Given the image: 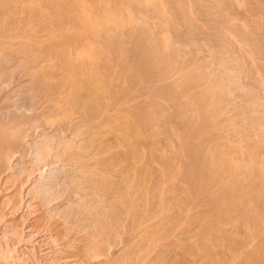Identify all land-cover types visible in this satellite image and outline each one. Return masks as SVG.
I'll list each match as a JSON object with an SVG mask.
<instances>
[{
	"label": "rangeland",
	"instance_id": "obj_1",
	"mask_svg": "<svg viewBox=\"0 0 264 264\" xmlns=\"http://www.w3.org/2000/svg\"><path fill=\"white\" fill-rule=\"evenodd\" d=\"M12 1V0H11ZM10 0H8V1H6V0H0V3L2 2V4L5 2V3H7V4H5L4 3V6L2 5V4H0L1 6V8H0V10H1V12L2 11H4L5 13H6V8L9 10V8H10V12L9 11H7V15L4 13V12H2V15H0V25H2L0 28V35H1V37H0V39H1V44H0V46H1V49H3V50H0V53L1 52H4V53H1V54H3V57L1 56V54H0V56H1V60H0V71L1 72H5L4 74L3 73H1V75H0V77H3V78H0V90H1V88L3 87V89L0 91V101H1V98L3 99V97H5V95H6V100H2V102H0V107H1V110H0V122H2L1 120H2V118H4V117H6L7 118V121H10V119L11 120H14V122L12 121V123H7V124H1V128H4L5 127V132H6V134H7V132H8V134H9V129L10 128H12V127H15V126H17V124H19V121L17 120V119H14L15 118V116H18V115H25V117H30L31 116V111L32 112H35V114H37L38 115V117L39 116H41V117H39V119L40 120H38V119H34V120H29L28 118H26L28 121H30V122H27V126L26 127H28V128H31L32 127V129L35 127V126H40V128H41V131H39L40 133H43L44 135H45V139H46V141H45V139H44V141H43V143H44V145H49V144H51L52 143V139H51V137H50V135H52L54 132H52V131H54L55 129H57L58 128V125H59V127H61L62 129H61V132L59 131L58 132V135L57 136H59V135H61V136H65L66 138L65 139H60V140H58V141H60V142H58L57 143V153H58V157H59V162L58 163H61V164H59V167L60 168H62L61 169V171H62V173H61V171L60 172H58L57 173V178H59L58 179V181H59V185L57 186V189H56V192H57V195H56V199L55 200H53V201H51L50 202V199H51V197H52V195L54 194V193H52V192H47V193H42L41 195L40 194H38L39 196H40V198H38L39 196L38 195H36L35 196V198L32 200L33 201V203L38 207V218H39V221L41 222V225L43 224V226H45L46 228H48V230H50L51 232H52V234H53V236L55 237V240H56V243L63 249V250H65L66 252L67 251H69L70 253H72V254H74V255H77V256H75L76 258H78V259H84V258H86V259H88V260H90V261H92V264H103L104 262V264H121L122 263V259L124 260L125 258V260L123 261V263L124 264H189V262L191 263V264H200L201 262H199L198 260H200L201 261V259H203L202 260V262L204 263V264H212L213 262H214V258H215V260H216V256H217V258H219V260L218 261H215L216 263H214V264H218V262L220 263L221 262V259H223V257L222 256H227V252L226 251H228V252H230L231 254H235L236 255V258H235V264H248L249 262V264H264L263 263V261H264V239H262L261 240V238H264V233H263V231H264V138L262 137L261 138V136H262V134H263V136H264V106L262 105L261 106V104H264L263 102H264V97H262V96H264V82H263V80L262 79H264V76H261V75H264L263 73V71H264V61H262L263 59H264V49H263V41H262V39H264V30L262 31V27L264 26V21H263V12H261V11H264V10H262V8H264V0H262V1H260L259 0V2H258V0H257V2H255V0H240L241 1V4H237V3H239L240 1L239 0H233V1H235V2H233L232 0H225V1H228V3H226L225 2V4H228V6L226 5V6H224L225 4H224V0L222 1V0H220L221 2H222V4L220 3V1H218L217 0V2H213V1H215V0H201L200 2H199V0L198 1H196V0H191V2H190V0H170V1H168L167 2V0H113V1H111V2H109V0H55V2H54V0H44V2H43V0H15V1H12L11 2ZM66 1H67V6H66ZM76 1V3H74ZM108 1V2H107ZM115 1V2H114ZM133 1V2H132ZM140 1V2H139ZM176 1L177 2V4H176V2H175V4H176V6H179L178 8L177 7H175V5H174V2ZM180 1H181V3H180ZM192 1L195 3H192ZM203 1H204V3H203ZM208 1V2H207ZM232 1V2H231ZM236 1H238V2H236ZM248 1V2H247ZM20 2H22V3H20ZM25 4H24V3ZM35 2V3H34ZM56 4V5H54V3ZM63 3V5H62V3ZM69 2H71L70 4H69ZM77 2L79 3L78 5H77ZM92 2H94V3H92ZM114 2V3H113ZM118 2L119 3H121V4H119L118 6H117V4H118ZM143 2V3H142ZM167 2V3H166ZM172 2H173V4H172ZM198 2V3H197ZM210 2H213V4H214V6L216 7H214L213 6V4H211ZM229 2H231L232 4H236L237 5V7H236V5L234 4L233 6H231L232 4H229ZM252 2V3H251ZM255 2V3H254ZM20 3V4H19ZM29 3V4H28ZM32 3L36 6H32ZM48 3V4H47ZM73 3V4H72ZM93 5V7L95 8V10H93L94 8L92 7V5ZM107 3V4H106ZM157 3V4H156ZM163 3H164V5H163ZM166 3V4H165ZM169 3V4H168ZM188 5V3H189V8H188V6L186 5V4ZM192 3V4H191ZM197 3V4H196ZM210 3V4H209ZM220 3V4H219ZM245 3L247 4V3H249L248 5H246V6H244L245 5ZM262 7H260L258 4ZM263 3V5H261V4ZM18 4H19V6H18ZM45 5V7H44V5ZM50 4H51V6H50ZM61 4V5H60ZM72 4V5H71ZM84 4V5H83ZM115 4H116V6H115ZM131 4H135V5H131ZM167 4H168V8L169 7H171V8H167ZM184 5L183 6V8H184V10L186 9V7L189 9V10H191V11H186L185 10V13H187L186 15H185V13H184V10H183V8H182V6L181 5ZM205 4V5H204ZM224 4V5H223ZM244 4V5H243ZM251 4H253L255 7H253V8H255V10L252 8V6L253 5H251ZM256 4V5H255ZM11 5H12V7H13V9H12V7H11ZM17 5V6H16ZM23 5V6H22ZM61 6V8L59 9L58 7H60ZM89 5L91 6V7H89ZM102 5V6H101ZM103 5H104V7H103ZM113 6V7H111V6ZM122 5V6H121ZM126 5V6H125ZM133 7H131V6ZM142 5V6H141ZM162 5V6H161ZM174 5V6H173ZM192 5H195V10L197 11H194V6H192ZM197 5V6H196ZM201 5V6H200ZM219 5V6H218ZM244 6V7H242L241 9H240V7L239 6ZM249 5H251V6H249ZM257 5L259 6V8H257ZM8 6H10V7H8ZM56 6H58V7H56ZM65 6V7H64ZM75 6H77V7H75ZM96 6H98V7H96ZM99 6H101V7H99ZM107 6V7H106ZM173 6V7H172ZM204 6V7H203ZM222 6H224V7H226V8H224V7H222ZM234 6H235V8H234ZM20 7V8H19ZM24 7H25V9H24ZM33 7V8H32ZM56 7V8H55ZM62 7L63 8H65V9H63L64 11L66 10V8H67V10H66V13L62 10ZM70 7V8H69ZM78 7L80 8V10L78 9ZM105 8V9H103V8ZM111 7V8H110ZM115 7V8H114ZM162 7V8H161ZM191 7H193V8H191ZM199 9H198V8ZM208 8V10L210 11H207V8ZM221 8V9H219V8ZM229 7V8H228ZM234 8V10L237 12H234L233 10H232V8ZM15 8H16V12H15ZM18 8V9H17ZM27 8H28V10L29 11H27ZM49 8H51V10H49ZM52 8H55V10L53 11L52 10ZM88 8V9H87ZM98 8V9H97ZM107 8H109V11L107 10ZM121 8V9H120ZM137 8V9H136ZM167 8V9H166ZM172 8L174 9H176V11L179 13H176L175 12V9L174 10H172ZM204 8H206V9H204ZM211 8H214V9H211ZM218 8V11L220 12V10H223V9H225V15L223 14V12H220V14H218L219 12L216 10ZM261 8V9H260ZM12 9V10H11ZM22 9V10H21ZM37 9H38V11H37ZM103 9V10H102ZM124 9H125V11H124ZM129 9V10H128ZM145 9H146V11H145ZM167 10V13H166V11H164V10ZM178 9H179V11H178ZM198 9V10H197ZM231 11V13H230V11ZM239 9H240V11H239ZM244 9V10H243ZM245 9H246V11H245ZM247 9H249V10H247ZM254 10V11H252L251 12V10ZM257 9H258V11L259 10H261L260 12L262 13H260V12H258L257 11ZM20 12V11H24V12H20L21 13V15L23 14V15H26V16H23L24 18H26V17H28V19H24L23 17L21 18V15L20 16H17V15H19L20 13L18 12V11ZM27 12H26V11ZM30 10H31V12H30ZM61 10V11H60ZM74 11V12H72V11ZM79 10V11H78ZM107 10V11H106ZM148 10V11H147ZM201 10V11H200ZM202 10H203V13H201L202 12ZM205 10H206V12H207V14H209V13H211L210 15H212V16H210V15H208L206 18V22H205V16L207 15V14H205L206 12H205ZM214 10V11H213ZM11 11H12V13H11ZM35 11V12H34ZM41 11V12H40ZM57 11V12H56ZM63 11V12H62ZM69 11H70V13H69ZM76 11V12H75ZM81 11V12H80ZM94 11V12H93ZM97 11L99 12V15H97ZM115 11V12H114ZM128 11H130V12H128ZM144 11H145V14H144ZM172 13H171V12ZM180 11H182L181 12V14H180ZM214 13H216L217 14V16H216V14H214ZM233 11V12H232ZM243 11H244V14H246V16L243 14ZM9 12V13H8ZM29 12V13H28ZM34 12V13H33ZM37 12H39L40 14H38ZM54 12V14H52ZM60 12H62V13H60ZM78 12H79V14H78ZM95 12H96V14H95ZM117 12V13H116ZM126 12V13H125ZM146 12H148V13H146ZM156 12V13H155ZM190 12V13H189ZM196 12V13H195ZM239 12H241V13H239ZM254 12H257V13H260L261 15V17L263 18V19H261V17L259 16V14L258 15H256ZM11 13V14H10ZM17 13H19V14H17ZM25 13V14H24ZM27 13V14H26ZM50 13V14H49ZM74 13V14H73ZM76 13H77V15H76ZM82 13V14H81ZM170 13V14H169ZM174 13L175 14H178L179 16H178V18H180V19H178L177 17H176V15H174ZM189 13V14H188ZM192 13V14H191ZM193 13H195V15L193 14ZM233 13V14H232ZM249 13H250V17L248 18V16H249ZM252 13V14H251ZM1 14V13H0ZM8 14H10V16H8ZM14 14V15H13ZM33 14H35L34 15V17H33ZM47 14H49L51 17H48L49 15H47ZM59 14H61V15H59ZM67 14V15H66ZM70 14H72V15H70ZM101 14V15H100ZM127 14V15H126ZM165 14V15H164ZM191 14V15H190ZM199 14H200V16H199ZM203 14H205V16H204V19H203V17L201 16V15H203ZM236 15L237 14V16H234V17H236V18H234L233 17V15ZM245 16H243V15ZM248 14V15H247ZM31 15H32V17H31ZM42 15H43V17H42ZM46 15H47V17H46ZM58 15V16H57ZM63 15H65L66 17H64ZM75 15V17L73 18V16ZM85 15H86V17H85ZM160 15V21L162 22H160V21H158L159 20V16ZM170 15H172V16H170ZM182 15L183 16H185V17H182ZM188 15H190V17L192 18V20H191V18H189V16ZM221 15V17H219V16ZM223 15V16H222ZM251 15H253V16H255L256 17V19H257V17H258V19L257 20H254L255 19V17H253V16H251ZM2 16V17H1ZM16 16H17V18H16ZM37 16H41V17H38L39 18V20L37 19ZM56 16V17H55ZM60 16V17H59ZM110 16H111V18H110ZM156 16V17H155ZM173 16H175V17H173ZM188 18H187V17ZM193 16V17H192ZM196 16V17H195ZM225 16H227V17H225ZM232 16V17H231ZM238 16H240L242 19L243 18H245V19H241L240 17L238 18ZM4 17V18H3ZM5 17H6V21H5ZM8 17V18H7ZM31 17V18H30ZM81 17H82V19H81ZM85 17V18H84ZM108 17V18H107ZM173 17V18H172ZM198 17V18H197ZM202 18V21H200L201 20V18ZM218 19L219 18V20H213V19H216V18ZM223 17V18H222ZM231 19H230V18ZM259 17H260V19H259ZM3 18V19H2ZM10 18H11V20H10ZM13 18V19H12ZM20 18V19H19ZM33 18V19H32ZM49 18H51V19H49ZM56 18V19H55ZM72 20H71V19ZM78 20H82V21H78ZM99 18V19H98ZM137 18V19H136ZM139 18H142V19H140V21H138V19ZM146 18V19H145ZM187 20H189V21H187ZM193 18H195V19H193ZM212 18V19H211ZM225 18V19H224ZM229 18V19H228ZM232 18L234 19V20H232ZM237 18H238V20H237ZM246 18H248V19H246ZM253 18V19H252ZM24 19V20H23ZM32 20V23H31V27H29L30 26V22L29 21H31ZM36 19L38 20V21H36ZM40 19H41V21H44V22H42L41 23V21H40ZM44 19V20H43ZM47 19H49V20H51L52 22L51 23H49L50 21L49 20H47ZM55 19V21H53ZM64 19V20H63ZM75 19H76V21H75ZM93 19V20H92ZM101 19V20H100ZM148 19V20H147ZM158 19V20H157ZM171 19V20H170ZM183 19H185V20H183ZM196 19H198L197 21H196ZM200 19V20H199ZM228 19V20H227ZM239 19H241V20H239ZM253 21V23H254V25H253V23H252V21ZM2 20V21H1ZM3 20L5 21V23L3 22ZM9 20V21H8ZM14 20V22H12ZM23 20V21H22ZM29 20V21H28ZM63 20V21H62ZM71 20V21H70ZM74 20V21H73ZM106 20V21H105ZM170 20V21H169ZM174 20H175V22H174ZM178 20V21H177ZM180 20V21H179ZM183 20V21H182ZM208 20V21H207ZM213 20V21H212ZM226 22H225V21ZM230 20V21H229ZM233 21V23H234V21L236 20V22H235V25L234 26H228V24L229 25H231V23H232V21ZM248 21V23L246 22V21ZM259 20V21H258ZM11 21V22H10ZM21 23L22 22V24L25 26L26 25V27H23V26H21L22 24H20L19 22ZM35 23H34V22ZM40 21V22H39ZM47 21V22H46ZM49 21V22H48ZM58 21H61L60 23L58 22ZM67 22V24H66V22ZM78 21V22H77ZM130 21H131V24H130ZM135 21V22H134ZM143 21L145 22L144 24H143ZM149 21V22H148ZM184 21H187V22H184ZM194 21V22H193ZM198 21H200V22H198ZM210 21V22H209ZM218 21V23H212V22H217ZM220 21H223V22H220ZM229 21V22H228ZM243 25H240V23ZM17 22V23H16ZM26 22H28V24L26 23ZM53 22H54V24H53ZM64 22H65V24H64ZM73 23V25H72V23ZM75 22V23H74ZM104 22V23H103ZM137 22L138 23H141L142 22V24H138L137 25ZM157 24H156V23ZM173 22V23H172ZM181 22V25H178V23H180ZM188 22H192L191 24H189ZM198 22V23H197ZM205 23V25H206V27H205V25L203 24V23ZM208 22L213 26H210V24H208ZM224 22L227 24H224ZM228 22V23H227ZM231 22V23H230ZM239 24H238V23ZM255 22H257L256 24H255ZM261 22V23H260ZM262 22H263V24H262ZM3 23V24H2ZM7 23V24H6ZM25 23V24H24ZM34 23V24H33ZM40 24V26H47L46 25V23L48 24V28L46 27L45 28V26H44V28L42 27H40L39 26V24ZM45 23V24H44ZM56 23H57V25L58 26H56ZM80 23H82V24H80ZM133 23V24H132ZM165 25H164V24ZM190 26H192V29H191V27L189 28V25ZM194 23V24H193ZM195 23H197L198 24V27H197V24H196V26H195ZM202 24V26L204 27L203 28V30L206 28V30H202V26L200 25V24ZM207 23V24H206ZM222 23V24H221ZM232 23V24H233ZM245 23V24H244ZM248 25H247V24ZM9 24V25H8ZM10 24H11V27H8V26H10ZM17 24L19 25V26H17ZM51 24V25H50ZM53 24V25H52ZM60 24V25H59ZM77 24H79V25H77ZM104 24V25H103ZM130 24V25H129ZM160 24V25H159ZM175 24V25H174ZM186 24V25H185ZM258 24V27L256 26ZM260 24V25H259ZM7 25V26H6ZM13 25H15V26H17L16 27V29L19 31V32H14L15 31V26H13ZM38 25V26H37ZM67 25V26H66ZM70 25V26H69ZM75 25H77L76 26V28L75 29H73L74 27H75ZM96 25V26H95ZM106 25H107V27H106ZM110 25L111 26H113V27H110ZM137 25V26H136ZM142 25H144V26H142ZM153 26V29H152V26ZM178 27H177V26ZM216 25V26H215ZM220 27H219V26ZM222 25V26H221ZM223 25H224V27H223ZM245 25H247V26H245ZM5 26L7 27V28H5ZM37 26V27H36ZM69 26V27H68ZM86 26V27H85ZM125 26V27H124ZM127 26H129L128 28H127ZM136 26V27H135ZM139 26V27H138ZM146 26V27H145ZM147 26H148V28H149V26H150V29L149 30H147ZM176 26V27H175ZM179 26L181 27V28H179ZM183 26H184V28H183ZM193 26L195 27V28H193ZM211 27L212 29H213V31H215V32H211L210 30H211V28H210V30L208 29V27ZM215 26V27H214ZM218 26V27H217ZM228 26V27H227ZM238 26H239V28H238ZM241 26V27H240ZM252 26V27H251ZM253 26H254V29H253ZM256 26V27H255ZM14 27V28H13ZM21 27L22 28H26V29H22V30H20L21 29ZM27 27H28V29H27ZM35 27V28H34ZM40 27V28H39ZM50 27H51V29H50ZM59 27H61L59 30H58V28ZM77 27H79V28H77ZM84 27V28H83ZM88 27V28H87ZM110 28V29H108V31H106V28ZM122 27V28H121ZM124 27V28H123ZM136 28V30H134L135 28ZM137 27H138V29H137ZM174 27V28H173ZM185 27H187L188 29H186ZM201 27V28H200ZM243 27H245L244 28V30L245 31H247V32H245L244 30H243ZM248 27V28H247ZM251 27V28H250ZM10 30H9V29ZM13 28V29H12ZM34 28V29H33ZM36 28H39V29H37L36 30ZM64 28H65V30H64ZM67 28V29H66ZM71 28V29H70ZM80 28H82L81 30H83V29H87L88 31V34H87V32H86V29H85V31L83 30V31H81L80 30ZM133 30H132V29ZM140 28V29H139ZM143 28H145V29H143ZM157 28V29H156ZM172 28V29H171ZM200 28V29H199ZM217 28V29H216ZM218 28H220L219 30L220 31H224L223 33L224 34H222L221 36L219 35V38H218V42L216 41V42H212V41H214L213 39L214 38H212V40L211 39H208V38H211V37H213V36H216L215 37V39L218 37V34L219 33H222V32H220L219 30H218ZM222 28H225V29H222ZM238 28V29H237ZM242 28V29H241ZM31 29V31H29ZM41 29V30H40ZM44 29H48V30H44ZM63 29V30H62ZM73 29V30H72ZM92 29V30H91ZM99 29H100V31H99ZM112 29H113V33H115L117 36H118V38L116 37V35L114 36V34L113 33H111L110 34V32H112ZM119 30V31H116V30ZM123 29H125V30H123ZM142 29V30H141ZM163 29V30H162ZM179 29V30H178ZM190 29V30H189ZM196 31V33L198 32L197 31V29L200 31V32H202V34H203V36L202 35H200L199 33L200 32H198L197 34V36L200 38L199 40L196 38V37H194L193 35H195V31ZM215 29V30H214ZM227 29V30H226ZM228 29H236L235 31H234V33H233V30H232V32L230 31V30H228ZM252 29V30H251ZM256 29V30H255ZM257 29H260L259 31L257 30ZM4 30L6 31V35L8 34L9 35V32H10V34L12 33V36L10 37V36H6V38L5 37H3V33H4ZM9 30V31H8ZM11 30H12V32H11ZM28 30V31H27ZM33 30H34V32H33ZM40 32H39V31ZM50 30H51V32H50ZM131 30V31H130ZM146 30V31H145ZM162 30V31H161ZM165 30V31H164ZM181 30V31H180ZM186 30V31H185ZM191 30H192V32H191ZM208 30V31H207ZM237 30H241V32L243 33V36H242V34H241V32H239L240 33V35L238 34V31ZM251 30V32H249ZM254 30V31H253ZM3 31V32H2ZM20 31H21V33H20ZM25 31V32H24ZM27 31V32H26ZM60 31H62L61 33H59ZM66 31V32H65ZM80 32V34L79 33H77V32ZM100 33H99V32ZM121 31V32H120ZM128 31V32H127ZM138 31H139V33H138ZM140 31H141V33H140ZM145 33H144V32ZM174 32V33H172V32ZM187 32V34L186 33H183V32ZM189 31H190V33H189ZM219 31V32H218ZM228 31H230V32H228ZM236 31H237V34H236ZM257 31V32H256ZM263 33H262V32ZM14 32V33H13ZM24 34H23V33ZM29 32V33H28ZM31 32H32V34H31ZM37 32V33H36ZM47 32V33H46ZM68 32V33H67ZM72 32H74V33H72ZM83 32V33H82ZM98 32V33H97ZM122 34H120V33ZM133 32H135V33H133ZM169 32V33H168ZM171 32V33H170ZM177 32H178V34H180V35H178L177 34ZM181 32V33H180ZM194 32V33H193ZM204 32V33H203ZM209 32V33H208ZM254 32V33H253ZM261 33L260 35H258L259 33ZM2 33V34H1ZM16 33H20L21 34V37H20V34L18 35V34H16ZM27 35H26V34ZM44 33H46V35H44ZM49 33H50V35H51V33H52V35L50 36L49 35ZM71 33V34H70ZM77 33V34H76ZM96 33V34H95ZM102 33V34H101ZM106 33V34H105ZM108 33V34H107ZM137 33V34H136ZM208 33V34H207ZM211 33V34H210ZM227 33H228V35H227ZM247 33V34H246ZM252 33V34H251ZM256 33V34H255ZM34 34L36 35V37L34 36ZM40 34V35H39ZM48 34V35H47ZM54 34H56V36L54 35ZM64 34H67V35H65L64 36ZM69 34V35H68ZM86 36H85V35ZM94 34V35H93ZM119 34V35H118ZM124 34V35H123ZM134 34V35H133ZM139 34V35H138ZM154 36V38H152L153 36ZM154 34H156V35H154ZM160 34V35H159ZM175 34H177L178 35V38H177V35H175ZM188 34H189V36H188ZM191 34H192V36L194 37V39H193V37H191ZM207 36H209V37H207ZM210 34V35H209ZM216 34V35H215ZM231 34H233V35H231ZM235 34H236V36L238 37V39L240 38V37H242V38H240L239 40L236 38V36H235ZM254 34H255V36H254ZM17 35V38L15 37ZM30 35V36H29ZM42 35V36H41ZM44 35V36H43ZM60 35H62V36H60ZM83 35H84V38H83ZM98 36V37H95V36ZM101 35H104L103 37H101ZM109 35H111V36H109ZM143 35L145 36L144 38L146 39V40H144V38H143ZM182 35V36H181ZM213 35V36H212ZM223 35H225V37L223 36ZM227 35V36H226ZM231 35V36H230ZM244 35H247L246 36V38H245V36ZM248 35L251 37H248ZM253 35V36H252ZM5 36V35H4ZM32 36V37H31ZM40 36V38H38ZM59 36V37H58ZM63 36H64V39H66V41H70V42H66V44H64L63 43V46H62V43L61 42H63ZM67 36V37H66ZM72 37L73 36V38H71L72 40H74V41H72L71 39H70V37ZM79 36V37H78ZM105 36H107L106 38H105ZM113 36V37H112ZM142 38H141V37ZM152 36V37H151ZM155 36H159L160 37V39H159V37H158V41H157V37H156V39H155ZM179 36H180V38H179ZM185 36H188V39H187V41H185L186 39H185ZM205 36V37H204ZM233 36V37H232ZM15 37V38H14ZM20 37V38H19ZM30 37V38H29ZM43 37H45V39L43 38ZM50 37V38H49ZM59 39H58V38ZM61 37V38H60ZM93 37H95L96 39H94ZM110 37V38H109ZM115 37V38H114ZM123 37V38H122ZM127 37V38H126ZM130 37V38H129ZM136 37V38H135ZM172 37V38H171ZM184 37V38H183ZM189 37H191V38H189ZM230 37H232L233 39H234V41H233V39L232 38H230ZM248 37V38H247ZM254 39H253V38ZM257 37H258V39H257ZM260 37H262L261 39H260ZM8 38H12L11 40L10 39H8ZM19 38V39H18ZM24 40V41H20V40H22V39ZM25 38V39H24ZM26 38H28V39H26ZM35 38H37V39H35ZM42 38V39H41ZM46 38H49L48 40H46ZM57 39V41H55L56 39ZM77 38V39H76ZM79 38V39H78ZM103 38H105V41H104V39ZM107 38H108V40H107ZM133 38V39H132ZM187 38V37H186ZM196 38V39H195ZM203 38H204V40H203ZM206 38H207V40H208V42L207 41H205L206 40ZM223 39V38H226V40H227V42L225 41H223V40H225V39H223V40H220V39ZM243 38H245V39H243ZM251 39V41H250V39ZM7 39V40H6ZM40 39V40H39ZM50 39H52V41L50 40ZM77 41H76V40ZM99 39V40H98ZM102 39V41L103 42H101L100 40ZM111 39V40H110ZM115 39H117L118 41H115ZM120 39L121 40H123L122 42L120 41ZM130 40V41H128V40ZM142 39H143V41H142ZM147 39H150V40H147ZM151 39H153L152 41H153V44L150 46V44L152 43L151 42ZM181 39H184V40H181ZM192 39V41H190ZM229 39L230 40H232L234 43H232V41H229ZM243 39V40H242ZM248 39H249V42H247V43H245L246 41H248ZM256 39V40H255ZM260 39V40H259ZM16 40V41H15ZM17 40L19 41V42H17ZM25 40H27L26 42H25ZM30 40H32V42L30 41ZM37 40V41H36ZM47 41L46 43L44 42L43 43V41ZM82 40V41H81ZM95 40H96V42H95ZM127 40V41H126ZM170 40H173V42L172 41H170ZM178 40V41H177ZM189 40V41H188ZM195 40H198V41H200L199 42V44H197L198 42L197 41H195ZM210 40V41H209ZM259 40V41H258ZM2 41H3V43H2ZM6 41H7V43H6ZM32 43H30V42ZM40 41V42H39ZM59 41H61L60 43H59ZM65 41V40H64ZM80 41V43H78ZM95 42V45H94V42ZM107 41H109V42H111L112 44H111V46H110V43L108 44V42ZM114 41H115V44H114ZM120 41V42H119ZM137 42V44H138V46H137V44H136V42ZM148 42V43H146V44H144L145 42ZM150 41V42H149ZM164 41H166V42H164ZM170 41V42H169ZM183 41V42H182ZM223 42V44L224 45H226V47L225 46H223V45H221V43ZM230 42V48H231V51H230V48H229V44H227V43H229ZM243 43H242V42ZM253 41V42H252ZM9 42V43H8ZM16 44H15V43ZM21 42H22V44H21ZM42 42V43H41ZM55 42V43H54ZM83 42H85L84 44H83ZM99 42V43H98ZM107 42V45H105V43ZM121 43V45L119 44V43ZM142 42V43H141ZM157 42V43H156ZM176 42H178V43H180L181 42V44H180V46H178L179 44L178 43H176ZM184 42H185V44H186V47H185V44H184ZM187 42H189V43H193V42H195V43H193L192 45H193V47L192 46H190ZM205 42H206V44H205ZM239 43V44H235V43ZM240 42H241V44H240ZM263 42V43H262ZM10 43H12L11 45H9ZM26 45H25V44ZM29 45H28V44ZM36 43H39V44H36ZM50 43V44H49ZM53 43V44H52ZM58 43H59V45H58ZM67 43H71L73 46H71V45H69L70 46V49H69V46L67 47ZM74 43H77V44H74ZM93 43V44H92ZM100 43H102L101 45H102V47H101V45H99ZM103 43H104V45H103ZM131 43V44H130ZM140 43V44H139ZM172 45V47H171V49L172 50H174V52H172V50L171 49H169L170 48V44ZM184 45H183V44ZM203 43V45L205 44L206 46V48H207V50H206V48L204 49L203 47V45H201ZM208 43H209V46H207L208 45ZM213 43V44H212ZM220 44V45H215V44ZM250 43V44H249ZM252 43V44H251ZM257 43V44H256ZM7 44V45H6ZM14 44V45H13ZM48 46L49 45V47L51 46V45H53L55 48H56V44H57V47L59 48V50H58V48H56V51H55V48H53V46H51L50 48L49 47H46V45ZM120 45V47H119V45ZM128 44V45H127ZM142 44L144 45V46H142ZM176 44H178L176 47H175V45ZM188 44V45H187ZM196 44V45H195ZM235 44V45H234ZM256 46H254V45ZM261 44V48L263 49H260V47H258L259 45ZM4 47H3V46ZM13 45V46H12ZM16 45V46H15ZM19 45H20V47H22V48H20L19 47ZM22 45V46H21ZM35 45V46H34ZM37 45V46H36ZM77 45H79V47L77 46ZM99 45V47H98V49L96 48V50L94 49V47H97ZM112 45H113V48H112ZM114 45H118L117 47H114ZM126 45V46H125ZM141 45V46H140ZM149 45V46H148ZM156 45H158V47L156 46ZM212 45V48L214 47H216V46H218L217 47V49H218V51H216L214 48H213V50H212V48L210 47ZM233 45V46H232ZM237 45H239V46H237ZM253 47H252V46ZM8 48H7V47ZM12 46V47H11ZM19 47V48H14V47ZM24 46H27V47H24ZM33 46V48H31ZM43 46V47H42ZM107 46V47H106ZM140 46V47H139ZM145 46H146V49L147 50H143V49H145ZM153 46H155V48H152ZM173 46H174V48H173ZM182 46V47H181ZM186 48V52H187V54L188 55H186V52H185V48ZM195 46V47H194ZM198 46V47H197ZM237 47V49L239 50V52H238V50L237 49H234V48H236ZM246 46H248V47H246ZM30 47V48H29ZM38 47V48H37ZM40 47H41V49H40ZM44 47H46V48H44ZM73 47V48H72ZM74 47H75V49L77 50H75L74 49ZM110 47V48H109ZM122 47V48H121ZM127 47V48H126ZM133 47V49H131ZM144 47V48H143ZM147 47H149V49H153V50H148V48ZM179 47V48H178ZM197 47V49H201L200 51L198 50V52L197 53H200L199 55L196 53V51H197V49H194V48H196ZM204 49V51H203V49ZM223 47H225L226 49H228L229 51H227L225 48L223 49L222 48V50H221V48ZM233 47V48H232ZM255 47V48H254ZM4 48H6V51H5V49ZM10 48V49H9ZM11 48H12V50L13 51H15V50H17V51H19V53H16L15 55H14V53L11 51ZM27 49V48H29V49H31V50H29V51H34V49H35V51L34 52H36V50L39 52V50H42V48H43V52H42V54H41V51H40V54L37 52L36 54H34L33 52H29L28 51V49L27 50H25V49ZM62 48H63V50L64 51H62ZM68 48V49H67ZM78 48V49H77ZM101 48V49H100ZM105 48V49H104ZM116 48H118L117 50H115ZM136 48V49H135ZM157 48H158V50H157ZM178 48V49H177ZM182 48H184V49H182ZM209 48V49H208ZM220 48V49H219ZM246 48V49H245ZM259 50H258V49ZM22 49V50H21ZM67 50V53L69 54V52H71L70 54H71V56H68V54L66 53V50ZM81 49V50H80ZM103 49V50H102ZM112 49V50H111ZM127 50L126 52H124L125 50ZM142 49V50H141ZM154 49H156V50H154ZM160 49L162 50L161 52L163 53H160ZM181 49V50H180ZM194 49V50H193ZM233 49V50H232ZM242 49V50H241ZM248 49V50H247ZM257 51H256V50ZM45 50H46V52H45ZM48 50H50V51H48ZM53 50H54V52H56V53H54L53 52ZM70 50V51H69ZM93 50V51H92ZM94 50H95V52H94ZM100 50L101 51V53H98V51ZM113 53V55H112V53H110V51ZM137 50V53L135 52V51ZM188 50V51H187ZM210 50H212V51H210ZM215 50V51H214ZM222 51V52H220V51ZM236 50V51H235ZM245 50H247V51H245ZM250 50V51H249ZM254 50V51H253ZM261 50V51H260ZM9 53H11L10 55H12L13 54V56H16V58L15 57H11V56H9V54H8V52ZM11 51V52H10ZM24 53H26V54H24ZM27 51H28V53H27ZM99 51V52H100ZM105 51H107V52H105ZM123 51V52H122ZM141 51H143V52H141ZM144 51H147V52H145L146 54H143L144 53ZM155 53H154V52ZM157 51H159V52H157ZM178 51V52H177ZM181 51V52H180ZM206 51H207V54H206ZM210 51V52H209ZM224 51L226 52H228V54L227 53H224ZM235 52V55H233V53ZM240 51H241V53H240ZM244 51V52H243ZM259 51V52H258ZM22 52V53H21ZM58 52V53H57ZM60 52V53H59ZM97 52V54H99L100 55V57L97 55V54H95V56H94V53H96ZM128 52V53H127ZM130 52V53H129ZM133 52H135V54L137 55H135V54H133ZM150 52V53H149ZM180 52V53H179ZM191 52H193V54H189V53H191ZM203 54H202V53ZM211 52H214V53H211ZM216 52V53H215ZM218 52V53H217ZM243 52V53H242ZM246 52V53H245ZM249 52H250V54H249ZM252 52V53H251ZM49 53V54H48ZM90 53V54H89ZM93 53V54H92ZM106 53V54H105ZM123 53H125V54H123ZM141 53V54H140ZM152 53H154L153 54V58H151L152 57ZM176 53L178 54V55H176ZM195 53H196V56H195ZM209 53V54H208ZM225 54L226 56L227 55H229V56H223L222 57V54ZM229 53H231L232 54V56H231V54H229ZM238 53H240V54H238ZM245 53V54H244ZM7 54V55H6ZM22 54H24L23 55V57H22ZM29 54V56H27ZM39 54V55H38ZM69 54V55H70ZM92 54V55H91ZM108 54L110 55V56H108ZM121 54H123L122 56H121ZM139 54V55H138ZM143 54V57L142 56H140V55H142ZM156 54V56H154ZM159 54H161V58H158V57H160V55ZM166 54V55H165ZM170 54V55H169ZM173 54V55H172ZM181 54V55H180ZM211 54H213V55H215V57L216 58H214L213 57V55H211ZM241 54H243V56H244V58L246 59V60H244L243 61V59L244 58H242L243 56L241 55ZM247 54V55H246ZM30 55H31V57H30ZM36 55H38L37 57H36V60H35V56ZM43 55V56H42ZM45 55V56H44ZM52 55V56H51ZM60 55V56H59ZM65 55V56H64ZM78 55H79V57H78ZM107 55V57H109L108 59L105 57ZM116 55V56H115ZM119 55V57H117ZM127 55H132L130 58H129V56H127ZM135 55V56H134ZM144 55L145 56H150V57H148L147 56V58H145L144 57ZM165 55V57H163ZM183 55H184V58L182 59V57H183ZM194 55V56H193ZM198 55V56H197ZM202 55V56H201ZM210 55H211V57H210ZM217 55V56H216ZM221 56V59H219L218 60V57H220ZM238 55V56H237ZM7 56V57H6ZM9 56V57H8ZM20 56H21V58L23 59H25V61H24V59L22 60L21 58H20ZM32 56H34V57H32ZM73 56V57H72ZM124 56H125V59H124ZM127 56V57H126ZM138 56H140L141 57V59H139L138 60V58H140V57H138ZM169 56H171L170 57V59H171V63H172V61H173V63H172V65H170V62H168V60H166V57H167V59H169ZM178 56V57H177ZM186 56H187V59H186ZM195 58V60H194V58ZM200 56V57H199ZM205 56V57H204ZM210 57V60H211V62H210V60H208L209 59V57ZM236 56V57H235ZM241 56V57H240ZM245 56H247V57H245ZM256 56H258V57H256ZM5 57V59H6V61H7V58L9 59L8 61H15L16 60V62H17V64L15 63V62H6L5 61V59H3L2 60V58H4ZM20 59H19V58ZM27 57V58H26ZM28 57L30 58V59H28ZM51 57H52V59H51ZM56 57V59H58V60H56V59H54ZM58 57V58H57ZM67 57H69V58H67ZM103 57V58H102ZM113 57H115V59H113ZM155 57H157V58H155ZM180 57V59H178ZM199 57V58H198ZM232 57H234V58H232ZM237 57H239V62L238 61H236V60H238V58ZM260 57H262V59H259ZM41 59L40 61L38 60V59ZM50 58V59H49ZM65 58H66V61L68 62H66L65 61ZM73 58V60H71ZM83 60H82V59ZM101 58V59H100ZM105 58L108 60H105ZM119 59V61H118V59ZM143 58H145V59H147V60H145V59H143ZM148 58H149V60H148ZM155 58V59H154ZM164 58V59H163ZM173 58H175V59H173ZM196 58H197V60H196ZM213 58L216 60H214V62H216V64L213 62ZM224 58H227L228 60H229V64L228 63H226L227 62V59H225L226 60V62H225V60H224ZM235 58H237V59H235ZM251 58V59H250ZM13 59V60H12ZM33 59H34V61H33ZM74 59L75 60H77L78 61V63H77V61L74 63V64H72L73 62H74ZM79 59H81V61L79 60ZM99 59V60H98ZM123 59L125 60L124 62H123ZM133 61H132V60ZM151 59V60H150ZM157 59H158V61H157ZM160 59V60H159ZM169 59V60H170ZM186 59V60H185ZM190 59H191V61H190ZM203 61H201V60ZM207 61H206V60ZM235 59V60H234ZM254 59H255V61H257V64H256V62L254 61ZM257 59H259V60H257ZM18 60H22L20 63H19V61ZM29 60V61H28ZM60 60H61V62H60ZM71 60V61H70ZM86 60V61H85ZM89 60V61H88ZM92 60L94 61V63L92 62ZM101 60V61H100ZM103 60H104V62L106 61L107 62V64L108 65H110V69L112 68V70H106L105 68H106V66L107 65H104V64H106V62L105 63H103ZM111 62H110V61ZM113 60V61H112ZM131 60V61H130ZM140 60H143L142 61V63H141V61ZM148 63V66H146L147 65V63L145 62V61ZM163 60V61H162ZM164 60L166 61V62H164ZM180 60V61H179ZM189 60V61H188ZM196 61L195 63H194V61ZM253 61V62H251V61ZM263 62H261V61ZM2 61V62H1ZM25 63H24V62ZM29 62V63H26V62ZM30 61H33V62H30ZM36 61V62H35ZM38 61H39V63H38ZM45 61H46V65H45ZM51 61V62H50ZM54 61L56 62V63H54ZM57 61H59V62H57ZM83 61V62H82ZM86 62V64H88V66L85 64V62ZM91 61V64L90 63H88V62H90ZM96 61H99L101 64H102V66H99V65H101L99 62H96ZM115 61H118V62H115ZM121 61V62H120ZM138 62V64H137V62ZM151 61L154 63V64H149V62L151 63ZM162 61V62H161ZM183 62V64H182V62ZM187 63H185V62ZM192 61H193V63H192ZM223 61V63H219V62H222ZM234 61H235V64H234ZM240 61L242 62L241 64L242 65H240ZM247 61V62H246ZM261 62L262 64H261V68H259L260 66H259V62ZM4 62H5V64H6V66H5V64H4ZM42 64H41V63ZM63 62H64V65H63ZM81 62V63H80ZM131 62V63H130ZM132 62H134V63H132ZM168 62V64H166ZM175 62V63H174ZM214 63L213 65L211 64V63ZM218 62V63H217ZM233 63V66H232V68H231V63ZM237 62V63H236ZM245 64H244V63ZM11 64V65H8V64ZM14 63H15V65H17V66H15L14 65ZM21 63H23V66H22V64ZM33 64V65H31V64ZM36 63V64H35ZM66 63V64H65ZM80 63V64H79ZM114 63V64H113ZM115 63H117L116 65H115ZM120 63H122L121 65H120ZM137 65H136V64ZM139 63H140V65H139ZM144 63H146L145 65H144ZM159 63H162L163 65H159ZM165 63V64H164ZM177 63V64H176ZM180 63V64H179ZM188 63H192L191 65L189 64L188 65ZM197 63V66L195 65ZM199 63V64H198ZM225 63V64H224ZM239 63V64H238ZM249 64V66H248V64ZM20 65V67H21V69L20 68H17V67H19V65ZM27 64H30L29 66H27ZM39 64H41V65H39ZM44 64V65H43ZM52 64V65H51ZM62 64V65H61ZM72 64V65H71ZM79 65V66H76V65ZM83 64H85V66L83 65ZM97 64H99L98 66H97ZM178 64L180 65V66H178ZM182 64V65H181ZM208 64V65H207ZM222 64H224V65H222ZM247 64V65H246ZM7 65H8V67H7ZM37 65H38V67H37ZM48 65V66H47ZM61 65V66H60ZM66 65H68L67 67H65ZM90 65V66H89ZM93 65V66H92ZM112 65H114L113 67H112ZM127 65V66H126ZM130 65V66H129ZM132 65V66H131ZM133 65H135L134 67H133ZM138 65H139V67H138ZM142 65V66H141ZM169 67H167V66ZM175 65V66H174ZM184 65H188V67L186 66V68H189V69H186L185 68V66ZM192 65H195V66H192ZM203 66V68H201V66ZM206 65V66H205ZM222 65V66H221ZM235 65V66H234ZM244 65V66H243ZM246 65V66H245ZM251 65V66H250ZM263 65V66H262ZM10 66V67H9ZM11 66H15L14 68L12 67L11 68ZM34 68H33V67ZM42 66V67H41ZM60 66V67H59ZM96 66V70H94L95 67ZM121 66V67H120ZM123 66H124V68H123ZM144 66H146V67H144ZM149 66H152V67H149ZM162 66V68H159V67H161ZM176 66H178V70H177V67ZM191 66V67H190ZM212 68H211V67ZM214 66H215V68H214ZM226 66H227V68H226ZM228 66H230L229 67V69H228ZM241 66V67H240ZM258 66V67H257ZM23 67L25 68V69H23ZM45 67V68H44ZM47 67V68H46ZM53 67H54V69L56 68V71L54 70L53 71ZM58 67H59V69H58ZM78 67V68H77ZM82 67V68H81ZM109 67V66H108ZM117 69H116V68ZM120 67V68H119ZM143 67V68H142ZM156 67V68H155ZM173 67V68H172ZM175 67V68H174ZM181 67H183L182 68V70H180L181 69ZM193 67V68H192ZM197 67H199V69L200 70H202L201 71V74L199 73L200 71L198 70V71H196L197 72V75H193L194 74V70H196V69H198ZM205 67V68H204ZM207 67V68H206ZM210 67V68H209ZM217 67V68H216ZM223 67H225V69L223 68ZM236 67V68H235ZM240 67V68H239ZM244 67V68H243ZM245 67H246V69H245ZM256 67L258 68L257 70H256ZM11 68V69H10ZM29 68V69H28ZM31 68H32V70H31ZM42 70H41V69ZM61 68V69H60ZM66 68H68V69H66ZM89 69V70H86V69ZM94 68V69H93ZM102 68H104V69H102ZM114 68V69H113ZM131 68H132V70H134V71H132V72H130V70H131ZM134 68V69H133ZM141 68H142V70H141ZM144 68H146L145 70L147 71H145V70H143ZM149 68V69H148ZM154 68V69H153ZM158 68V69H157ZM196 68V69H195ZM209 68V69H208ZM252 68H254V69H252V72H244V71H246L247 69L249 70V71H251V69ZM5 69V70H4ZM19 69H20V71H22V73L19 71ZM35 69V70H34ZM58 69V70H57ZM65 69H66V72H64L65 71ZM83 69V70H82ZM84 69L86 70L85 71V73H87L86 74V76H84L85 74H84V72H82V71H84ZM108 69V68H107ZM123 69V70H122ZM129 71H128V70ZM141 70V72H145V74L143 75V74H141L140 73V71L139 70ZM151 69H153V70H151ZM159 69H161L160 71H159ZM173 69V70H172ZM192 69V70H191ZM212 69H213V71H212ZM215 69H216V71H215ZM218 69V70H217ZM228 71H227V70ZM232 69L234 70V72L235 71H238V72H235L233 75H231V72H233L232 71ZM237 69H239V70H237ZM261 69H263V70H261ZM7 70V71H6ZM11 70V71H10ZM16 70H18L17 72H16ZM26 70V71H25ZM29 70V71H28ZM36 71L35 73H34V71ZM62 70H63V73H62ZM71 70H74L75 72H76V70H77V72L75 73L74 71H72V73H71ZM80 70V73L78 72ZM82 70V71H81ZM103 70H105V71H103ZM114 70V71H113ZM127 70V71H126ZM138 70V71H137ZM148 70H151V71H149L148 72ZM155 70V71H154ZM186 70H187V72H186ZM189 70V71H188ZM204 70H207L206 72H203ZM225 70H226V72H225ZM229 70L231 71L229 74H228V72H229ZM247 70V71H248ZM257 71V72H255V71ZM11 73H10V72ZM31 71V72H30ZM37 71H38V73H37ZM58 71V72H57ZM90 71V72H89ZM92 71V72H91ZM93 71H94V73H93ZM99 71V72H98ZM107 71H108V73H107ZM112 73H111V72ZM119 71V72H118ZM136 71V72H135ZM157 71V72H156ZM158 71H159V73H158ZM174 71H175V73H174ZM177 71H179L180 72V74H178L179 72H177ZM186 72V73H184V75L182 74L181 75V73L182 72ZM192 71H194V72H192ZM211 71V72H210ZM220 71V72H219ZM223 71V72H222ZM242 71V72H241ZM253 71H254V73H253ZM262 73H260V72ZM14 72V73H13ZM20 72V73H19ZM23 72H25V74L23 73ZM27 72H29V73H27ZM54 72V73H53ZM57 72V73H56ZM69 73V75H68V73ZM102 72H103V74H102ZM118 73V76L115 74V73ZM126 74H125V73ZM151 72V73H150ZM164 72V73H163ZM171 72V73H170ZM177 72V73H176ZM190 72H192V75H193V77L195 78L194 79V81H192L193 80V77H192V75H190L189 76V74L188 73H190ZM196 72H195V74H196ZM203 72V73H202ZM208 72V73H207ZM217 72H219V74L220 75H222V76H219V74L217 73ZM226 74H225V73ZM26 73H27V77H26ZM33 73V74H32ZM58 73H60V74H58ZM66 73H67V76H64V75H66ZM74 73V74H73ZM77 73H78V75H77ZM99 73V74H98ZM106 73H107V76H106ZM128 73V74H127ZM136 73H138V74H136ZM141 75H140V74ZM146 73H148L147 75H146ZM149 73H150V75H149ZM154 73H156L157 75H158V77H157V75H155ZM161 73H163V74H161ZM167 75H166V74ZM173 73V74H172ZM208 75H207V74ZM212 73V74H211ZM217 73V74H216ZM224 73V74H223ZM248 73V74H247ZM251 73H253V75H254V78H253V76L251 75ZM255 73H257V74H255ZM6 74V75H5ZM17 74H21L20 76H22V78L19 76H15V75H17ZM23 74V75H22ZM28 74L30 75V78H29V76H28ZM55 74V75H54ZM94 74V75H93ZM121 74H123L124 76H125V78L123 77L122 78V76L123 75H121ZM135 74H136V76H135ZM161 74V75H160ZM179 76H178V75ZM191 74V73H190ZM204 74V75H203ZM207 76H206V75ZM215 74V75H214ZM239 74L241 75L240 77H239ZM244 76H243V75ZM247 74V75H246ZM10 75V76H9ZM33 75V76H32ZM47 75V76H46ZM54 75V76H53ZM76 75V76H75ZM82 75V76H81ZM100 77H99V76ZM103 75V76H102ZM104 75H105V77H104ZM109 75V76H108ZM119 75H121L120 77H119ZM143 75V76H142ZM146 75V76H145ZM156 76V78H155V76ZM175 75H177L178 77H176ZM181 75V76H180ZM188 75V76H187ZM198 75H199V77H198ZM210 75H212V77L210 76ZM216 76V75H218V77L216 78V77H214V76ZM225 75L227 76V77H225ZM230 75V76H229ZM248 75H250V76H248ZM260 75V76H259ZM13 76V77H12ZM59 76H61V77H65V79H63V78H61V77H59ZM72 76V77H71ZM74 76V77H73ZM96 76L97 77H99L98 79H96ZM116 76V77H115ZM133 76V77H132ZM139 76H140V78H141V76H142V78L145 76V78H143V80L145 81V84L142 82L143 80H141L140 78H139ZM153 76V77H152ZM247 76V77H246ZM7 79H6V78ZM18 79H17V78ZM35 77V78H34ZM41 77V78H40ZM68 77V78H67ZM88 77V78H87ZM91 77V78H90ZM106 77L107 78H110L109 80L111 81L112 80V82H110L108 79L106 80L107 81V83H106V81H105V79H106ZM118 77H119V79H118ZM126 77H127V79L129 80H127L126 79ZM165 77H166V80L168 81V80H170V81H165ZM175 77V78H174ZM182 77V78H181ZM186 79H185V78ZM187 77H189V79H187ZM192 77V78H191ZM197 77V78H196ZM203 77V78H202ZM204 77H205V79H204ZM208 77H210V78H208ZM226 78L225 80H224V78ZM244 77H245V79H244ZM250 79H252L251 80V82H250V80H249V78ZM262 77V79H260L261 81H262V83L260 82V80H259V78H261ZM9 78V79H8ZM19 78H20V80H22L21 82H20V80H19ZM24 78V79H23ZM26 78V79H25ZM32 78H34V79H32ZM50 78V79H49ZM56 78V80L54 81V79ZM59 78H60V80H59ZM72 78V79H71ZM95 78V79H94ZM125 79L124 81L122 80V79ZM139 79V81H138V79ZM149 78H151L150 80H147V79H149ZM156 79V81H154L155 79ZM178 78V79H177ZM184 78V80H182ZM199 78V79H198ZM202 78V79H201ZM212 78H215V82L213 81V79ZM234 78V79H233ZM241 78H242V81H240L241 80ZM246 78L248 79V80H246ZM2 79H3V82H2ZM28 79V80H27ZM31 79V80H30ZM36 79V80H35ZM38 79H40V80H42V82L44 83V85H43V83L42 82H40ZM68 79V80H67ZM73 79H74V81H73ZM80 79H82V80H80ZM88 79V80H87ZM118 80V82H120V83H116V85H115V82H117V80ZM160 79V80H159ZM164 79V80H163ZM175 79V80H174ZM192 79V80H191ZM199 80V81H197V80ZM204 79V80H203ZM210 79V80H209ZM243 79L244 80H246L245 82L243 81ZM5 80V81H4ZM9 80V81H8ZM34 81V84H33V81ZM47 80H48V83H47ZM51 80V81H50ZM63 80L64 81H66L65 83H66V85H65V83L63 82ZM75 80H76V82H75ZM116 80V81H115ZM122 80V81H121ZM180 80H182L179 84H177L178 82ZM187 80V81H186ZM190 80H191V82H190ZM201 80V81H200ZM203 80V81H202ZM205 80H206V82H205ZM221 80H223V81H221ZM226 80H230L229 82L228 81H226ZM256 80H257V82H258V85H257V83H256ZM8 81V82H7ZM28 81V82H27ZM30 81V82H29ZM50 81V82H49ZM53 81V82H52ZM60 81V82H59ZM72 81V82H71ZM90 81V82H89ZM96 81V82H95ZM100 81H102V83L100 82ZM127 82V84L125 85H123V87H124V90H123V87H120L121 88V90L119 91V86L121 85V83L123 82ZM137 81V82H136ZM140 81H141V85L140 84H138V83H140ZM146 81H149L148 83L146 82ZM163 82V83H159V82ZM173 81L176 83H174L173 84ZM185 81V82H184ZM189 81V82H188ZM197 81V82H196ZM209 81V83L207 84V82ZM219 81V82H218ZM241 83H240V82ZM248 81V82H247ZM35 82H36V84H35ZM39 82H40V85H42V86H45L46 85V87L45 88H47V89H45V90H42L43 89V87L42 86H36V85H38L39 84ZM57 84H55V83ZM68 82H69V84H68ZM75 82V83H74ZM100 82V83H99ZM110 82V83H109ZM136 82V83H135ZM155 84H154V83ZM157 82V83H156ZM198 83V84H196V83ZM200 82H202V84H201V86H200ZM204 82V83H203ZM215 83V85H211V86H213V87H211L209 84H211V83ZM224 82V84H220V83H223ZM230 83V84H226V83ZM233 84H232V83ZM240 84H239V83ZM244 82V83H243ZM247 82V83H246ZM250 82V83H249ZM24 83V84H23ZM26 83V84H25ZM27 83H30V84H27ZM42 83V84H41ZM53 83V84H52ZM59 83H60V85L62 86H59ZM79 83V84H78ZM94 83V84H93ZM95 83H97L96 85H95ZM104 83H106L105 85H104ZM164 83H166V84H164ZM172 83V84H171ZM184 83H185V85L187 86H185L184 85ZM196 84V85H194V86H192L193 84ZM220 84V85H218V84ZM237 83V84H236ZM5 84V85H4ZM32 84V85H31ZM48 84H51L50 85V87H49V85ZM72 84H73V86H72ZM79 85V86H76V85ZM131 84V85H130ZM147 84H148V86H147ZM149 84H151L150 86H149ZM157 84V85H156ZM160 84V85H159ZM161 84H164L165 86H162ZM190 84V85H189ZM253 84V85H252ZM263 84V85H262ZM3 85V86H2ZM24 85H26L25 87H24ZM29 85V86H28ZM35 85V87H40L41 88V90H37V88H35V90H33L34 89V87H33V89H32V86H34ZM56 85V87H55V90H54V88H52V86L54 87ZM69 85V86H68ZM80 85H81V87H80ZM99 85V86H98ZM100 85H102V86H100ZM118 85V86H117ZM121 85V86H122ZM130 85V86H129ZM134 85V86H133ZM138 85H140L139 86V89H138ZM144 85V86H143ZM155 85V86H154ZM159 85V87H160V91H159V87H157ZM168 85H170L169 87H168ZM176 85H178V86H176ZM182 85V86H181ZM198 85V86H197ZM208 86V88H206V86ZM230 85V86H229ZM234 86V87H231V86ZM251 87V85L253 86V88H252V91H250L251 89H250V87ZM22 86V87H21ZM49 88H48V87ZM68 87V89H69V87H70V89L68 90V91H70V92H68L67 91V93H71V95H69V94H67V93H65V91L67 90V87ZM135 87L134 88V91H133V88H131L130 89V87ZM152 86H153V88H152ZM162 86V87H161ZM183 86H184V88H183ZM191 86V87H190ZM197 86V87H196ZM204 86V87H203ZM215 86V87H214ZM225 86V88H223ZM238 86H240V87H242V88H239ZM244 86H245V88H244ZM256 88H258V89H256ZM28 87V88H27ZM66 87V88H65ZM78 87H79V90H78ZM92 87H94V88H92ZM101 87H104L103 88V90H105L106 88H107V90H105V92H103V90H102V88ZM108 87H109V89H110V91H109V89H108ZM127 87H128V91H127ZM144 87H146V89L144 88ZM168 89H167V88ZM172 87V89L170 90V88ZM182 89H181V88ZM227 87L229 88V89H227ZM236 87H237V89H236ZM248 87H249V89H248ZM57 88L59 89V90H57ZM62 88H63V90H62ZM92 88V89H91ZM114 88H115V91H114ZM119 88V89H118ZM126 88V89H125ZM155 88V89H154ZM157 88V89H156ZM165 88H166V94H165ZM176 88V89H175ZM180 88V89H179ZM185 88H189V89H185ZM192 88V89H191ZM204 88V89H203ZM205 88L206 89H211L212 88V90H210L211 92H209V91H207V92H209V93H212L211 94V98H209L210 97V94L209 93H204V90H205ZM223 89V94H222V90L221 89ZM247 88V89H246ZM20 93H16L15 91L16 90ZM27 89V90H26ZM33 90L34 92L36 91V92H38L37 94H35V93H31L30 92V90ZM49 89H53V91L51 90L50 92H52V93H48L49 92ZM61 89V90H60ZM88 89V90H87ZM98 89V90H97ZM113 89V90H112ZM141 89V90H140ZM143 89H144V91H143ZM152 89H154V90H152ZM185 89V90H184ZM191 89V90H190ZM200 89V90H199ZM202 89H203V92H202ZM220 89V90H219ZM236 91H235V90ZM244 89H245V91H244ZM256 89V90H255ZM261 89V90H260ZM20 90V91H19ZM75 90V91H74ZM80 90H81V92H80ZM85 90V91H84ZM95 90H96V92H95ZM116 90H118L120 93H118ZM124 91V93H123V91ZM132 90V91H131ZM136 90V91H135ZM138 90H140V92L138 91ZM150 90V91H149ZM163 90V91H162ZM168 90V91H167ZM181 90V91H180ZM189 90V91H188ZM199 90V91H198ZM229 90V91H228ZM233 90V91H232ZM242 90V91H241ZM260 90V91H259ZM32 91V92H33ZM56 91V92H55ZM64 93H63V92ZM89 91V92H88ZM112 91V92H111ZM130 91L131 92H133L132 93V96H130L131 95V93H130ZM146 91L148 92V93H146ZM159 91V92H158ZM162 91V92H161ZM180 91V94L178 93ZM183 91V92H182ZM201 91V92H200ZM206 91V90H205ZM215 91V92H214ZM217 91H219V92H217ZM225 91L226 92H229V93H225ZM231 91V92H230ZM237 91H239V92H237ZM253 91H254V93H253ZM256 91V92H255ZM27 92V93H26ZM40 92V93H39ZM95 92V93H94ZM98 92V93H97ZM100 92V93H99ZM104 93V95H102L103 93ZM107 92H108V94H107ZM111 92V93H110ZM113 92H114V94H113ZM123 93V95H122V93ZM125 92H126V94H128L129 96H130V98H128L129 96L127 95V97H126V94H125ZM137 92H138V94H137ZM153 92V93H152ZM163 92H164V94H165V96L167 97V98H165V100H163L164 98L163 97H165L164 96V94H163ZM169 92V93H168ZM171 92V93H170ZM187 92V93H186ZM191 92H192V94H191ZM214 92V93H213ZM10 93V94H9ZM25 96V97H23L22 96V94ZM28 93H31V94H28ZM51 94L50 96L48 95V94ZM54 93V94H53ZM58 93V94H57ZM64 95H63V94ZM76 93V94H75ZM79 93V94H78ZM80 93L82 94V96L80 95ZM84 93V94H83ZM90 93V94H89ZM91 93H92V95H91ZM117 93L119 94V97H120V99H118L117 98V100H119V101H117L115 98H116V96H118L117 95ZM139 93H140V95H139ZM145 93V94H144ZM151 93V94H150ZM158 93H162L163 95H161V94H159V95H161V96H163V97H160L159 96V98H158ZM168 93V94H167ZM174 93H176V94H174ZM183 93V94H182ZM197 93V94H196ZM204 93V94H203ZM219 93H221V94H219ZM232 93V94H231ZM239 93V94H238ZM248 93V94H247ZM257 93V94H256ZM15 94V95H14ZM16 94H17V96H18V94L19 95H21V96H16ZM26 94V95H25ZM42 94H44V95H42ZM74 94V95H73ZM86 94H87V96H86ZM96 96H95V95ZM106 94V95H105ZM110 94H111V96H110ZM121 94V95H120ZM149 94H150V96H149ZM153 94L155 95V96H153ZM170 94V95H169ZM172 94H174V95H172ZM188 94H190V95H188ZM193 94H195L194 95V97H192L193 96ZM203 96H205V97H203ZM209 95V96H207V95ZM224 94H226V96H223ZM244 94V95H243ZM246 94V95H245ZM254 94H256V96L258 97L259 95V97L261 98H257ZM7 95H9V96H7ZM14 95V97L12 98V96ZM30 95V96H29ZM33 95H36V97H37V95H38V97H39V99H36V97H34ZM40 95V96H39ZM41 95H42V97H41ZM47 97H46V96ZM58 95V96H57ZM60 95V96H59ZM67 95V96H66ZM69 95V96H68ZM77 95V96H76ZM91 95V96H90ZM99 95H102L101 97H99ZM108 95V96H107ZM112 95H114V97L112 96ZM134 95H136V98H138V99H136V98H134ZM145 95V96H144ZM169 95V96H168ZM182 95V96H181ZM198 95V96H197ZM220 95V96H219ZM230 95H235V96H230ZM237 95V96H236ZM34 98H33V97ZM43 96H44V98H43ZM63 96V97H62ZM80 96H81V98H80ZM93 96H95V98L93 97ZM123 96H125V97H123ZM138 96V97H137ZM148 97V98H144V97ZM192 97V99H191V97ZM215 96H216V98L218 99V104H217V102H215V101H217V99L215 98ZM221 96H222V98H221ZM239 96V97H238ZM242 96V97H241ZM246 96H248L247 98H246ZM11 97V98H10ZM20 97V98H19ZM22 97V98H21ZM28 97V98H27ZM37 97V98H38ZM41 97V98H40ZM50 97V98H49ZM56 97V98H55ZM57 97H58V99H57ZM60 97H61V100H60ZM69 97H70V99H69ZM71 97H72V99L74 98V100L72 101L71 100ZM84 97H86L87 99H88V101H87V99L86 98H84ZM104 97H105V99H104ZM110 97V98H109ZM111 97H112V99H111ZM121 97L123 98L122 100H121ZM139 97H141L140 99H139ZM154 97V98H153ZM172 97V98H171ZM187 97H190V98H187ZM198 97V98H197ZM219 97V98H218ZM230 98L229 100L227 99V98ZM243 97H245L244 99H243ZM10 98V99H9ZM43 98V99H42ZM66 98V99H65ZM89 98H91V99H89ZM98 98H100V99H98ZM108 100H107V99ZM143 98V99H142ZM153 98V99H152ZM158 100V101H160L162 98V100H163V102H162V100L160 101V102H158V101H156V99ZM177 98V99H176ZM184 98H186V99H184ZM206 98H208L207 100H206ZM224 98V99H223ZM240 98H242V100H241V104H240V101H239V99ZM252 100H251V99ZM25 99H27V101L25 100ZM47 99V100H46ZM57 99V100H56ZM80 101H79V100ZM103 100V103H99V102H102V100ZM114 99H115V104L114 103H111V102H113L114 101ZM131 100V101H129V100ZM148 99V100H147ZM149 99H151V100H153V101H151V100H149ZM155 99V100H154ZM160 99V100H159ZM171 100L170 101V103H169V100ZM200 99H202V100H200ZM212 99H216V100H212ZM219 99H221L222 100V102H221V100H219ZM225 99H227L226 100V103H225ZM234 99V100H233ZM248 99H249V101H248ZM19 100V101H18ZM22 100V101H21ZM35 100V101H34ZM38 100V101H37ZM65 100V104H64V101ZM66 100H70V101H72V102H70V101H66ZM86 102H85V101ZM93 100V101H92ZM97 100H98V102H97ZM107 100V101H106ZM124 100V101H123ZM140 102H139V101ZM172 100H174V101H172ZM189 100V103L190 102H192V104L190 103V104H188V101ZM191 100V101H190ZM192 100H197V101H192ZM201 102H200V101ZM208 100H210V102H211V100H212V104H214V102L216 103V104H214L213 105V107H212V104L208 101ZM245 101V102H242V101ZM254 100V101H253ZM9 101V102H8ZM30 101V102H29ZM37 101V102H36ZM43 101V102H42ZM49 101V102H48ZM54 101V102H53ZM57 103H56V102ZM62 102V103H59V102ZM91 101V102H90ZM106 103H105V102ZM111 101V102H110ZM125 101H127V102H125ZM129 101V102H128ZM137 101V102H136ZM141 101H142V103H141ZM144 101H146V102H144ZM156 101V102H155ZM168 101V102H167ZM186 101V102H185ZM198 101L200 102V103H202V105L200 104V103H198ZM203 101V102H202ZM209 103H208V102ZM214 101V102H213ZM235 101V102H234ZM239 101V102H238ZM253 101V102H252ZM260 101L262 102V103H260ZM6 102V103H5ZM27 102H29V103H27ZM48 102V103H47ZM50 102H52V103H50ZM69 102V103H68ZM77 102V103H76ZM81 102V103H80ZM90 102V103H89ZM109 102H110V105H109ZM121 102V103H120ZM124 102V104H122ZM133 102V103H132ZM149 102H151V106H150V103ZM158 102V103H157ZM180 102V103H179ZM205 102V103H204ZM207 102V103H206ZM237 102L239 103V104H237ZM252 102V103H251ZM19 103V104H18ZM42 103H44V105H42ZM54 103H56V104H54ZM59 103V104H58ZM80 103V104H79ZM83 103H84V105L86 106H84L83 105ZM89 103V104H88ZM96 103V105L98 106V103L99 104H102V105H100L99 107H97V106H95L94 107V105L93 104H95ZM127 103V104H126ZM129 103L130 104H133V105H129ZM134 103H135V105H134ZM178 107H176L174 104ZM178 103V104H177ZM185 103V104H184ZM205 105H204V104ZM222 103H225L226 105V107L224 108V106L223 105H220V104H222ZM236 103V104H235ZM250 103V104H249ZM29 104V105H28ZM36 104V105H35ZM39 104H41V105H39ZM45 104H47V105H45ZM61 104V105H60ZM72 104V105H71ZM92 106H91V105ZM104 104V105H103ZM112 104H114V105H112ZM116 104H118V105H116ZM120 104H122V105H120ZM139 104H140V106H139ZM141 104H143L142 106H141ZM145 104V105H144ZM147 104V105H146ZM156 104V106L154 107V105ZM161 104H162V108H161ZM163 104H165V105H163ZM168 104V105H167ZM172 104V105H171ZM183 106H182V105ZM187 104V106H185ZM209 104H211V108L209 107ZM233 104H235V105H233ZM245 104H247L246 106H244ZM33 105V106H32ZM34 105H35V107H34ZM48 105H51V106H48ZM57 105H58V107L59 108H61V109H59L58 107H57ZM64 105V106H63ZM90 105V106H89ZM112 105V106H111ZM136 105H137V108H136ZM150 107H149V106ZM181 105V106H180ZM189 105H191V106H189ZM200 105V106H199ZM208 105V106H207ZM232 105H233V108H231L232 107ZM242 105V106H241ZM9 108H8V107ZM26 106V107H25ZM43 106H45L44 108H43ZM54 106V107H53ZM67 106V107H66ZM68 106H69V108H68ZM73 108H72V107ZM78 106V107H77ZM82 106V107H81ZM87 106L88 107H90V109H89V112H88V110H86L87 109ZM126 106H128L129 108H128V110H127V108H126V110H125V107ZM143 106H144V108H147L146 109V111L145 110H143V114H142V112H141V109L143 108ZM147 106V107H146ZM166 106V107H165ZM171 106V107H170ZM195 106V107H194ZM202 106H205V107H202ZM214 106H216V107H214ZM238 106H241V108L240 107H238ZM245 107V109H244V107ZM254 106V108H252ZM28 107V108H27ZM76 107V108H75ZM84 107V108H83ZM94 107V108H93ZM97 107V108H96ZM101 107V108H100ZM107 107H109L111 110H112V112H111V110L109 109V108H107ZM113 107V108H112ZM115 107V108H114ZM119 107V108H118ZM121 107H123V108H121ZM141 107V108H140ZM157 107V108H156ZM184 107V108H183ZM186 107V108H185ZM187 107H188V109H187ZM191 109H190V108ZM193 107V108H192ZM207 107H208V109H207ZM217 107H220V110H221V112H220V110H219V108H218V110L219 111H217ZM236 107V108H235ZM13 108V109H12ZM47 108V109H46ZM63 108V109H62ZM80 108V109H79ZM86 108V109H85ZM104 108V109H103ZM106 108V109H105ZM117 108V109H116ZM131 108V109H130ZM134 108V109H133ZM143 108V109H144ZM154 108V109H153ZM168 108V109H170V110H166V109ZM203 108H204V110H203ZM213 108V109H212ZM227 108V109H226ZM242 111V112H244V114L241 112V113H239V109ZM257 108H259V109H257ZM24 109V110H23ZM31 110L30 111V113L28 114V112H27V110ZM79 109V110H78ZM95 109V110H94ZM96 109H99V111H97ZM103 109V111H105V112H107L108 114H106L105 115V113L104 112H102V111H100V110H102ZM110 111H108V110ZM114 109V110H113ZM119 109H120V111L122 112V111H124L125 110V112H122V113H120V112H118L119 111ZM136 109V110H135ZM138 109H140V110H138ZM162 109V110H161ZM175 109H176V111H177V109L179 110L178 112H175ZM188 111L187 112V114L185 113H183V111H186V110ZM190 109V110H189ZM195 109H197V110H195V112H194V110ZM201 109V110H200ZM226 109V110H225ZM231 109H238V111H232ZM252 109V110H251ZM261 109V110H260ZM19 110H21V111H19ZM34 110V111H33ZM44 110V111H43ZM50 110V112H52V111H54L52 114H50V112L48 113V111ZM67 110H69V111H71V112H69V111H67ZM74 110H76V111H74ZM87 111V112H82V111ZM92 110H94L93 112H92ZM131 110H133V114H130L131 113ZM148 110V111H147ZM153 112H152V111ZM191 110H193V112L191 111ZM199 110V111H198ZM206 110H208L207 111V113H208V115H207V113L206 112H204V111H206ZM213 112H212V111ZM217 112H216V111ZM231 110V111H230ZM257 110V111H256ZM260 110V112L263 114H259L258 113V111ZM10 111V112H9ZM39 111V112H38ZM80 111H81V113H80ZM96 111V112H95ZM114 111H115V113H114ZM136 111V112H135ZM149 111H150V114H149ZM165 111H167V112H169L168 114H167V112H165ZM191 112V114L193 115V117H192V115L190 116V112ZM224 111H227V112H224ZM254 111V112H253ZM20 112V113H19ZM25 112V113H24ZM56 112V113H55ZM76 112V113H75ZM95 112V113H94ZM99 114H98V113ZM127 112V113H126ZM146 112V113H145ZM158 114V115H161L162 114V116H158V117H161V118H159L160 120H157V116H155V115H153V114H156V113ZM162 112V113H161ZM164 112V113H163ZM176 113V114H174V113ZM180 112L182 113V114H184L183 116H182V118H180L181 116H178L179 114H180ZM202 112H204L203 114H202ZM229 112H231V113H233V115L234 114H237V116L236 115H232L231 113V115L232 116H229L230 114H229ZM235 112V113H234ZM3 113V114H2ZM5 113V114H4ZM40 113H42V114H40ZM47 113L49 114L48 115V117L46 116L47 115ZM90 114V116H89V114ZM94 113V114H93ZM99 115V117L97 116V114ZM110 113V114H109ZM114 113V114H113ZM118 113H120V114H118ZM124 113V114H123ZM161 113V114H160ZM171 113V114H170ZM177 113H178V115H177ZM196 113V114H195ZM211 113V114H210ZM217 113H219V114H217ZM252 114V116L251 115H249V114ZM258 113V114H257ZM2 114V115H1ZM45 114V115H44ZM66 114H67V116H66ZM76 114V115H75ZM80 114V115H79ZM84 114H85V117H86V114H87V120H86V118L84 117ZM92 114L94 115V117H95V119H93L94 117L92 116ZM107 116V118H103L102 119V117L104 116ZM116 114V115H115ZM126 114L130 117H128V116H126ZM145 114V115H144ZM156 114V115H157ZM166 114V115H165ZM174 114V115H173ZM181 114V115H182ZM199 114V115H198ZM203 116H202V115ZM254 114V115H253ZM42 115H44V116H42ZM68 115H71V116H69L68 117ZM80 117H83V118H80ZM102 115V116H101ZM108 115H110L109 117L111 118L110 120V122H106V121H109L108 119H109V117H108ZM117 118V116L119 117V126H120V129L121 130H119L118 129V124H116L115 122V124L112 122V121H115V120H117L118 121V119H115V118H113L114 116ZM123 115H125L126 117H124ZM135 115V116H134ZM136 115H137V117H136ZM148 115V116H147ZM165 115V116H164ZM167 115H168V118H167ZM177 115V116H176ZM187 115V116H186ZM200 115L203 117V119L200 117ZM205 115H207V117L209 118H207ZM242 115H245V116H243L242 117ZM4 116V117H3ZM8 116H10V117H8ZM91 118V117H93V118H89V117ZM104 116V117H105ZM123 117V118H125V119H121V117ZM132 116H134V118L132 117ZM143 116V117H142ZM169 116H171L172 118H173V120L174 119H176V122H175V120L174 121H172V118H171V120H170V117ZM195 116V117H194ZM197 116V117H196ZM228 117L229 119L231 118V120H228L226 117ZM241 116V117H240ZM246 116H248L247 118H246ZM253 118H251V117ZM253 116H255V117H257V118H255V117H253ZM259 116H260V118H259ZM2 117V118H1ZM37 117V118H38ZM73 117V118H72ZM75 117V118H74ZM128 117V120H129V122L128 123H124L125 121L124 120H126V118ZM137 119H136V118ZM146 117H148V119L146 118ZM153 117V118H152ZM157 117V118H156ZM166 117V118H165ZM184 117V118H183ZM201 118V119H199V118ZM206 117V118H205ZM215 117V118H214ZM224 117V118H223ZM236 117V118H235ZM239 117V118H238ZM245 117V118H244ZM44 118V119H43ZM54 118V119H53ZM69 118V119H68ZM85 118V119H84ZM142 118H144L143 120L145 121H143L142 120ZM156 118V119H155ZM163 118H165V119H163ZM241 118H244V120L243 119H241ZM249 118V119H248ZM44 121V123L42 122V120ZM68 119V120H67ZM71 119V120H70ZM78 119V120H77ZM84 119V120H83ZM115 119V120H114ZM138 119H140L139 121H143V122H139L138 121ZM146 119L147 120H150L151 119V121H146ZM153 119V120H152ZM154 119L156 120V121H154ZM168 119V120H167ZM251 119V120H250ZM258 119V120H257ZM261 119V120H260ZM263 119V120H262ZM17 120V121H16ZM37 120V121H36ZM49 120V121H48ZM55 120V121H54ZM86 120V121H85ZM98 120H102V121H98ZM104 120V121H103ZM128 120H126V121H128ZM177 120H179L178 122L179 123H177ZM181 120V121H180ZM185 120V121H184ZM192 120V122H191V124H190V121ZM193 120H194V122H193ZM220 120H222V121H220ZM225 120H228L226 123L224 122ZM234 121L235 120V123H233L232 122V125H231V121ZM237 120V121H236ZM240 120V121H239ZM241 120L243 121L242 122V125L244 126V127H246L247 125L246 124H248V128L246 127V129L241 125ZM250 122H249V121ZM255 120V121H254ZM64 121H65V123H64ZM67 121L69 122V125L70 126H68L66 123H67ZM71 121V122H70ZM73 121V122H72ZM76 121V122H75ZM89 121V122H88ZM116 121V122H117ZM121 121H124L123 122V124H122V122ZM141 124L140 126H143V127H141L140 128V126L139 125H136L135 126V124H139L138 122ZM161 123H160V122ZM163 121H166V122H163ZM183 121H184V123H183ZM186 121H189V122H187L186 123ZM200 121V122H199ZM201 121H203V122H201ZM220 121V122H219ZM252 121H254V123L255 122H257L258 121V123L256 124L257 125V127H256V125L252 122ZM263 121V123H261V122ZM35 122L37 123V122H39L38 124H36V125H34L35 124ZM42 122V123H41ZM55 124H54V123ZM64 124H66L68 127H64V130H63V123ZM77 123V124H75V123ZM81 122V123H80ZM90 122H93L94 124H92V123H90ZM103 122V123H102ZM105 122V123H104ZM113 124H112V123ZM152 122V123H151ZM156 123V125H158V126H156L154 123ZM158 122V123H157ZM168 122V123H167ZM169 122H170V124H169ZM175 122V123H174ZM212 122V123H211ZM237 122V123H236ZM238 122L240 123L239 125H237L238 124ZM246 122V123H245ZM247 122H249V123H247ZM30 123V124H29ZM70 123H74V124H70ZM83 123V124H82ZM101 123V124H100ZM107 123V124H106ZM110 124V128H109V124ZM118 123V122H117ZM146 123V124H145ZM164 123H166L167 124V126L169 127H167V126H165V124ZM197 123V124H196ZM200 123H202V124H200ZM203 123H205L204 125V127H205V129H204V127H203ZM219 123H220V125H219ZM250 123H252V124H250ZM29 124V125H28ZM32 124V125H31ZM42 126H41V125ZM58 124V125H57ZM81 124V125H80ZM120 124H122V125H120ZM143 124V125H142ZM151 124V125H150ZM154 124V125H153ZM175 124H177L176 126H175ZM183 126H182V125ZM184 124H186V125H184ZM191 125V127H189V125ZM213 124V126H211L210 127V125H212ZM236 124V126H234ZM250 124V125H249ZM260 124V125H259ZM263 126H262V125ZM8 125V126H7ZM34 125V126H33ZM43 125H44V127H43ZM66 125H64V126H66ZM74 125H75V127H74ZM78 125V126H77ZM85 127H83V126ZM88 125V127H86ZM90 125V126H89ZM108 125V126H107ZM112 125V126H111ZM113 125H115L114 127H113ZM128 125V126H127ZM144 125H147V126H144ZM153 125V126H152ZM181 126V127H179V126ZM188 125V126H187ZM198 125L199 126H202V128L201 127H198ZM223 127H222V126ZM224 125H228L226 128H225V126ZM255 125V126H254ZM10 126V127H9ZM49 126V127H48ZM55 126V127H54ZM72 126V127H71ZM93 126V127H92ZM95 126V127H94ZM101 126V127H100ZM106 126V127H105ZM116 126H117V128H116ZM124 126V127H123ZM132 126H134V132H131L132 130H131V128L133 129V127ZM139 126V127H138ZM163 126V127H162ZM177 126H178V128H177ZM197 126V127H196ZM207 126V127H206ZM239 128H238V127ZM242 126V127H241ZM48 127V128H47ZM52 127H53V129H52ZM104 127V128H103ZM113 127V128H112ZM128 127V128H127ZM137 127V128H136ZM151 129L150 130V132H148L149 131V128ZM152 127L154 128V130L152 131ZM155 127H157V128H155ZM169 129V131H168V129ZM175 127V128H174ZM217 127V128H216ZM220 127H222L221 129H220ZM239 129V131L237 130V128ZM252 127V128H251ZM256 127V128H255ZM260 127V128H259ZM50 128V129H49ZM72 130H71V129ZM77 130H75V129ZM81 128V129H80ZM83 128V129H82ZM92 130H91V129ZM100 128V129H99ZM105 128H107L108 130H110V131H107V129H106V131L108 132L107 134H106V132H105ZM126 131H124L123 129ZM136 128V129H135ZM138 128H140V129H138ZM143 128H145V129H143ZM165 128H166V133H165ZM177 128V129H176ZM187 128V129H186ZM189 128V129H188ZM193 128H195V129H193ZM200 128V129H199ZM208 128H211L212 130H213V132H212V130L211 129H209L208 130ZM219 128V129H218ZM231 128V129H230ZM244 128V129H243ZM257 130V131H255V129ZM6 129L8 130V131H6ZM43 129V130H42ZM66 129V130H65ZM86 129V130H85ZM87 129L89 130V131H87ZM104 129V130H103ZM155 129H157L156 130V133H155ZM176 129V130H175ZM180 129V130H179ZM183 129V130H182ZM186 129V130H185ZM233 129V130H232ZM248 129V130H247ZM261 129H262V131H261ZM3 130V129H2ZM70 130V131H69ZM81 130H82V132H81ZM91 130V131H90ZM95 130H96V132H95ZM98 130V131H97ZM113 130H114V132H116L115 134L116 135H118V138H119V140H116V139H118V138H115V137H117V136H114L113 137ZM117 130V131H116ZM148 130V131H147ZM178 130V131H177ZM184 132V133H186V134H184L182 131ZM187 130H188V132H187ZM190 130V131H189ZM197 130V131H196ZM199 130H202V131H200V132H198ZM218 130V131H217ZM231 130V131H230ZM243 132H242V131ZM250 130H252L251 132H250ZM64 131V132H63ZM79 131V132H78ZM85 131V132H84ZM92 131H94L93 133H92ZM111 131H112V133H111ZM130 131V132H129ZM143 131H145V132H143ZM147 131V132H146ZM168 131V132H167ZM171 131V133H169ZM232 131H233V133H234V136H233V133H232ZM246 131H249V132H247L246 133ZM259 131H261L262 133H259ZM47 132V133H46ZM62 132H63V134H62ZM76 132H78L77 134H76ZM102 132L104 133V134H106V135H108V136H105V135H103L102 134ZM122 132H124V133H122ZM141 132V133H140ZM145 133V134H143V133ZM152 132V133H151ZM159 132V133H158ZM207 132V133H206ZM217 132V133H216ZM231 132V133H230ZM240 132H242V133H240L241 135H242V137H240L241 135L239 134ZM245 132V133H244ZM256 132L258 133V134H256ZM83 133V134H82ZM98 133H101V134H98ZM109 133H111V134H109ZM117 133H121L120 135L119 134H117ZM128 133H130V134H128ZM134 133V134H133ZM153 133L155 134V138H153L152 137V135H153ZM191 133L193 134V135H191ZM197 133V134H196ZM238 133V135H236ZM253 133V134H252ZM82 135L84 138H82L81 136L79 137V135ZM86 134H88L87 136H86ZM89 134L91 135H95V137L94 136H92L91 135V137H89ZM144 135V136H141V135ZM158 134H162V135H158ZM169 136H168V135ZM223 134V135H222ZM245 134V135H244ZM249 134V135H248ZM261 134V136H259L260 138H258L257 136L258 135H260ZM110 135H111V138H110ZM126 135H127V137L128 138H126ZM130 135V136H129ZM131 135H132V137H131ZM137 135V136H136ZM149 135V136H148ZM185 135V136H184ZM225 135V136H224ZM228 135V136H227ZM231 135H232V138H231ZM236 135V136H235ZM253 135V136H252ZM255 135H256V138H253V137H255ZM70 136V137H69ZM98 138H97V137ZM99 136H105L106 137V141L104 140L103 141V139L105 138H100ZM120 136V137H119ZM139 136V137H138ZM154 136V135H153ZM158 136V138L160 139V140H158V138L156 139V137ZM180 136H182V137H180ZM191 136V137H190ZM195 136V137H194ZM230 136V137H229ZM247 136H251V138L249 137V138H246ZM73 137H75V139H77V140H74V138ZM81 138V139H78V138ZM86 137H88V139H90V140H88ZM110 138L109 140H108V138ZM137 137V138H136ZM147 137V140H145V138ZM150 137V138H149ZM169 139V137H170V139H172V141L174 142V143H172V141L169 139H167V138ZM172 137V138H171ZM175 137V138H174ZM213 137H215V138H213ZM219 137V138H218ZM225 137H226V139H225ZM240 137V138H239ZM48 138H50L49 140H48ZM71 138H72V140H73V142H72V140H71ZM93 138H94V140H93ZM95 138H97V139H95ZM113 138V139H112ZM115 138V139H114ZM125 138H126V140L127 141H129L130 142V140H129V138L131 139V143L133 142V143H135V144H133V146H132V149L133 150H131V146L129 145V142H126L125 141ZM132 138H135L136 140V142L134 141V139H132ZM144 138V139H143ZM148 138H149V140H151V142L148 140ZM154 139V140H152V139ZM173 138H174V140L176 141V143H175V141L173 140ZM180 138V139H179ZM182 138H184V139H182ZM205 138V139H204ZM206 138H208L207 140H206ZM220 138H222V139H220ZM224 138V139H223ZM231 138V139H230ZM239 138V139H238ZM241 138H246L247 140L245 141V139L243 140H241L240 141V139ZM68 139H70V141H69V143L67 142L68 141ZM85 140V142L83 143V145H82V143H81V141L83 142V140ZM100 139H102V140H100ZM143 140V142L141 143V141ZM156 139V140H155ZM201 139V140H200ZM209 139H211V140H209ZM228 139V140H227ZM249 139V140H248ZM259 139V140H258ZM78 140H81V141H79L78 143L76 142V141H78ZM98 140V141H97ZM108 140V141H107ZM111 140V141H110ZM118 141L117 142V148L115 147L116 145V141L115 142H112V141ZM137 140H141V141H137ZM158 140V141H157ZM181 140V141H180ZM190 140H191V143H190ZM193 140V141H192ZM203 140V144L202 143H200L201 141ZM221 140V141H220ZM225 140H227L226 142H224ZM233 140V141H232ZM235 140V141H234ZM254 140H256V141H254ZM262 140V141H261ZM48 141H50V142H48ZM66 141V142H65ZM92 142V141H94V142H92V145H91V143L89 144V142ZM99 141H101V142H99ZM120 141V142H119ZM126 143H125V142ZM155 142V143H153V142ZM160 141V142H159ZM165 141V142H164ZM171 141V143H169ZM179 141V142H178ZM206 141V142H205ZM207 141H209V142H207ZM211 141V142H210ZM223 141V142H222ZM231 141V142H230ZM261 141V142H260ZM75 142V143H74ZM96 142V144H94ZM109 143L108 145L107 144H101V147H100V144L99 143ZM110 142H112L111 144H110ZM146 142V143H145ZM157 142V143H156ZM161 142H164V143H161ZM186 142H187V145H185L186 144ZM190 144H189V143ZM218 142V143H217ZM256 142V143H255ZM260 144H259V143ZM47 143V144H46ZM65 143H66V145H65ZM72 143H74V144H72ZM87 143V144H86ZM120 143V144H119ZM125 143V144H124ZM130 143V144H131ZM137 143V144H136ZM141 143V144H140ZM144 143V144H143ZM150 143L151 144H153V145H151V147H149L150 146ZM159 143H161L163 146H161L160 147V145H159ZM166 143V144H165ZM194 143H196V144H194ZM221 143H223V144H221ZM236 143V144H235ZM59 144H61L59 147H58V145ZM85 144V145H84ZM91 145V146H89V145ZM94 144V145H93ZM97 144L99 145V146H97ZM128 144V145H127ZM139 144V145H138ZM157 144V145H156ZM168 144V145H167ZM171 144H174V145H172L171 146ZM179 145V147H178V145ZM189 144V145H188ZM214 144H215V146H214ZM226 145V147H225V145ZM234 144V145H233ZM257 144V145H256ZM263 144V145H262ZM63 145V146H62ZM88 145V146H87ZM107 147H105V146ZM120 145H122V146H120ZM127 145V146H126ZM132 145V144H131ZM141 145V146H140ZM149 145V146H148ZM170 145V146H169ZM198 145V146H197ZM201 145V146H200ZM206 145H208V146H206ZM244 145V146H243ZM247 145V146H246ZM50 146V145H49ZM67 146V147H66ZM72 147V146H74V147H72V148H68V147ZM76 146V147H75ZM86 148H88V150L91 152V154H92V152H93V154L95 153V152H97V153H95L96 155H97V157H96V155H94L93 156V154H92V156H90L91 154L90 153H87V152H89V151H87L86 149H85V147ZM104 146V147H103ZM120 146V147H119ZM126 146V147H125ZM153 146V147H152ZM155 146V147H154ZM156 146H157V149H155L156 148ZM195 146H197V147H195ZM200 146V147H199ZM204 146H206V147H204ZM240 146V147H239ZM79 147H80V150H79ZM96 147V148H95ZM99 147V148H98ZM112 147L113 149L112 150H109L110 148ZM116 149H115V148ZM133 147H138V149L137 150H135L136 148H133ZM149 147V148H148ZM162 147H163V149H164V147L166 148V149H164L163 151H159V153L160 154H158L157 152H155V150H157L158 151V149L159 150H162ZM171 147V148H170ZM174 148V152L176 153H174L173 152V148ZM175 147H177V148H179L178 149V151H175L176 149H175ZM186 147V151L187 152H189V156L187 155L188 153L185 151V150H183L184 148ZM219 147H221V148H219ZM225 147V148H224ZM69 149V150H66V149ZM77 148V149H76ZM94 148V149H93ZM109 148V149H108ZM122 148V149H121ZM126 148H130V151L132 152H130L129 151V149L128 150H126ZM145 148V149H144ZM152 148H154V149H152ZM187 148H188V150H187ZM190 148H194V150H192V149H190ZM196 148V149H195ZM213 148V149H212ZM47 149V150H46ZM70 149H71V151H70ZM75 149V150H74ZM84 149V150H83ZM93 149V150H92ZM99 149V150H98ZM101 149V150H100ZM104 149V150H103ZM109 150L108 152H110V153H108L106 150ZM149 149V150H148ZM152 149V150H151ZM219 149L221 150V151H219ZM48 150H49V147H47V148H45V149H43V151L42 152H44V153H46V152H48ZM63 150V151H62ZM81 150H82V152H81ZM103 150V151H102ZM134 150H135V152H134ZM139 150H141V151H139ZM170 150H172L171 152H170ZM201 150H203V151H201ZM211 150V151H210ZM215 150V151H214ZM224 150V151H223ZM226 150H227V152H226ZM55 151V148L54 149H52V151L51 152H53V153H56V152H54ZM75 151V152H74ZM80 151V152H79ZM86 153H85V152ZM106 151V152H105ZM120 151V152H119ZM137 151V152H136ZM149 151H151V152H149ZM184 153H183V152ZM194 151V152H193ZM200 152V155H199V152ZM69 152V153H68ZM77 152H79V153H81V154H79V153H77ZM100 152H104L103 154L102 153H100ZM127 152V153H126ZM129 152H130V155H128L129 154ZM154 152V153H153ZM163 152V153H162ZM164 152H166L165 154H164ZM170 153V155L169 154H167V153ZM198 153V155H197V153ZM208 152H209V155H208ZM222 152V153H221ZM227 153V154H225V153ZM75 154V162H74V165H73V167L72 168H70L69 170L67 169V167H66V165H65V160L68 158V156H69V154ZM82 153H84V154H86L85 156L84 155H82ZM108 153V154H107ZM117 153V154H116ZM122 153V154H121ZM126 153V154H125ZM133 153H134V155H133ZM139 153V154H138ZM145 153V154H144ZM149 155H148V154ZM180 153V154H179ZM186 153V154H185ZM190 153L193 155L194 154V156H190ZM213 153V154H212ZM230 153H232V154H230ZM245 153V154H244ZM89 154V155H88ZM99 154V155H98ZM101 154V155H100ZM111 154V155H110ZM121 154V155H120ZM125 156H124V155ZM132 154V155H131ZM140 154H142V156L143 155H145L144 157H142V156H139ZM154 154H157L156 155V162H157V160L159 161L160 159V161L158 162V163H156L155 162V159H154V157H155V155ZM162 154V155H161ZM220 154V155H219ZM222 154H224V156L222 155ZM244 154V155H243ZM79 155V156H78ZM80 155H81V157L83 158V157H85V158H83L82 159V161H80ZM113 155V156H112ZM118 155H120V156H118ZM139 156V158L138 157H134V156ZM148 156V158H149V160H148V158H147V156ZM165 155V156H164ZM167 155H169V157L171 158H169ZM173 155H174V157L175 158H173ZM178 155V156H177ZM183 155H185V156H183ZM187 155V156H186ZM196 155V156H195ZM213 155V156H212ZM217 157H216V156ZM248 155V156H247ZM98 156H99V158H98ZM103 156V157H102ZM124 157V161H126L125 162V164L124 163H122L123 162V160L121 159V158H123ZM128 156H130L131 157V159H130V157L128 158ZM151 158H150V157ZM157 156L159 157V159H157ZM164 156V157H163ZM200 156H202L201 157V159H200ZM210 158H209V157ZM50 157H51V154H50ZM63 157V158H62ZM64 157H66V158H64ZM93 157V158H92ZM95 157H96V159H95ZM120 157V158H119ZM146 157V158H145ZM161 157V158H160ZM163 157V158H162ZM168 159H167V158ZM183 157V158H182ZM185 157V158H184ZM186 157L187 158H189V159H186ZM193 157H195V160L194 159H192ZM198 158V161H197V158ZM79 158V159H78ZM89 158H90V160H94V161H90L89 160ZM126 158H128L127 160H126ZM138 158V159H137ZM178 160H177V159ZM217 158V159H216ZM236 158V159H235ZM240 160H239V159ZM241 158H242V161H241ZM249 158V159H248ZM48 159H49V156L48 157H46V155L44 154V157H43V155H42V158H40V161H48ZM62 159V160H61ZM102 159V161L101 162H99L100 160ZM111 159V160H110ZM120 159V160H119ZM133 159H136V161L135 160H133ZM142 159V160H141ZM148 160V162H149V165H147V167L145 168V164L147 163L148 164V162H145V160ZM153 161H152V160ZM164 159V161H162ZM165 159H166V161H165ZM172 159H174V160H172ZM191 159V160H190ZM201 160V162H200V160ZM207 159V160H206ZM211 159V160H210ZM80 162H79V161ZM99 160V161H98ZM104 160H106V162L104 161ZM119 160V161H118ZM122 160V161H121ZM130 160H131V163H129L130 162ZM141 160V161H140ZM146 160V161H147ZM151 160V161H150ZM181 160V161H180ZM193 160H194V162H193ZM78 162V164H77V162ZM89 161V162H88ZM116 161V162H115ZM135 161V162H134ZM139 161H140V163H139ZM184 161V162H183ZM188 161V162H187ZM210 161V162H209ZM217 161V162H216ZM49 162V161H48ZM83 162V163H82ZM98 162V164H96ZM112 162H114V163H112ZM165 162V164L166 163H168V164H163V163ZM172 162V163H171ZM178 162V163H177ZM191 162H193L194 163V165H195V167H194V165L192 166V164L193 163H191ZM202 163V164H199V163ZM209 162V163H208ZM214 162V163H213ZM77 164V166H76V164ZM88 163V164H87ZM91 163H92V166H90L91 165ZM102 163H104V164H102L103 166H105V168H103L102 169V167L100 166ZM111 163V164H110ZM127 163V164H126ZM141 163H143L144 164V166H143V164H141ZM160 163V164H159ZM89 165V169H87L88 168V166L87 165ZM95 166H94V165ZM100 164V165H99ZM115 164H116V167H115ZM124 165V166H122V165ZM130 164V165H129ZM154 164V165H153ZM157 164V165H156ZM174 164V165H173ZM186 165L187 164V167H188V165L189 166H192V167H188V171L185 169L186 167L184 166V165ZM222 164V165H221ZM64 165V166H63ZM98 165L100 166V170H99V168H98ZM108 165V166H107ZM120 165V166H119ZM133 165V166H132ZM136 165H137V167H138V169H136ZM142 165V166H141ZM162 165V166H161ZM169 165V166H168ZM199 166V167H197V166ZM205 165V166H204ZM208 165V166H207ZM209 165H210V167H209ZM214 165V166H213ZM81 166V167H80ZM111 166H112V168H111ZM114 166V167H113ZM122 166V167H121ZM127 166V167H126ZM150 168H152V169H150L149 170V167ZM153 166H154V168H153ZM165 166V168L163 169L162 167H164ZM168 166V167H167ZM173 168H172V167ZM185 167V168H183L182 169V167ZM202 166H204V167H202ZM218 166V167H217ZM75 167V168H74ZM85 167V168H84ZM97 167L98 168V170H97V168H96V170H95V168ZM129 168L130 169V167H131V171H129L128 169H126V168ZM134 167V168H133ZM142 167V168H141ZM156 167H158L159 169H155ZM171 167V168H170ZM194 167V168H193ZM197 167V168H196ZM202 167V168H201ZM207 167V168H206ZM209 167V168H208ZM230 167V168H229ZM244 167V168H243ZM245 167L246 168H248V169H246V172H245ZM64 168V169H63ZM81 168V169H80ZM83 168V169H82ZM110 168H111V170H110ZM117 168H120L119 170H117ZM121 168H124L123 169V172H121L122 171V169ZM141 168V169H140ZM145 168V169H144ZM161 168V169H160ZM170 168V171H172V172H169V169ZM193 168V169H192ZM196 168V169H195ZM198 168H199V171H198ZM202 170H201V169ZM205 168V169H204ZM67 169V170H66ZM80 169V170H79ZM85 169V170H84ZM91 169H94L93 171L91 170ZM112 169H113V171H112ZM126 169V170H125ZM132 169H134V170H132ZM147 169V171H149V172H147V171H145ZM167 169V170H166ZM173 169V170H172ZM192 169V170H191ZM204 169V170H203ZM206 169H207V171H206ZM213 171H212V170ZM218 171H217V170ZM220 169H221V171H220ZM71 170V171H70ZM75 170V171H74ZM82 170V171H81ZM106 170V173L107 174H110V175H108V176H110V178H112L111 180H113V178L115 179V178H117V185L115 186V187H117L120 191H119V194H118V196H111V197H107V196H104L103 195V189H106V191H108V192H112L113 191V187L112 186H110V184H109V182L107 183L108 184V187L107 186H103V185H101L100 183L101 182H99L98 180H100L101 179V177H103V178H105V180L106 181H110V178L107 176V174L104 172ZM116 170H117V174H116ZM125 170V171H124ZM153 170H154V172H153ZM158 170H159V172H158ZM162 170V171H161ZM164 170V171H163ZM187 171L189 174H190V176L189 175H187L185 172H183V171ZM65 171V172H64ZM69 172V174H70V176H71V178L73 177V183H71L72 184V195H73V197H71L70 199H72L70 202H71V204L70 205H66V201L69 199V196H67V194L69 195V189H68V186H69V184H68V182L70 183V177L67 175V173ZM74 173H73V172ZM97 173H96V172ZM98 171L100 172L99 174H102L103 172L105 173H103V175L100 177L99 176V174H98ZM120 171V172H119ZM137 171V172H136ZM141 172V174H139L140 172ZM143 171V172H142ZM191 173H190V172ZM198 171V172H197ZM201 171V172H200ZM210 171H212V173H210L211 175L210 176H205V175H208L209 173H206V172H210ZM215 171V172H214ZM78 172V173H77ZM79 172H82V173H79ZM91 173V176H92V173H96V174H98L97 176H95L94 174H93V178H94V176H95V180L97 179V181L96 182H94L95 180L90 176V173ZM113 172L115 173L114 174V176H117V177H114L112 174H113ZM118 172L120 173V174H118ZM126 172H128L127 174H126ZM133 172V173H132ZM136 172V173H135ZM144 172H146V173H144ZM154 173L153 174V176L155 177L156 176V174H157V176L154 178L153 176H151L152 174L151 173ZM157 172V173H156ZM162 172V173H161ZM167 172H169L168 174H167ZM179 172H181V174L179 173ZM182 172H183V174L185 175V176H183V174H182ZM194 172V173H193ZM197 172V174L199 175V180H198V178H196L197 176H195L194 174ZM228 172V173H227ZM61 173V174H60ZM64 173V174H63ZM73 173V174H72ZM121 173H123L122 175H121ZM137 175H135V174ZM144 173V174H143ZM160 173V174H159ZM164 173V174H163ZM166 173V174H165ZM174 173V174H173ZM176 173V174H175ZM200 173V174H199ZM202 173H204L203 175H202ZM213 173H214V175H213ZM243 173V174H242ZM66 174V175H65ZM75 174V175H74ZM85 174V175H84ZM133 174L135 175L134 177L135 178H133ZM148 174V175H147ZM163 176H162V175ZM191 174H192V178H191ZM228 174H230V175H228ZM105 175L109 178V180H108V178L107 177H105ZM142 177H141V176ZM145 175H147V176H151V177H153V179H155V181L153 182V179H152V181H150L151 179H150V176H149V178L148 177H146ZM167 175V176H166ZM171 175V176H170ZM181 175V176H180ZM194 175V176H193ZM246 175H247V177H246ZM66 176V177H65ZM83 178H81V177ZM88 176H89V178H88ZM122 176V177H121ZM124 176H126V177H124ZM139 176V177H138ZM145 176V177H144ZM160 176L164 179H166V180H163V179H161L160 178ZM165 176V177H164ZM226 176V177H225ZM65 177V178H64ZM85 177H87L86 179H85ZM144 177V178H143ZM168 177V178H167ZM174 177V178H173ZM179 177L181 178V180L179 179ZM184 179H183V178ZM187 177H190L189 179L186 178ZM206 177V178H205ZM208 177V178H207ZM242 177V178H241ZM250 177V178H249ZM107 178V179H106ZM122 178H124L122 181L120 180V179H122ZM132 178V179H131ZM147 178V179H146ZM160 178V179H159ZM194 178V179H193ZM202 178V179H201ZM77 179V180H76ZM90 179V180H89ZM94 181H93V180ZM127 181H126V180ZM133 179H134V181H133ZM142 179V180H141ZM148 179H149V181H148ZM158 179V180H157ZM168 179V180H167ZM173 179V180H172ZM191 179V180H190ZM197 179V183L195 182V181H193V180H196ZM208 179H209V181H208ZM219 179H222L221 180V183H219L220 182V180ZM86 181L87 183H85L84 181ZM91 180H92V182H91ZM136 180H138V182L136 181ZM143 180H145V181H143ZM148 182H147V181ZM157 180V181H156ZM161 180V181H160ZM163 180V181H162ZM185 180H186V183H185ZM192 181V182H190V181ZM205 180H207L206 182L208 183V185H207V183L205 182ZM212 180V181H211ZM216 180V181H215ZM226 182H225V181ZM244 180H245V182H244ZM249 180V181H248ZM251 180H253L252 182H250ZM256 180V181H255ZM62 181V182H61ZM78 181V182H77ZM88 181H90V182H88ZM141 181V182H140ZM178 181V182H177ZM181 181V182H180ZM199 181V182H198ZM215 181V182H214ZM144 182H147V184H145ZM153 182V183H152ZM161 183V185L160 184H158V183ZM173 182V183H172ZM193 183L191 186H188L187 187V189H186V185H189L190 183ZM203 182H205V183H203ZM212 182V183H211ZM250 182V183H249ZM255 182V183H254ZM64 183V184H63ZM77 185H76V184ZM80 183H82L81 184V187H80V185L79 184ZM96 183V184H95ZM122 183V184H121ZM132 183V184H131ZM138 183H139V185H138ZM164 183V184H163ZM183 183V184H182ZM189 183V184H188ZM214 183V184H213ZM216 183V184H215ZM228 183V184H227ZM85 184V185H84ZM88 184V185H87ZM91 186H90V185ZM127 184V185H126ZM137 184V185H136ZM144 184V185H143ZM152 184V187L150 186ZM169 184V185H168ZM173 184V185H172ZM177 184V185H176ZM180 184V185H179ZM185 184V185H184ZM204 184V185H203ZM249 184L251 185V187L249 186ZM67 185V186H66ZM82 185H84L85 186V188L86 189H84L83 187L84 186H82ZM132 185V186H131ZM145 185H147V186H145ZM157 185V186H156ZM176 185V186H175ZM179 185V186H178ZM194 185V186H193ZM197 185V186H196ZM208 186V189H207V186ZM247 187H246V186ZM59 186H60V188H59ZM63 186V187H62ZM65 186V187H64ZM77 188H76V187ZM89 186V187H88ZM121 188H120V187ZM123 186V187H122ZM130 187L132 190H130V188H128V187ZM136 186V187H135ZM139 186L140 187H146V189H142V188H139ZM156 186V187H155ZM166 186V187H165ZM169 186V187H168ZM173 186H175V187H173ZM195 186H196V188H195ZM205 186H206V188H205ZM224 186H225V189H224ZM230 186H231V188H230ZM244 186V187H243ZM74 187H75V189H74ZM79 187H80V189H81V192L82 191H84V193L82 194L79 190ZM95 187V188H94ZM109 187H110V189H109ZM130 190L129 192H128V189ZM151 187V188H150ZM161 187V188H160ZM177 187V188H176ZM182 189V191L181 190H179L180 188ZM191 187V188H190ZM198 187V188H197ZM215 187L217 188V189H215ZM219 187H221V188H219ZM64 188H66L65 190H63ZM134 188H135V190H134ZM156 188V189H155ZM163 188H164V190H163ZM170 188H173V189H170ZM184 188V189H183ZM192 188H193V190H192ZM203 188H204V190H203ZM247 190H246V189ZM260 188H262V190L260 189ZM139 189V190H138ZM140 189H141V191H140ZM148 189V191H146ZM174 189H176V190H174ZM189 189H191L192 191H190ZM205 189H207V190H205ZM222 189H224V190H222ZM231 189V190H230ZM254 189H255V191H254ZM62 190V191H61ZM85 190L86 191H89L88 193L87 192H85ZM121 190H123V191H121ZM124 190H126V191H124ZM155 192H154V191ZM162 190H163V192H162ZM173 190L175 191L174 193H175V195L173 194ZM196 190V191H195ZM201 190L203 191V192H201ZM67 191V192H66ZM137 191V192H136ZM144 191L146 192V195H145V193H144ZM166 193H165V192ZM178 191V192H177ZM179 191H181V192H179ZM190 191V192H189ZM193 191H195V194L193 195V194H191V192L193 193ZM205 191V192H204ZM209 193H208V192ZM261 191V192H260ZM55 192V193H56ZM75 192V193H74ZM77 192V193H76ZM120 192L123 194L124 193V197H123V195L122 194H120ZM135 194H134V193ZM140 192V193H139ZM151 192V193H150ZM221 192L223 193L222 195H221ZM230 192V193H229ZM252 192V193H251ZM94 193H95V195H96V193H97V195H100L101 196V198L99 197V196H95L94 195ZM129 193V194H128ZM133 193V194H132ZM142 193V194H141ZM148 193V194H147ZM160 193H162V194H160ZM181 195H180V194ZM75 194V195H74ZM77 194V195H76ZM93 194V195H92ZM163 194H164V196H163ZM168 194V195H167ZM177 194V195H176ZM204 194H205V196H204ZM207 194V195H206ZM225 194H230L229 196L228 195H225ZM255 194V195H254ZM78 195H79V197H78ZM84 195V196H83ZM102 195H103V198H102ZM131 195V196H130ZM140 196L139 198L137 197V196ZM143 195H145V196H143ZM147 195H150V196H147ZM160 195H162V197H160ZM180 195V196H179ZM184 195V196H183ZM193 195V196H192ZM196 195V196H195ZM198 195V196H197ZM203 195V196H202ZM221 195V196H220ZM249 195V196H248ZM251 195V196H250ZM45 196V197H44ZM74 196H75V198H74ZM77 196V197H76ZM81 196V197H80ZM93 198H92V197ZM130 198H129V197ZM151 196H156V197H154V198H152ZM172 196V199H170V197ZM183 196V197H182ZM227 196V197H226ZM253 196V197H252ZM43 197V198H42ZM85 197V198H84ZM89 197H91V198H89ZM97 198L96 200H95V198ZM105 197V198H104ZM108 199H107V198ZM122 197V198H121ZM135 197V198H134ZM143 197V198H142ZM149 197V198H148ZM151 197V198H150ZM173 197L175 198L174 200H173ZM195 197V198H194ZM198 197V198H197ZM202 197H204V200H203V198ZM207 197V198H206ZM218 197H222V198H218ZM226 197V198H225ZM245 197V198H244ZM40 200V203H39V200ZM65 198V199H64ZM67 198V199H66ZM87 198H89L88 200H87ZM99 198V199H98ZM118 198V199H117ZM127 198H129L130 200L128 201V199ZM139 200H138V199ZM146 198V199H145ZM160 198V199H159ZM168 198V199H167ZM210 198V199H209ZM218 198V199H217ZM230 198V199H229ZM249 198V199H248ZM253 198V199H252ZM36 199V200H35ZM43 199V200H42ZM80 199V200H79ZM84 199H85V201H84ZM125 201H124V200ZM136 199H137V201H136ZM147 199H149L150 201H148ZM187 199V200H186ZM195 199V200H194ZM208 199V200H207ZM213 199H215L216 200V202H215V200L213 201ZM251 199H252V202H251ZM35 200V201H34ZM60 200V201H59ZM65 202H64V201ZM82 200L84 201V202H82ZM108 200V201H107ZM123 200V201H122ZM141 200V201H140ZM144 200V201H143ZM159 200H160V204H159ZM163 200H165V202L166 203H164L163 202ZM170 200V201H169ZM171 200H173V201H171ZM176 200V201H175ZM185 200V201H184ZM212 200V201H211ZM250 200V201H249ZM42 201V202H41ZM47 201V202H46ZM62 201V202H61ZM76 201V202H75ZM95 201V202H94ZM106 201V202H105ZM122 201V202H121ZM135 201V202H134ZM157 203H156V202ZM167 201H169V203L167 202ZM185 203H184V202ZM206 203H209V204H206ZM209 201V202H208ZM228 201H230V202H228ZM248 201V202H247ZM61 205V206H63L65 209H63V207L61 208V206H59V204ZM90 202V203H89ZM128 202V203H127ZM136 202H138L137 203V207H136ZM147 204L146 206H145V204ZM152 202L154 203L155 202V204H152ZM170 202H171V204H170ZM172 202L174 203V204H172ZM177 202H178V204H177ZM183 202V203H182ZM198 202V203H197ZM202 202V203H201ZM210 202H212V204L215 206V205H217L215 208H214V206H212V204L210 203ZM253 202H254V204H253ZM45 203V204H44ZM47 203V204H46ZM49 203V204H48ZM53 203V204H52ZM65 205H64V204ZM87 203V204H86ZM102 203H105V204H102ZM123 203V204H122ZM143 203V204H142ZM149 203V204H148ZM168 203V204H167ZM175 203H176V205H175ZM188 203V204H187ZM193 203V204H192ZM216 203V204H215ZM241 203H242V205H241ZM39 204V205H38ZM44 204V205H43ZM76 204V205H75ZM82 204H84L83 206H82ZM96 204H97V207H96ZM102 204V205H101ZM118 204V205H117ZM141 204V205H140ZM166 206H165V205ZM183 204V205H182ZM201 204V205H200ZM255 204L257 205V208H256V206H255ZM42 205V206H41ZM58 205V208H60V209H57V211H56V213H54V212H52L51 210H52V208L54 207V206H57ZM81 205V209L79 208V206ZM95 205V206H94ZM127 205V206H126ZM128 205H129V207H128ZM133 205V206H132ZM153 205V206H152ZM173 205V206H172ZM174 205H175V207H174ZM192 205V206H191ZM210 206V207H207V206ZM91 206V207H90ZM94 206V207H93ZM171 208H170V207ZM179 206H181V207H179ZM202 206V207H201ZM240 206L242 207V209L240 208ZM50 207H51V209H50ZM99 207V208H98ZM134 207L136 208V209H134ZM166 207H168V208H166ZM178 209H177V208ZM195 207V208H194ZM230 207V208H229ZM231 207H234V208H231ZM68 208H69V210H68ZM73 208H75V209H73ZM77 208V209H76ZM100 208L102 209V210H100ZM106 208V209H105ZM111 208V209H110ZM133 208V209H132ZM140 208V209H139ZM143 210H142V209ZM162 208V209H161ZM193 208V209H192ZM209 208V209H208ZM260 208V209H259ZM72 209V210H71ZM80 209V210H79ZM129 209V210H128ZM150 209V210H149ZM173 209V210H172ZM177 209V210H176ZM227 211H226V210ZM233 209H234V211H233ZM235 209L237 210V211H235ZM238 209H240V210H238ZM262 209V211H260ZM46 210V211H45ZM65 210H67L66 212H67V214L64 212ZM98 210H99V213L97 214L96 213V211L98 212ZM104 210V211H103ZM119 210H120V212H119ZM124 212H123V211ZM149 210V211H148ZM167 210V211H166ZM170 210V211H169ZM176 210V211H175ZM183 210V211H182ZM204 212H202V211ZM229 210V211H228ZM253 210V211H252ZM43 211H45L46 213L44 214V212ZM48 211H50V214L51 215H49V212ZM59 211H61V212H59ZM62 211H63V213H64V215H63V213H62ZM77 211V212H76ZM113 211V212H112ZM116 213H115V212ZM159 211V212H158ZM171 211H173V212H171ZM208 211V212H207ZM221 211V212H220ZM231 211H233L232 212V214L230 215L229 214V212H231ZM249 211V212H248ZM48 212V213H47ZM53 214H52V213ZM58 212V213H57ZM69 212H70V214H69ZM73 212V213H72ZM81 212V213H80ZM149 212V213H148ZM171 214H170V213ZM206 212V213H205ZM218 212H220V213H218ZM227 212V213H226ZM236 212H238V213H236ZM252 212V213H251ZM41 213V214H40ZM76 213V214H75ZM78 213V214H77ZM80 213V214H79ZM89 213V214H88ZM101 213V214H100ZM138 213V214H137ZM152 213H153V216H152ZM236 213V214H235ZM250 213V214H249ZM57 214V215H56ZM59 214V215H58ZM66 214V215H65ZM75 215V216H73V215ZM105 214V215H104ZM126 214H127V217H126ZM144 214V215H143ZM146 214V215H145ZM202 214V215H201ZM219 214H221V215H219ZM222 214H224V215H222ZM233 214H235V215H233ZM249 214V216H250V218H249V216H247ZM49 215V216H48ZM70 215V216H69ZM79 215V216H78ZM96 215V216H95ZM103 215V216H102ZM113 215V216H112ZM118 215V216H117ZM160 215H162L161 217H160ZM179 215H181V216H179ZM238 215V216H237ZM241 217H240V216ZM48 216V217H47ZM51 216V217H50ZM52 216H55V217H57V218H54V221H53V218H52ZM65 216H66V218H65ZM82 216H84V217H82ZM90 216V217H89ZM94 216H95V218H94ZM99 216V217H98ZM101 216V217H100ZM154 216H155V218H154ZM170 217V218H167V217ZM207 216V217H206ZM223 216V217H222ZM240 217L242 220L240 221L242 224H240L239 222H237V221H239L237 218H233V217ZM47 218L46 220L45 219H43V218ZM69 217V218H68ZM74 217V218H73ZM89 217V218H88ZM107 217H108V219H107ZM151 219H150V218ZM201 217H203V218H201ZM217 217H218V221H220V222H217ZM221 217H222V220H221ZM243 217V218H242ZM48 218H51V219H48ZM82 218V219H81ZM92 218V221L90 222H88V219L90 220ZM104 218L106 219V221L104 220ZM112 218V219H111ZM117 218V219H116ZM128 218V219H127ZM158 218V219H157ZM199 218L200 219H202V220H199ZM220 218V219H219ZM223 218H225V219H227L229 222H230V224H229V222L227 221V220H225V219H223ZM234 220H232V219ZM41 219V220H40ZM67 219H70V220H67ZM75 221H74V220ZM85 219V220H84ZM99 219H101V221L99 220ZM102 219H103V221H102ZM125 219V220H124ZM141 219V220H140ZM165 219V220H164ZM210 219H213V220H210ZM216 221H215V220ZM56 220V221H55ZM112 220V221H111ZM116 220V221H115ZM127 220H129V221H127ZM135 220H137V221H135ZM143 220V221H142ZM164 220V221H163ZM176 220H178V221H176ZM205 220H206V222H205ZM232 220V221H231ZM237 220V221H236ZM44 221H46V222H43ZM49 221V222H48ZM67 221H69V222H67ZM104 221L106 222V223H104ZM150 221V222H149ZM169 221L171 222V223H169ZM174 221V222H173ZM236 221V222H235ZM244 223H243V222ZM251 221V222H250ZM262 221V222H261ZM82 222V223H81ZM108 222V223H107ZM116 222V223H115ZM127 222V223H126ZM140 222H142L141 224H140ZM176 222V223H175ZM204 222V223H203ZM217 222V223H216ZM225 222H226V224H225ZM250 222V223H249ZM261 222V223H260ZM47 223V224H46ZM55 223V224H54ZM75 223V224H74ZM77 223V224H76ZM90 223V224H89ZM102 223H104V224H102ZM128 224V225H126V224ZM132 223H133V225H132ZM138 223V224H137ZM162 223V224H161ZM179 223V224H178ZM196 223V224H195ZM208 223V224H207ZM218 223L221 225L222 224V227L219 225L218 226ZM225 225H224V224ZM232 223V224H231ZM236 223H238V224H236ZM248 223V224H247ZM45 224V225H44ZM53 224H54V226H53ZM69 224V225H68ZM72 224L73 225H75L74 226V228H71V226H72ZM81 224V225H80ZM86 224H87V226H86ZM102 226H101V225ZM150 224V225H149ZM160 224V225H159ZM166 224H167V226H166ZM197 224H199V226L198 227H196V225ZM211 224H213V225H211ZM216 224V225H215ZM242 225L241 227H240V225ZM258 224V225H257ZM71 225V226H70ZM77 225H79V226H77ZM105 225V226H104ZM110 225V226H109ZM130 225V226H129ZM150 227H149V226ZM164 225V226H163ZM234 225H235V229H229V228H234ZM249 225V226H248ZM251 225L253 226V227H255L256 225H257V230H256V227L254 228V229H251ZM260 225L262 226V227H260ZM51 226V227H50ZM92 226V227H91ZM94 226H95V228H94ZM132 226V227H131ZM137 226V227H136ZM207 226H208V228H207ZM209 226H210V228H215V230H210V228H209ZM215 226H218V227H215ZM225 226V227H224ZM238 226V228L237 229H239V230H241V232L240 231H238L237 232V229H236V227ZM54 227V228H53ZM70 228V230H72V232L69 230V228ZM73 227V226H72ZM79 229H77V228ZM105 227V228H104ZM164 227H166V228H164ZM203 227V228H202ZM227 227H229V228H227ZM252 227V228H253ZM67 228H68V230H67ZM76 228V229H75ZM128 228V229H127ZM143 228V229H142ZM227 228V229H226ZM243 230H242V229ZM259 228H261V230L259 229ZM55 230V232H54V230ZM58 229V230H57ZM93 229H94V231H93ZM102 229H104V231H101ZM109 229V230H108ZM112 229V230H111ZM123 229V230H122ZM194 229H195V232H194ZM202 229V230H201ZM206 229L208 230V232L206 231ZM217 229V230H216ZM223 231H222V230ZM230 230V232L229 231H226V230ZM247 231V232H245V230ZM59 232H57V231ZM66 230V231H65ZM81 230V231H80ZM84 230V231H83ZM98 230V231H97ZM129 230V231H128ZM131 230V231H130ZM139 230V231H138ZM198 230H200V231H198ZM204 230V232L202 233V231ZM221 231V234H222V236L224 237V240H223V237H222V240L223 241H225V242H221L220 240V237H221V234H218V231ZM256 230V231H255ZM65 231V232H64ZM77 231V232H76ZM88 231H90V232H88ZM98 232V233H96V232ZM100 231V232H99ZM105 231H107L106 233H105ZM142 231V232H141ZM151 231V232H150ZM163 231V232H162ZM175 231V232H174ZM179 231V232H178ZM182 231V232H181ZM214 231V232H213ZM226 231V232H225ZM231 231H232V233L233 234H235V236L231 233ZM236 231V232H235ZM252 231H253V233H252ZM261 231V232H260ZM69 233V236L70 237H72L71 239H68V238H70L69 236H68V233ZM79 232H81L80 234H79ZM88 232V233H87ZM95 232V234L97 235H94L93 233ZM128 232V234H126ZM137 232V233H136ZM210 232H211V234H213V238L214 237H216L217 235H218V237H216V238H218V239H216L215 241H214V239L212 238V236L211 237H209V235H207V234H210ZM216 232H217V235H216ZM226 235H228L229 236V238H227L228 236H226L225 237V234ZM228 232V233H227ZM235 232V233H234ZM244 232V233H243ZM250 232V233H249ZM261 234H259V233ZM70 233H72V236L70 235ZM75 235H74V234ZM78 233V234H77ZM86 235H88V238L85 236V234ZM91 233V234H90ZM101 233V234H100ZM103 233V234H102ZM140 233V234H139ZM184 233H185V235H184ZM201 233H202V235H201ZM205 233V234H204ZM215 233V234H214ZM236 233H240V234H245V236H246V238H245V240H244V238L243 237H245V236H242V235H236ZM258 233V236L256 235ZM61 234V235H60ZM67 234V235H66ZM84 234V235H83ZM136 234H138V236L136 235ZM143 234V235H142ZM149 234V235H148ZM178 234L180 235V236H178ZM201 236H203V237H201ZM210 234V235H211ZM230 234L231 235H233L232 237L234 238V237H236V238H234L235 240H236V242H235V240L233 239V241H234V244H235V246L236 247H234V246H232V245H234L233 244V241H232V239L230 238ZM248 234V235H247ZM251 234H253V235H251ZM78 235V236H77ZM101 235V236H100ZM121 235L122 236H124V237H122L121 238ZM182 235H183V237H182ZM189 235V236H188ZM193 235H194V237H193ZM199 235V236H198ZM214 235H216V236H214ZM220 235V236H219ZM252 237H251V236ZM255 235L257 236V237H255ZM75 236H76V238H75ZM90 236V237H89ZM95 236V237H94ZM100 236V237H99ZM107 236V237H106ZM127 236V237H126ZM192 236V237H191ZM196 236H197V238H196ZM205 236V237H204ZM239 236H241V237H239ZM261 236V237H260ZM65 237V238H64ZM85 237V238H84ZM97 237V238H96ZM126 237V238H125ZM128 237L130 238L129 240L130 241H128ZM144 237V238H143ZM149 237V238H148ZM173 237V238H172ZM180 237H182V238H180ZM185 237H186V239H185ZM188 237H190L189 239H188ZM201 237V238H200ZM207 237V238H206ZM253 237H254V239H253ZM84 238V239H83ZM92 238V239H91ZM103 238H104V240H103ZM120 238H121V240H120ZM147 238H148V240H147ZM165 238V239H164ZM204 238H206L205 239V241H204ZM208 238L210 239V241H211V245H209L210 243V241L208 240ZM212 238V239H211ZM225 238H226V240H228V239H230V243L229 242H226V240H225ZM241 238H243V240L241 239ZM249 238V239H248ZM260 240H259V239ZM80 239V240H79ZM83 239V240H82ZM87 240V242H86V240ZM101 239V240H100ZM127 240V241H125V240ZM172 239H174V240H172ZM198 239L200 240V243L198 242ZM241 239V240H240ZM76 240H77V243H76ZM89 240L90 241H92V240H94V242H97V243H94L93 241L92 242H90V244H89ZM100 240V241H99ZM139 240V241H138ZM214 241V244H213V241ZM239 240V241H238ZM247 240V241H246ZM251 240V241H250ZM261 243V246H259V242ZM62 241V242H61ZM80 241H82V242H80ZM99 241V242H98ZM143 241V242H142ZM157 241H159V242H157ZM161 241V242H160ZM167 241V242H166ZM173 241V242H172ZM177 241V242H176ZM192 241V242H191ZM232 241V242H231ZM238 241V242H237ZM246 241V242H245ZM80 242V243H79ZM85 242V243H84ZM125 242H126V244H125ZM130 242V243H129ZM138 242V243H137ZM146 242V243H145ZM188 242V243H187ZM195 244H194V243ZM201 242L202 243H204V246H207L208 245V247H204L203 246V244H201ZM215 242H217V243H215ZM243 242V243H242ZM250 244H249V243ZM62 245H61V244ZM67 245V243H68V245L65 247V244ZM74 243V244H73ZM81 243H82V245H83V249H85V250H82L81 251V249L82 248H80L81 247ZM84 243V244H83ZM87 243H88V245H87ZM111 243V244H110ZM125 245H124V244ZM132 243H135V245L134 244H132ZM183 243V244H182ZM197 243V244H196ZM206 243H209V244H207V245H205ZM222 243V246L223 247H221V244ZM229 243V244H228ZM255 243V244H254ZM73 244V245H72ZM77 244V245H76ZM93 244H94V246H93ZM97 246H96V245ZM100 244V245H99ZM128 244V245H127ZM139 244H141V245H139ZM173 244V245H172ZM187 244H189L190 245V247H189V245H188V247L187 246H185V245H187ZM192 244H194V245H192ZM201 245V247L200 248H204L203 250H207L206 251V253H205V251H203V250H201V249H199V247H198V249H197V246L198 245ZM216 244H218V245H216ZM227 244V245H226ZM244 244H247L246 246L248 247H246V246H244ZM256 244H257V246H256ZM79 245V246H78ZM87 245V246H86ZM91 245V246H90ZM108 245V246H107ZM162 245V246H161ZM172 245V246H171ZM192 245V246H191ZM199 245V246H200ZM255 245V246H254ZM71 246V247H70ZM73 246V247H72ZM100 246V247H99ZM113 246V247H112ZM116 247V249H115V247ZM119 246V247H118ZM122 246V247H121ZM127 247L126 249L128 250H126L125 249V247ZM132 246H133V249H132ZM143 246V247H142ZM167 246H168V248H167ZM211 246H213V249H212V247ZM215 246V247H214ZM216 246H218V247H216ZM227 246H229L228 248H227ZM240 246V247H239ZM86 247H87V249H86ZM101 247H103V248H101ZM179 247V248H178ZM184 247H185V249H184ZM193 247V248H192ZM196 247V248H195ZM211 247V248H210ZM242 247V248H241ZM255 247V248H254ZM260 247V248H259ZM64 248H66V249H64ZM111 248V249H110ZM120 248V249H119ZM123 248H124V250H123ZM142 250H141V249ZM164 248V249H163ZM167 248V249H166ZM177 248V249H176ZM190 248H192L191 250H190ZM214 248L216 249H218L219 250V248H220V250L217 252V250H215V253L213 252H210V254H208V255H206L207 253H209L208 251H214ZM231 248H232V250H231ZM237 249V251H236V249ZM259 248V249H258ZM89 249H90V251H89ZM98 249H100V250H102V252L99 250L98 251ZM113 249V250H112ZM157 249V250H156ZM211 249V250H210ZM226 249V250H225ZM228 249V250H227ZM238 249H239V252H238ZM247 249H249V250H247ZM253 250V252H252V250ZM74 250V251H73ZM81 251V252H79V251ZM87 250V251H86ZM92 250V251H91ZM104 250V251H103ZM115 250V251H114ZM146 250V251H145ZM172 250V251H171ZM187 250V251H186ZM190 250V251H189ZM193 250V251H192ZM229 250H231V251H229ZM243 250H244V252H243ZM261 250V251H260ZM74 253H73V252ZM89 251V252H88ZM94 251V252H93ZM131 251V252H130ZM139 251V252H138ZM145 251V252H144ZM157 251V252H156ZM174 251V252H173ZM179 251V252H178ZM194 251L195 252H197L198 253V255L197 256H199L198 258H200V259H195V254H197V253H195L194 254ZM201 251V252H200ZM223 251H225V253H223ZM235 251V252H234ZM75 252L76 253H79V254H75ZM92 252V253H91ZM113 252V253H112ZM115 252H117V254H115ZM121 253V254H119V253ZM122 252L125 254V255H127V256H125L124 254H122ZM144 252V253H143ZM149 252V253H148ZM168 252V253H167ZM185 252H186V254H185ZM193 252V254H191V253ZM202 252H203V254H202ZM217 252V253H216ZM237 252H238V254H237ZM243 252V253H242ZM249 252H251V253H249V254H251L250 256H251V259H250V256H249V254L248 253ZM255 252V254H253ZM260 252V253H259ZM81 253H82V255H81ZM86 253V254H85ZM88 253V254H87ZM146 253V254H145ZM151 253V254H150ZM184 253V254H183ZM201 253V254H200ZM222 253V254H221ZM92 254V255H91ZM119 254V255H118ZM132 254V255H131ZM139 254H140V256H139ZM143 256H142V255ZM144 254H145V256H144ZM180 254V255H179ZM201 256H200V255ZM211 254H216L215 256L213 255V256H210ZM217 254H219V255H217ZM249 256V258H248V256ZM85 255H87V256H85ZM120 255H122V256H120ZM136 255V256H135ZM149 255V256H148ZM178 255V256H177ZM185 255V256H184ZM190 255V257L193 255V257H188L189 259H186L187 257L186 256H189ZM203 255V256H202ZM207 257H206V256ZM238 255V256H237ZM242 255H245V256H242ZM252 255H253V257H252ZM255 255V256H254ZM260 255V256H259ZM79 256V257H78ZM83 256H85V257H83ZM115 256H118L117 258L115 257ZM130 256V257H129ZM152 256V257H151ZM167 256V257H166ZM196 256V257H197ZM210 256V257H209ZM102 259H101V258ZM176 257V258H175ZM185 257V258H184ZM204 257H206V258H204ZM211 258V260L213 261L212 263H210V261H209V258ZM222 257V258H221ZM243 258H246L245 260L247 261H244V259H243V261H242V259ZM106 258V259H105ZM116 258V259H115ZM141 258H144V259H142V261H140L141 260ZM152 258H153V260H152ZM256 258V259H255ZM261 260H260V259ZM94 259V260H93ZM101 259V260H100ZM105 259V260H104ZM113 259V260H112ZM130 259V260H129ZM185 259H186V262H185ZM191 259V260H190ZM205 259H207L209 262L207 263V261H205ZM250 260V261H248V260ZM97 260V261H96ZM112 260V262H110ZM117 260V261H116ZM120 260H121V262H120ZM135 260V261H134ZM162 260V261H161ZM175 260V261H174ZM184 260V261H183ZM193 260H196L195 262H193ZM224 260V259H223ZM239 260H240V262H239ZM255 260V261H254ZM116 261V262H115ZM126 261V262H125ZM129 263H128V262ZM141 263H140V262ZM154 261V262H153ZM225 262H227V263H225V264H230V259H228V257H225V260H224ZM224 261H222L223 262V264H224ZM228 261H229V263H228ZM251 261H253V263L251 262ZM257 261V262H256ZM80 262V261H79ZM94 262V263H93ZM108 262V263H107ZM133 262H135V263H133ZM146 262V263H145ZM153 262V263H152ZM237 262H239V263H237ZM243 262V263H242ZM246 262V263H245ZM202 263V264H203Z\"/></svg>",
	"mask_w": 264,
	"mask_h": 264
},
{
	"label": "bare ground",
	"instance_id": "obj_2",
	"mask_svg": "<svg viewBox=\"0 0 264 264\" xmlns=\"http://www.w3.org/2000/svg\"><path fill=\"white\" fill-rule=\"evenodd\" d=\"M6 1H8V0H6ZM10 1H11V0H10ZM12 1H15V0H12ZM12 1H11V2H12ZM17 1H18V0H17ZM19 1H20V0H19ZM25 1H26V0H25ZM36 1H37V0H36ZM39 1H40V0H39ZM46 1H47V0H46ZM56 1H57V0H56ZM59 1H60V0H59ZM63 1H64V0H63ZM70 1H71V0H70ZM73 1H74V0H73ZM91 1H92V0H91ZM111 1H113V0H111ZM111 1L109 0V2H111ZM118 1H119V0H118ZM121 1H122V0H121ZM140 1H141V0H140ZM140 1H139V2H140ZM142 1H143V0H142ZM150 1H151V0H150ZM152 1H153V0H152ZM152 1H151V2H152ZM157 1H158V0H157ZM163 1H164V0H163ZM168 1H170V0H167V2H168ZM187 1H188V0H187ZM193 1H194V0H193ZM193 1H192V3L195 2V1H194V2H193ZM196 1H198V0H196ZM200 1H201V0H199V2H200ZM218 1H220V0H218ZM222 1H223V0H222ZM229 1H230V0H229ZM232 1H233V0H232ZM232 1H231V2H232ZM239 1H240V0H239ZM241 1H242V0H241ZM241 1H240L239 3H237V4H238V5L241 4ZM243 1H244V0H243ZM248 1H249V0H248ZM248 1H247V2H248ZM251 1H252V0H251ZM260 1H262V0H260ZM37 2H38V1H37ZM40 2H41V1H40ZM43 2H44V0H43ZM47 2H48V1H47ZM54 2H55V0H54ZM54 2H53V3H54ZM107 2H108V1H107ZM114 2H115V1H114ZM114 2H113V3H114ZM132 2H133V1H132ZM167 2H166V3H167ZM173 2H174V1H173ZM173 2H172V4H173ZM175 2H176V1H175ZM175 2H174V5H175V7L178 8L179 6H176L177 2H176V4H175ZM190 2H191V0H190ZM207 2H208V1H207ZM213 2L215 3V2H217V0H215V1H213ZM213 2H210V3L213 4ZM225 2L228 3V1H225V0H224V4H225ZM231 2H229V4H232ZM233 2H235V1H233ZM236 2H238V1H236ZM244 2H245V1H244ZM255 2H257V0H255ZM255 2H254V3H255ZM258 2H259V0H258ZM4 3H5V2H4ZM4 3L2 4V2H1L0 4H2V5L4 6ZM12 3H13V2H12ZM20 3H22V2H20ZM20 3H19V4H20ZM23 3H24V2H23ZM34 3H35V2H34ZM48 3H49V2H48ZM48 3H47V4H48ZM61 3H62V2H61ZM70 3H71V2H69V4H70ZM74 3H76V1H75ZM92 3H94V2H92ZM142 3H143V2H142ZM166 3H165V4H166ZM180 3H181V1H180ZM192 3H191V4H192ZM197 3H198V2H197ZM197 3H196V4H197ZM203 3H204V1H203ZM210 3H209V4H210ZM220 3L222 4L221 1H220ZM220 3H219V4H220ZM251 3H252V2H251ZM5 4H7V3H5ZM19 4H18V6H19ZM24 4H25V3H24ZM28 4H29V3H28ZM56 4H57V3H56ZM56 4L54 3V5H56ZM72 4H73V3H72ZM72 4H71V5H72ZM78 4H79V3L77 2V5H78ZM90 4H91V3H90ZM106 4H107V3H106ZM119 4H121V3L118 2L117 6H118ZM156 4H157V3H156ZM168 4H169V3H168ZM168 4H167V8H168ZM185 4H186V3H185ZM194 4H195V3H194ZM215 4H216V3H215ZM224 4H223V5H224ZM234 4H235V3H234ZM234 4H232L231 6H233ZM248 4H249V3H247V4L245 3V5H244V4H243V5L246 6V5H248ZM257 4H258V3H257ZM260 4H261V3H260ZM33 5H34V4L32 3V6H33ZM43 5H44V4H43ZM57 5H58V4H57ZM60 5H61V4H60ZM60 5H59V6H60ZM62 5H63V3H62ZM83 5H84V4H83ZM91 5H92V4H91ZM93 5H94V4H93ZM93 5H92V7H93ZM131 5H135V4H131ZM131 5H130V6H131ZM163 5H164V3H163ZM174 5H173V6H174ZM186 5H187V4H186ZM204 5H205V4H204ZM226 5L228 6V4H225L224 6H226ZM235 5H236V4H235ZM251 5H253V4H251ZM251 5H249V6H251ZM255 5H256V4H255ZM258 5H259V4H258ZM258 5H257V8H259V6H260V5H259V6H258ZM261 5H263V3H262ZM0 6H1V5H0ZM16 6H17V5H16ZM22 6H23V5H22ZM34 6H35V5H34ZM50 6H51V4H50ZM66 6H67V1H66ZM101 6H102V5H101ZM101 6H99V7H101ZM110 6H111V5H110ZM115 6H116V4H115ZM121 6H122V5H121ZM125 6H126V5H125ZM141 6H142V5H141ZM161 6H162V5H161ZM173 6H172V7H173ZM181 6H182V8H183L184 5L182 4ZM187 6H188V8H189V3H188ZM192 6H194V8H193V7H191V8H193L194 11H196V10H195V5H192ZM196 6H197V5H196ZM200 6H201V5H200ZM213 6H214V4H213ZM218 6H219V5H218ZM224 6H222V7H224ZM244 6H241V5H240L239 7H240V9H241V8L244 7ZM8 7H10V6H8ZM11 7H12V5H11ZM35 7H36V6H35ZM44 7H45V5H44ZM51 7H52V6H51ZM56 7H58V6H56ZM56 7H55V8H56ZM64 7H65V6H64ZM75 7H77V6H75ZM89 7H91V6L89 5ZM94 7H95V6H94ZM94 7H93V8H94ZM96 7H98V6H96ZM103 7H104V5H103ZM103 7H102V8H103ZM106 7H107V6H106ZM111 7H113V6H111ZM111 7H110V8H111ZM131 7H132V6H131ZM203 7H204V6H203ZM214 7H215V6H214ZM236 7H237V5H236ZM253 7H255V6L253 5L252 8H253ZM260 7H261V6H260ZM0 8H1V7H0ZM19 8H20V7H19ZM32 8H33V7H32ZM55 8H52V10H53V9L55 10ZM58 8L60 9L61 6L58 7ZM69 8H70V7H69ZM114 8H115V7H114ZM132 8H133V7H132ZM161 8H162V7H161ZM167 8H166V9H167ZM169 8H171V7H169ZM169 8H168V9H169ZM188 8L186 7L187 10H186V9H185V10L188 11V10L190 9V8H189V9H188ZM197 8H198V7H197ZM206 8H207V7H206ZM206 8H204V9H206ZM215 8H216V7H215ZM218 8H219V7H218ZM218 8L216 9L217 11H218ZM224 8H226V7H224ZM228 8H229V7H228ZM231 8H232V7H231ZM234 8H235V6H234ZM234 8H232V10H233L234 12H236L237 10L235 9V10H236V11H235ZM237 8H238V7H237ZM261 8H262V7H261ZM261 8H260V9H261ZM1 9H2V8H1ZM12 9H13V7H12ZM12 9H11V10H12ZM17 9H18V8H17ZM24 9H25V7H24ZM63 9H65V8L62 7V10H63ZM78 9L80 10L79 7H78ZM87 9H88V8H87ZM97 9H98V8H97ZM103 9H105V8H103ZM103 9H102V10H103ZM120 9H121V8H120ZM136 9H137V8H136ZM166 9H165L164 11H166V13H167V10H166ZM174 9H175V8H174ZM174 9L172 8V10H174ZM198 9H199V8H198ZM198 9H197V10H198ZM211 9H214V8H211ZM219 9H221V8H219ZM240 9H239V11H240ZM253 9L255 10V8H253ZM253 9L251 10V12L254 11ZM5 10H6V13H5L4 11H2V12H4V13L7 15V11H9L10 8H9V10L6 8ZM21 10H22V9H21ZM49 10H51V8H49ZM54 10H53V11H54ZM66 10H67V8H66ZM66 10H65V11L63 10V11L66 13ZM79 10H78V11H79ZM93 10H95V8H94ZM107 10L109 11V8H107ZM107 10H106V11H107ZM128 10H129V9H128ZM183 10H184V8H183ZM185 10H184V13H185ZM228 10H229V9H228ZM241 10H242V9H241ZM243 10H244V9H243ZM247 10H249V9H247ZM262 10H264V8H262ZM17 11H18V10H17ZM25 11H26V10H25ZM27 11H29L28 8H27ZM27 11H26V12H27ZM37 11H38V9H37ZM60 11H61V10H60ZM63 11H62V12H63ZM71 11H72V10H71ZM95 11H96V10H95ZM124 11H125V9H124ZM145 11H146V9H145ZM145 11H144V14H145ZM147 11H148V10H147ZM178 11H179V9H178ZM189 11H191V10H189ZM200 11H201V10H200ZM207 11H209L208 8H207ZM213 11H214V10H213ZM213 11H212V12H213ZM224 11H225V9L220 10V12H223V14L225 15L227 12L225 13ZM229 11H230V10H229ZM233 11H232V12H233ZM245 11H246V9H245ZM255 11H256V10H255ZM257 11H258V9H257ZM260 11H261V10H259L258 12H260ZM2 12H1V10H0V13H1L0 15H2ZM9 12H10V11H9ZM9 12H8V13H9ZM15 12H16V8H15ZM18 12H19V11H18ZM20 12H24V11H20ZM20 12H19V13H20ZM30 12H31V10H30ZM34 12H35V11H34ZM34 12H33V13H34ZM40 12H41V11H40ZM56 12H57V11H56ZM62 12H60V13H62ZM72 12H74V11H72ZM75 12H76V11H75ZM80 12H81V11H80ZM93 12H94V11H93ZM99 12H100V11H99ZM99 12L97 11V15H99ZM109 12H110V11H109ZM114 12H115V11H114ZM128 12H130V11H128ZM170 12H171V11H170ZM175 12L178 13V12L176 11V9H175ZM181 12H182V11H180V14H181ZM191 12H192V11H191ZM196 12H197V11H196ZM196 12H195V13H196ZM205 12H206V10H205ZM209 12H210V11H209ZM218 12H219V11H218ZM220 12H219L218 14H220ZM261 12H263V14H264V11H261ZM261 12H260V13H261ZM11 13H12V11H11ZM11 13H10V14H11ZM19 13H17V14H19ZM28 13H29V12H28ZM37 13L40 14L39 12H37ZM69 13H70V11H69ZM116 13H117V12H116ZM125 13H126V12H125ZM146 13H148V12H146ZM155 13H156V12H155ZM171 13H172V12H171ZM182 13H183V12H182ZM184 13H183V14H184ZM189 13H190V12H189ZM189 13H188V14H189ZM195 13H193V14L195 15ZM201 13H203V10H202ZM213 13H214V12H213ZM230 13H231V11H230ZM236 13H237V12H236ZM239 13H241V12H239ZM254 13L256 14L257 12H254ZM260 13H257L256 15L259 14V16H260V15L262 14V13H261V14H260ZM10 14H8V16H10ZM24 14H25V13H24ZM26 14H27V13H26ZM49 14H50V13H49ZM49 14H47V15H49ZM52 14H54V12H53ZM55 14H56V13H55ZM55 14H54V15H55ZM73 14H74V13H73ZM78 14H79V12H78ZM81 14H82V13H81ZM95 14H96V12H95ZM169 14H170V13H169ZM178 14H179V13H178ZM178 14H175V13H174V15H176L177 18H178V16H179ZM186 14H187V13H185V15H186ZM191 14H192V13H191ZM191 14H190V15H191ZM205 14H207V12H206ZM205 14L201 15V16L203 17V19H204ZM210 14H211V13H209V14H207V15L205 16V19H204L205 22H206V19H207L206 17H207L208 15H210ZM214 14H216V13H214ZM232 14H233V13H232ZM243 14H244V11H243ZM243 14H242V15H243ZM251 14H252V13H251ZM13 15H14V14H13ZM20 15H21V13H20L19 15H17V16H20ZM22 15H23V14H22ZM22 15H21V18H22L23 16H26V15H23V16H22ZM34 15H35V14H33V17H34ZM47 15H46V17H47ZM59 15H61V14H59ZM66 15H67V14H66ZM70 15H72V14H70ZM76 15H77V13H76ZM100 15H101V14H100ZM126 15H127V14H126ZM164 15H165V14H164ZM190 15H188L189 18H191ZM244 15L246 16V14H244ZM244 15H243V16H244ZM247 15H248V14H247ZM2 16H3V15H2ZM2 16H1V17H2ZM17 16H16V18H17ZM57 16H58V15H57ZM63 16L66 17L65 15H63ZM170 16H172V15H170ZM199 16H200V14H199ZM210 16H212V15H210ZM216 16H217V14H216ZM218 16H219V15H218ZM222 16H223V15H222ZM234 16H237V14H236V15L234 14L233 17H234ZM245 16H244V17H245ZM251 16H253V15H251ZM263 16H264V15H263ZM31 17H32V15H31ZM31 17H30V18H31ZM38 17H41V16H37V19L39 20ZM42 17H43V15H42ZM42 17H41V18H42ZM48 17H51V16L49 15ZM48 17H47V18H48ZM55 17H56V16H55ZM59 17H60V16H59ZM74 17H75V15L73 16V18H74ZM85 17H86V15H85ZM85 17H84V18H85ZM155 17H156V16H155ZM158 17H159V20H158V19H157V20L160 21V19H161V18H160V15H159ZM173 17H175V16H173ZM173 17H172V18H173ZM182 17H185V16L182 15ZM186 17H187V16H186ZM192 17H193V16H192ZM195 17H196V16H195ZM212 17H213V16H212ZM219 17H221V15H220ZM225 17H227V16H225ZM231 17H232V16H231ZM239 17H240V16H238V18H239ZM249 17H250V13H249L248 18H249ZM253 17H255V16H253ZM260 17H261V16H260ZM260 17H259V19H260ZM3 18H4V17H3ZM3 18H2V19H3ZM7 18H8V17H7ZM23 18H24V17H23ZM34 18H35V17H34ZM66 18H67V17H66ZM107 18H108V17H107ZM110 18H111V16H110ZM187 18H188V17H187ZM197 18H198V17H197ZM200 18H201V17H200ZM213 18H214V17H213ZM215 18H216V17H215ZM222 18H223V17H222ZM229 18H230V17H229ZM229 18H228V19H229ZM234 18H236V17H234ZM238 18H237V20H238ZM240 18H241V17H240ZM248 18H246V19H248ZM263 18H264V17H263ZM263 18L261 17V19H263ZM0 19H1V18H0ZM12 19H13V18H12ZM17 19H18V18H17ZM19 19H20V18H19ZM24 19H28V17H26V18H24ZM24 19H23V20H24ZM32 19H33V18H32ZM37 19H36V21H38ZM49 19H51V18H49ZM49 19H47V20H49ZM55 19H56V18H55ZM55 19H54L53 21H55ZM70 19H71V18H70ZM76 19H77V18H76ZM76 19H75V21H76ZM81 19H82V17H81ZM81 19H80V20L77 19V20L80 22V21H82ZM98 19H99V18H98ZM136 19H137V18H136ZM140 19H142V18H139L138 21H140ZM145 19H146V18H145ZM178 19H180V18H178ZM185 19H186V18H185ZM185 19H183V20H185ZM193 19H195V18H193ZM211 19H212V18H211ZM224 19H225V18H224ZM228 19H227V20H228ZM230 19H231V18H230ZM241 19H242V18H241ZM241 19H239V20H241ZM243 19H245V18H243ZM243 19H242V20H243ZM252 19H253V18H252ZM257 19H258V17H257ZM257 19H256V17H255L254 20H257ZM10 20H11V18H10ZM23 20H22V21H23ZM30 20H31V19H30ZM43 20H44V19H43ZM51 20H52V19H51ZM51 20H49L50 22H49V21H48V22L51 23V22H52ZM63 20H64V19H63ZM63 20H62V21H63ZM71 20H72V19H71ZM71 20H70V21H71ZM92 20H93V19H92ZM100 20H101V19H100ZM147 20H148V19H147ZM170 20H171V19H170ZM170 20H169V21H170ZM180 20H181V19H180ZM180 20H179V21H180ZM183 20H182V21H183ZM186 20H187V19H186ZM191 20H192V18H191ZM197 20H198V19H196V21H197ZM199 20H200V19H199ZM213 20H214V21H215V20H219V18H218V19L216 18V19H213ZM213 20H212V21H213ZM232 20H234V19L232 18ZM232 20H231V21H232ZM242 20H241V21H242ZM248 20H249V19H248ZM250 20H251V19H250ZM254 20H253V21H254ZM1 21H2V20H1ZM5 21H6V17H5ZM5 21L3 20L4 23H5ZM8 21H9V20H8ZM28 21H29V20H28ZM40 21H41V19H40ZM40 21H39V22H40ZM73 21H74V20H73ZM78 21H77V22H78ZM105 21H106V20H105ZM177 21H178V20H177ZM187 21H189V20H187ZM187 21H184V22H187ZM200 21H202V18H201ZM200 21H198V22H200ZM207 21H208V20H207ZM224 21H225V20H224ZM229 21H230V20H229ZM229 21H228V22H229ZM245 21H246V20H245ZM251 21H252V20H251ZM253 21H252V23H253ZM258 21H259V20H258ZM263 21H264V19H263ZM10 22H11V21H10ZM12 22H14V20H13ZM18 22H19V21H18ZM29 22H30V26H29V27H31V26H32V25H31L32 20L29 21ZM33 22H34V21H33ZM42 22H44V21H41V23H42ZM46 22H47V21H46ZM58 22L60 23L61 21H58ZM65 22H66V21H65ZM65 22H64V24H65ZM134 22H135V21H134ZM148 22H149V21H148ZM160 22H161V21H160ZM174 22H175V20H174ZM193 22H194V21H193ZM198 22H197V23H198ZM209 22H210V21H209ZM209 22H208V24H210ZM220 22H223V21H220ZM225 22H226V21H225ZM225 22H224V24H226ZM228 22H227V23H228ZM235 22H236V20L234 21V23H233V21H232L233 24L230 22L231 25L228 24V26H229V27H230V26H234V25H235ZM238 22H239V21H238ZM238 22H237V23H238ZM246 22L248 23V21H246ZM16 23H17V22H16ZM19 23H20V22H19ZM26 23L28 24V22H26ZM34 23H35V22H34ZM34 23H33V24H34ZM71 23H72V22H71ZM74 23H75V22H74ZM103 23H104V22H103ZM144 23H145V22L143 21V24H144ZM155 23H156V22H155ZM161 23H162V22H161ZM172 23H173V22H172ZM175 23H176V22H175ZM188 23L191 24L192 22H191V23L188 22ZM188 23H187V24H188ZM197 23H195V26H196ZM202 23H203V22H202ZM212 23H218V21H217V22H212ZM239 23H240V22H239ZM239 23H238V24H239ZM247 23H246V24H247ZM249 23H250V22H249ZM249 23H248V24H249ZM256 23H257V22H255V24H256ZM260 23H261V22H260ZM2 24H3V23H2ZM6 24H7V23H6ZM20 24H22V22H21ZM24 24H25V23H24ZM38 24H39V23H38ZM44 24H45V23H44ZM53 24H54V22H53ZM53 24H52V25H53ZM66 24H67V22H66ZM80 24H82V23H80ZM130 24H131V21H130ZM130 24H129V25H130ZM132 24H133V23H132ZM138 24H142V22H141V23H138V22H137V25H138ZM156 24H157V23H156ZM163 24H164V23H163ZM189 24H188V25H189ZM193 24H194V23H193ZM199 24H200V23H199ZM203 24L205 25V23H203ZM206 24H207V23H206ZM221 24H222V23H221ZM242 24H243V23H242ZM242 24L240 23V25H242ZM244 24H245V23H244ZM248 24H247V25H248ZM250 24H251V23H250ZM262 24H263V22H262ZM8 25H9V24H8ZM46 25L48 26L47 23H46ZM50 25H51V24H50ZM59 25H60V24H59ZM72 25H73V23H72ZM77 25H79V24H77ZM77 25H75V27H74L73 29H75ZM103 25H104V24H103ZM137 25H136V26H137ZM159 25H160V24H159ZM164 25H165V24H164ZM174 25H175V24H174ZM178 25H181V22L178 23ZM185 25H186V24H185ZM200 25L202 26V24H200ZM212 25H213V24H212ZM212 25L210 24V26H212ZM226 25H227V24H226ZM247 25H245V26H247ZM253 25H254V23H253ZM259 25H260V24H259ZM1 26H2V25H0V27H1ZM6 26H7V25H6ZM6 26H5V28H7ZM13 26H15V25H13ZM17 26H19V25L17 24ZM17 26H15V31H14V32H19V31L16 29ZM21 26L26 27V25L24 26L23 24H22ZM37 26H38V25H37ZM37 26H36V27H37ZM39 26H40V24H39ZM44 26H45V25H44ZM44 26H40V27H41V28H42V27L44 28ZM47 26H45V28H46ZM56 26H58L57 23H56ZM66 26H67V25H66ZM69 26H70V25H69ZM69 26H68V27H69ZM95 26H96V25H95ZM113 26H114V25H113ZM113 26L110 25V27H113ZM136 26H135V27H136ZM142 26H144V25H142ZM151 26H152V25H151ZM176 26H177V25H176ZM176 26H175V27H176ZM210 26L208 27L209 30H210V28H211ZM215 26H216V25H215ZM215 26H214V27H215ZM218 26H219V25H218ZM218 26H217V27H218ZM221 26H222V25H221ZM228 26H227V27H228ZM235 26H236V25H235ZM242 26H243V25H242ZM256 26L258 27V24H257ZM256 26H255V27H256ZM8 27H11V24H10V26H8ZM40 27H39V28H40ZM85 27H86V26H85ZM106 27H107V25H106ZM124 27H125V26H124ZM124 27H123V28H124ZM128 27H129V26H127V28H128ZM135 27H134V28H135ZM138 27H139V26H138ZM138 27H137V29H138ZM145 27H146V26H145ZM177 27H178V26H177ZM190 27H191V29H192V26L189 25V28H190ZM197 27H198V24H197ZM205 27H206V25H205ZM212 27H213V26H212ZM219 27H220V26H219ZM223 27H224V25H223ZM240 27H241V26H240ZM251 27H252V26H251ZM251 27H250V28H251ZM13 28H14V27H13ZM13 28H12V29H13ZM34 28H35V27H34ZM34 28H33V29H34ZM39 28H36V30L39 29ZM47 28H48V27H47ZM57 28H58V27H57ZM60 28H61V27H59L58 30H59ZM77 28H79V27H77ZM83 28H84V27H83ZM87 28H88V27H87ZM113 28H114V27H113ZM121 28H122V27H121ZM129 28H130V27H129ZM173 28H174V27H173ZM179 28H181V27L179 26ZM183 28H184V26H183ZM185 28L188 29L187 27H185ZM193 28H195V27L193 26ZM200 28H201V27H200ZM200 28H199V29H200ZM203 28H204V27L202 26V30H203ZM206 28H207V27H206ZM206 28H205L204 30H206ZM238 28H239V26H238ZM238 28H237V29H238ZM244 28H245V27H243V30H244ZM247 28H248V27H247ZM262 28H263V29H262V31H263V30H264V26H263ZM0 29H1V28H0ZM8 29H9V28H8ZM22 29H26V28H22V27H21L20 30H22ZM27 29H28V27H27ZM50 29H51V27H50ZM66 29H67V28H66ZM70 29H71V28H70ZM73 29H72V30H73ZM81 29H82V28H80V30H81ZM85 29H86V28H85ZM85 29H83V30L85 31ZM108 29H110V28H109V27L106 28V31H108ZM131 29H132V28H131ZM139 29H140V28H139ZM143 29H145V28H143ZM149 29H150V26H149V28H148V26H147V30H149ZM152 29H153V26H152ZM156 29H157V28H156ZM171 29H172V28H171ZM216 29H217V28H216ZM219 29H220V28H218V30H219ZM222 29H225V28H222ZM241 29H242V28H241ZM253 29H254V26H253ZM9 30H10V29H9ZM9 30H8V31H9ZM40 30H41V29H40ZM44 30H48V29H44ZM62 30H63V29H62ZM64 30H65V28H64ZM83 30H81V31H83ZM91 30H92V29H91ZM123 30H125V29H123ZM132 30H133V29H132ZM134 30H136V28H135ZM141 30H142V29H141ZM150 30H151V29H150ZM162 30H163V29H162ZM162 30H161V31H162ZM178 30H179V29H178ZM189 30H190V29H189ZM193 30H194V29H193ZM204 30H203V31H204ZM214 30H215V29H214ZM226 30H227V29H226ZM228 30H230V29H228ZM232 30H233V29H231L230 31L232 32ZM235 30H236V29L233 30V33H234ZM245 30H246V29H245ZM245 30H244V31H245ZM251 30H252V29H251ZM251 30H250L249 32H251ZM255 30H256V29H255ZM257 30L259 31L260 29H257ZM27 31H28V30H27ZM27 31H26V32H27ZM29 31H31V29H30ZM38 31H39V30H38ZM87 31H88V30L86 29V32H87ZM99 31H100V29H99ZM99 31H98V32H99ZM116 31H119V30L117 29ZM130 31H131V30H130ZM145 31H146V30H145ZM164 31H165V30H164ZM180 31H181V30H180ZM185 31H186V30H185ZM185 31H184L183 33H186V34H187V32H185ZM194 31H195V30H194ZM197 31L200 32L198 29H197ZM207 31H208V30H207ZM210 31H211V32H215V31H213L212 28H211ZM219 31H220V30H219ZM219 31H218V32H219ZM230 31H228V32H230ZM237 31H238V34L240 35L239 32H241V30H240V31L237 30ZM237 31H236V34H237ZM253 31H254V30H253ZM262 31H261V32H262ZM2 32H3V31H2ZM11 32H12V30H11ZM14 32H13V33H14ZM24 32H25V31H24ZM33 32H34V30H33ZM39 32H40V31H39ZM50 32H51V30H50ZM61 32H62V31H60L59 33H61ZM65 32H66V31H65ZM98 32H97V33H98ZM100 32H101V31H100ZM100 32H99V33H100ZM120 32H121V31H120ZM120 32H119V33H120ZM127 32H128V31H127ZM143 32H144V31H143ZM171 32H172V31H171ZM171 32H170V33H171ZM191 32H192V30H191ZM198 32H197V33H198ZM204 32H205V31H204ZM204 32H203V33H204ZM220 32H222V33H219V34H218V37H217L216 39H215L216 36H213V35H212L213 37L208 38V39H211V40H212V38H214V39H213L214 41H212V42H216V41L218 42L219 35L221 36L222 34H224V33H223V32H224L223 30L220 31ZM242 32H243V31H242ZM242 32H241V34H242V36H243V33H242ZM245 32H247V31H245ZM256 32H257V31H256ZM263 32H264V31H263ZM263 32H262V33H263ZM5 33H6V31L4 30V33H3V34H4L5 36L3 35V37L6 38V36H7L8 34L6 35ZM20 33H21V31H20ZM20 33H19V34H20ZM22 33H23V32H22ZM28 33H29V32H28ZM36 33H37V32H36ZM46 33H47V32H46ZM46 33H44V35H46ZM67 33H68V32H67ZM72 33H74V32H72ZM77 33L80 34L79 31H78ZM77 33H76V34H77ZM82 33H83V32H82ZM111 33H113V29H112V32H110V34H111ZM133 33H135V32H133ZM138 33H139V31H138ZM140 33H141V31H140ZM144 33H145V32H144ZM168 33H169V32H168ZM172 33H174V32H172ZM180 33H181V32H180ZM189 33H190V31H189ZM193 33H194V32H193ZM197 33H196V31H195V35H193V36L196 37V36L198 35ZM208 33H209V32H208ZM208 33H207V34H208ZM253 33H254V32H253ZM258 33H259V32H258ZM1 34H2V33H1ZM16 34H18V33H16ZM19 34H18V35H19ZM23 34H24V33H23ZM25 34H26V33H25ZM31 34H32V32H31ZM70 34H71V33H70ZM87 34H88V32H87ZM95 34H96V33H95ZM101 34H102V33H101ZM105 34H106V33H105ZM107 34H108V33H107ZM113 34H114V36L116 35L115 33H113ZM120 34H121V33H120ZM136 34H137V33H136ZM177 34H178V32H177ZM177 34H175V35H177ZM199 34L203 36L202 32H200ZM210 34H211V33H210ZM210 34H209V35H210ZM236 34H235V36H236ZM246 34H247V33H246ZM251 34H252V33H251ZM255 34H256V33H255ZM255 34H254V36H255ZM260 34H261V33H259L258 35H260ZM26 35H27V34H26ZM39 35H40V34H39ZM44 35H43V36H44ZM47 35H48V34H47ZM49 35H50V33H49ZM51 35H52V33H51ZM51 35H50V36H51ZM54 35L56 36V34H54ZM65 35H67V34H64V36H65ZM68 35H69V34H68ZM84 35H85V34H84ZM84 35H83V38H84ZM93 35H94V34H93ZM118 35H119V34H118ZM121 35H122V34H121ZM123 35H124V34H123ZM133 35H134V34H133ZM138 35H139V34H138ZM151 35H152V34H151ZM154 35H156V34H154ZM159 35H160V34H159ZM178 35H180V34H178ZM178 35H177V38H178ZM205 35H206V34H205ZM215 35H216V34H215ZM227 35H228V33H227ZM227 35H226V36H227ZM231 35H233V34H231ZM231 35H230V36H231ZM261 35H262V34H261ZM8 36L11 37V36H12V33L10 34V32H9V35H8ZM8 36H7V37H8ZM13 36H14V35H13ZM13 36H12V37H13ZM29 36H30V35H29ZM34 36L36 37L35 34H34ZM41 36H42V35H41ZM60 36H62V35H60ZM64 36H63V39H62L63 42L59 41V43H60V42L62 43V46H63V43H64V42H65L64 44H66V42H70L69 40L66 41V39H64ZM85 36H86V35H85ZM103 36H104V35H101V37H103ZM109 36H111V35H109ZM152 36H153V35H152ZM152 36H151V37H152ZM181 36H182V35H181ZM188 36H189V34H188ZM188 36H185V39H186L185 41H187ZM193 36H192V34H191V37H193ZM206 36H207V35H206ZM223 36L225 37V35H223ZM233 36H234V35H233ZM233 36H232V37H233ZM244 36H245V38H246L247 35H244ZM250 36H251V35H250ZM250 36L248 35V37H250ZM252 36H253V35H252ZM0 37H1V35H0ZM15 37L17 38V35H16ZM15 37H14V38H15ZM20 37H21V34H20ZM20 37H19V38H20ZM31 37H32V36H31ZM58 37H59V36H58ZM58 37H57V38H58ZM66 37H67V36H66ZM69 37H70V36H69ZM78 37H79V36H78ZM95 37H98V36L96 35ZM95 37H93V38L96 39ZM106 37H107V36H105V38H106ZM112 37H113V36H112ZM116 37L118 38L117 35H116ZM140 37H141V36H140ZM144 37H145V36L143 35V38H144ZM156 37H157V36H155V39H156ZM158 37H159V36H158ZM158 37H157V41H158ZM186 37H187V38H186ZM191 37H189V38H191ZM194 37H193V39H194ZM197 37H198V36H197ZM197 37H196V38H197ZM199 37H200V36H199ZM199 37L197 38L198 40L201 38V37H200V38H199ZM204 37H205V36H204ZM207 37H209V36H207ZM221 37H222V36H221ZM232 37H230V38H232ZM248 37H247V38H248ZM19 38H18V39H19ZM29 38H30V37H29ZM38 38H40V36H39ZM43 38L45 39V37H43ZM49 38H50V37H49ZM49 38H46V40H48ZM60 38H61V37H60ZM71 38H73V36L70 37V39H71ZM105 38H103L104 41H105ZM109 38H110V37H109ZM114 38H115V37H114ZM122 38H123V37H122ZM126 38H127V37H126ZM129 38H130V37H129ZM135 38H136V37H135ZM141 38H142V37H141ZM152 38H154V36H153ZM171 38H172V37H171ZM179 38H180V36H179ZM183 38H184V37H183ZM196 38H195V39H196ZM236 38L238 39L237 36H236ZM240 38H242V37H240ZM240 38H239V39H240ZM245 38H243V39H245ZM250 38H251V37H250ZM250 38H249V39H250ZM252 38H253V37H252ZM261 38H262V37H260V39H261ZM8 39L11 40L12 38H8ZM21 39H22V38H21ZM24 39H25V38H24ZM26 39H28V38H26ZM35 39H37V38H35ZM41 39H42V38H41ZM55 39H56V38H55ZM58 39H59V38H58ZM73 39H74V38H73ZM76 39H77V38H76ZM76 39H75V40H76ZM78 39H79V38H78ZM132 39H133V38H132ZM159 39H160V37H159ZM223 39H225V40H223ZM223 39L221 38L220 40H223L224 42H225V41L227 42L226 38H223ZM232 39H233V38H232ZM239 39H238V40H239ZM243 39H242V40H243ZM249 39H248V41H246L245 43L249 42ZM253 39H254V38H253ZM257 39H258V37H257ZM260 39H259V40H260ZM6 40H7V39H6ZM12 40H13V39H12ZM28 40H29V39H28ZM39 40H40V39H39ZM50 40L52 41V39H50ZM64 40H65V41H64ZM71 40H72V39H71ZM98 40H99V39H98ZM107 40H108V38H107ZM110 40H111V39H110ZM127 40H128V39H127ZM127 40H126V41H127ZM144 40H146V39L144 38ZM147 40H150V39H147ZM152 40H153V39H151V42H152V43L150 44V46L153 44V41H152ZM181 40H184V39H181ZM198 40H195V41L198 42L197 44H199V42L201 41V40H200V41H198ZM203 40H204V38H203ZM255 40H256V39H255ZM259 40H258V41H259ZM13 41H14V40H13ZM15 41H16V40H15ZM20 41H24V40L22 39V40H20ZM26 41H27V40H25V42H26ZM30 41L32 42V40H30ZM30 41H29V42H30ZM36 41H37V40H36ZM42 41H43V40H42ZM55 41H57V39H56ZM72 41H74V40H72ZM76 41H77V40H76ZM81 41H82V40H81ZM100 41L103 42L102 39H101ZM115 41H118V40L115 39ZM115 41H114V44H115ZM120 41L122 42L123 40L120 39ZM120 41H119V42H120ZM128 41H130V40H128ZM142 41H143V39H142ZM170 41L173 42V40H170ZM170 41H169V42H170ZM177 41H178V40H177ZM188 41H189V40H188ZM190 41H192V39H191ZM205 41L208 42L207 38H206ZM209 41H210V40H209ZM229 41H232V40L229 39ZM229 41H228V42H229ZM233 41H234V39H233ZM233 41H232V43H234ZM250 41H251V39H250ZM262 41L264 42V39H262ZM17 42H19V41L17 40ZM17 42H16V43H17ZM27 42H28V41H27ZM31 42H30V43H31ZM39 42H40V41H39ZM44 42H45V41H43V43H44ZM46 42H47V41H46ZM46 42H45V43H46ZM93 42H94V41H93ZM95 42H96V40H95ZM95 42H94V45H95ZM107 42H108V44L110 43V46H111L112 43L109 42V41H107ZM107 42L105 43V45H107ZM119 42H118V43H119ZM135 42H136V41H135ZM149 42H150V41H149ZM164 42H166V41H164ZM182 42H183V41H182ZM219 42H220V41H219ZM219 42H218V43H219ZM221 42H222V41H221ZM241 42H242V41H241ZM241 42H240V44H241ZM252 42H253V41H252ZM263 42H262V43H263ZM2 43H3V41H2ZM6 43H7V41H6ZM8 43H9V42H8ZM14 43H15V42H14ZM16 43H15V44H16ZM41 43H42V42H41ZM54 43H55V42H54ZM59 43H58V45H59ZM61 43H60V44H61ZM78 43H80V41H79ZM84 43H85V42H83V44H84ZM98 43H99V42H98ZM141 43H142V42H141ZM146 43H148V42L146 41L144 44H146ZM156 43H157V42H156ZM173 43H174V42H173ZM176 43H178V42H176ZM187 43H188L190 46L193 47L192 44L195 43V42H193V43H189V42H187ZM200 43H201V42H200ZM242 43H243V42H242ZM0 44H1V39H0ZM3 44H4V43H3ZM11 44H12V43H10L9 45H11ZM17 44H18V43H17ZM21 44H22V42H21ZM24 44H25V43H24ZM27 44H28V43H27ZM31 44H32V43H31ZM36 44H39V43H36ZM49 44H50V43H49ZM52 44H53V43H52ZM68 44H69V43H67V47H68L69 45L73 46L71 43H70L69 45H68ZM74 44H77V43H74ZM80 44H81V43H80ZM92 44H93V43H92ZM101 44H102V43H100L99 45H101ZM119 44L121 45V43H119ZM119 44H118V45H119ZM130 44H131V43H130ZM136 44H137V42H136ZM139 44H140V43H139ZM169 44H170V43H169ZM178 44H179V45H178ZM178 44H176L175 47H176L177 45L180 46L181 42L178 43ZM182 44H183V43H182ZM184 44H185V42H184ZM184 44H183V45H184ZM188 44H187V45H188ZM205 44H206V42H205ZM205 44H204V45H203V43L201 44V45L204 46V47H203L204 49L206 48V47H205V46H206ZM212 44H213V43H212ZM214 44H215V43H214ZM227 44H229V48H230V47H231V46H230V42L227 43ZM235 44H239V43L236 42ZM235 44H234V45H235ZM249 44H250V43H249ZM251 44H252V43H251ZM256 44H257V43H256ZM6 45H7V44H6ZM13 45H14V44H13ZM13 45H12V46H13ZM22 45H23V44H22ZM22 45H21V46H22ZM25 45H26V44H25ZM28 45H29V44H28ZM45 45H46V44H45ZM99 45H98L97 47H94V49H95V50H96V48L98 49ZM103 45H104V43H103ZM105 45H104V46H105ZM118 45H117V46H118ZM120 45H119V47H120ZM127 45H128V44H127ZM195 45H196V44H195ZM199 45H200V44H199ZM215 45H220V44H215ZM221 45H223V46L226 47V45H224L223 42L221 43ZM253 45H254V44H253ZM262 45L264 46V43H263ZM2 46H3V45H2ZM12 46H11V47H12ZM15 46H16V45H15ZM34 46H35V45H34ZM36 46H37V45H36ZM51 46H53V45H51ZM51 46H50V47H51ZM55 46H56V48H58V47H57V44H56ZM59 46H60V45H59ZM77 46L79 47V45H77ZM104 46H103V47H104ZM107 46H108V45H107ZM107 46H106V47H107ZM117 46L114 45V47H117ZM121 46H122V45H121ZM125 46H126V45H125ZM137 46H138V44H137ZM140 46H141V45H140ZM140 46H139V47H140ZM142 46H144V45L142 44ZM148 46H149V45H148ZM156 46L158 47V45H156ZM207 46H209V43H208ZM232 46H233V45H232ZM237 46H239V45H237ZM251 46H252V45H251ZM254 46H255V45H254ZM260 46H261V44H260L258 47H260ZM3 47H4V46H3ZM6 47H7V46H6ZM19 47H20V45H19ZM19 47L17 46V47H14V48H19ZM22 47H23V46H22ZM22 47H20V48H22ZM24 47H27V46H24ZM42 47H43V46H42ZM46 47H49V45H48V46L46 45ZM46 47H44V48H46ZM50 47H49V48H50ZM63 47H64V46H63ZM101 47H102V45H101ZM103 47H102V48H103ZM171 47H172V45L170 44V48H169V49H171ZM181 47H182V46H181ZM183 47H184V46H183ZM185 47H186V44H185ZM185 47H184V48H185ZM187 47H188V46H187ZM187 47H186V48H187ZM194 47H195V46H194ZM197 47H198V46H197ZM197 47L194 48V49H197ZM210 47L212 48V45H211ZM217 47H218V46L215 47L216 49H215L214 47H213V48H214L216 51H218ZM225 47H224V48H225ZM235 47H236V46H235ZM246 47H248V46H246ZM252 47H253V46H252ZM255 47H256V46H255ZM255 47H254V48H255ZM7 48H8V47H7ZM29 48H30V47H29ZM29 48H27L28 51L31 50V49H29ZM31 48H33V46H32ZM37 48H38V47H37ZM53 48H55V47L53 46ZM56 48H55V51H56ZM72 48H73V47H72ZM109 48H110V47H109ZM112 48H113V45H112ZM121 48H122V47H121ZM126 48H127V47H126ZM143 48H144V47H143ZM147 48H148V50H153V49H149V47H147ZM152 48H155V46H153ZM173 48H174V46H173ZM178 48H179V47H178ZM178 48H177V49H178ZM184 48H182V49H184ZM186 48H185V52H186ZM201 48H202V47H201ZM203 48H202V49H203ZM213 48H212V50H213ZM220 48H221V47H220ZM220 48H219V49H220ZM222 48H223V47H222ZM222 48H221V50H222ZM224 48H223V49H224ZM232 48H233V47H232ZM4 49H5V51H6V48H4ZM9 49H10V48H9ZM24 49H25V48H24ZM27 49H25V50H27ZM40 49H41V47H40ZM67 49H68V48H67ZM69 49H70V46H69ZM74 49H75V47H74ZM77 49H78V48H77ZM100 49H101V48H100ZM104 49H105V48H104ZM114 49H115V48H114ZM117 49H118V48H116L115 50H117ZM131 49H133V47H132ZM135 49H136V48H135ZM194 49H193V50H194ZM204 49H203V51H204ZM208 49H209V48H208ZM225 49H226V48H225ZM234 49H237V47L234 48ZM238 49H239V48H238ZM238 49H237V50H238ZM245 49H246V48H245ZM257 49H258V48H257ZM260 49H262V48L260 47ZM263 49H264V47H263ZM263 49H262V50H263ZM0 50H3V49H1V46H0ZM13 50H14V49H13ZM13 50H12V48H11V51L14 53V55H15L16 53H19V51H17L18 49L15 50V51H13ZM21 50H22V49H21ZM37 50H38V49H37ZM37 50H36V52H34L35 49H34V51L32 50V51H29V52H30V53L33 52L34 54H36V53L38 52ZM58 50H59V48H58ZM65 50H66V49H65ZM75 50H76V49H75ZM80 50H81V49H80ZM95 50H94V52H95ZM102 50H103V49H102ZM111 50H112V49H111ZM118 50H119V49H118ZM124 50H125V49H124ZM127 50H128V49H127ZM127 50H125L124 52H126ZM141 50H142V49H141ZM143 50H147V49H146V46H145V49H143ZM154 50H156V49H154ZM157 50H158V48H157ZM171 50H172V49H171ZM180 50H181V49H180ZM198 50H199V49H197L196 53L198 52ZM200 50H201V49H200ZM200 50H199V51H200ZM206 50H207V48H206ZM212 50H210V51H212ZM215 50H214V51H215ZM226 50L229 51L228 49H226ZM232 50H233V49H232ZM241 50H242V49H241ZM247 50H248V49H247ZM247 50H245V51H247ZM255 50H256V49H255ZM258 50H259V49H258ZM11 51H10V52H11ZM16 51H17V52H16ZM28 51H27V53H28ZM40 51H41V54H42V52H43V48H42V50H39V52H38L39 54H40ZM48 51H50V50H48ZM62 51H64L63 48H62ZM69 51H70V50H69ZM76 51H77V50H76ZM92 51H93V50H92ZM97 51H98V50H97ZM99 51H100V50H99ZM99 51H98V53H101V51H100V52H99ZM109 51H110V50H109ZM134 51H135V50H134ZM161 51H162V50L160 49V53H162ZM187 51H188V50H187ZM201 51H202V50H201ZM207 51H208V50H207ZM207 51H206V54H207ZM210 51H209V52H210ZM219 51H220V50H219ZM227 51H226V52L224 51V53H227V54H228ZM230 51H231V48H230ZM230 51H229V52H230ZM235 51H236V50H235ZM249 51H250V50H249ZM253 51H254V50H253ZM256 51H257V50H256ZM260 51H261V50H260ZM7 52H8V51H7ZM15 52H16V53H15ZM22 52H23V51H22ZM22 52H21V53H22ZM24 52H25V51H24ZM24 52H23V53H24ZM45 52H46V50H45ZM53 52H54V50H53ZM105 52H107V51H105ZM122 52H123V51H122ZM135 52L137 53V50H136ZM135 52H133V54H135ZM141 52H143V51H141ZM145 52H147V51H144L143 54H146ZM153 52H154V51H153ZM157 52H159V51H157ZM172 52H174V50H172ZM177 52H178V51H177ZM180 52H181V51H180ZM180 52H179V53H180ZM220 52H222V51H220ZM233 52H234V51H233ZM238 52H239V50H238ZM243 52H244V51H243ZM243 52H242V53H243ZM247 52H248V51H247ZM258 52H259V51H258ZM1 53H4V52H1ZM1 53H0V54H1ZM43 53H44V52H43ZM54 53H56V52H54ZM57 53H58V52H57ZM59 53H60V52H59ZM66 53H67V50H66ZM70 53H71V52H69V54H70ZM110 53H112V52L110 51ZM127 53H128V52H127ZM129 53H130V52H129ZM147 53H148V52H147ZM149 53H150V52H149ZM154 53H155V52H154ZM154 53H152V57H151V58H153V54H154ZM196 53H195V56H196ZM201 53H202V52H201ZM211 53H214V52H211ZM215 53H216V52H215ZM217 53H218V52H217ZM240 53H241V51H240ZM240 53H238V54H240ZM245 53H246V52H245ZM245 53H244V54H245ZM251 53H252V52H251ZM8 54H9V56H11V57L13 56V54L10 55L11 53H9V52H8ZM24 54H26V53H24ZM24 54H22V57H23ZM39 54H38V55H39ZM48 54H49V53H48ZM67 54H68V53H67ZM69 54H68V56H71V54H70V55H69ZM89 54H90V53H89ZM92 54H93V53H92ZM92 54H91V55H92ZM95 54H97V52L94 53V56H95ZM101 54H102V53H101ZM105 54H106V53H105ZM123 54H125V53H123ZM123 54H121V56H122ZM140 54H141V53H140ZM143 54L140 55V56L143 57ZM162 54H163V53H162ZM189 54L191 55V54H193V52H191V53H189ZM197 54L199 55L200 53H197ZM202 54H203V53H202ZM208 54H209V53H208ZM221 54H222V53H221ZM229 54H231V53H229ZM249 54H250V52H249ZM6 55H7V54H6ZM38 55L35 56V60H36V57H37ZM97 55L100 57L99 54H97ZM112 55H113V53H112ZM135 55H136V54H135ZM135 55H134V56H135ZM138 55H139V54H138ZM159 55H160V57H158V58H161V54H159ZM165 55H166V54H165ZM165 55H164L163 57H165ZM169 55H170V54H169ZM172 55H173V54H172ZM176 55H178V54L176 53ZM180 55H181V54H180ZM186 55H188L187 52H186ZM198 55H197V56H198ZM211 55H213V54H211ZM211 55H210V57H211ZM224 55H225V54H222V57H223ZM233 55H235V52L233 53ZM241 55L243 56V54H241ZM246 55H247V54H246ZM1 56L3 57V54H1ZM1 56H0V58H1ZM9 56H8V57H9ZM27 56H29V54H28ZM42 56H43V55H42ZM44 56H45V55H44ZM51 56H52V55H51ZM59 56H60V55H59ZM64 56H65V55H64ZM108 56H110V55L108 54ZM115 56H116V55H115ZM127 56H129V58H130L132 55H131V56H130V55H127ZM127 56H126V57H127ZM136 56H137V55H136ZM140 56H138V57H140ZM147 56H148V55H147ZM147 56L144 55L145 58H147ZM154 56H156V54H155ZM193 56H194V55H193ZM193 56H192V57H193ZM201 56H202V55H201ZM216 56H217V55H216ZM219 56H220V55H219ZM225 56H226V55H225ZM227 56H229V55H227ZM227 56H226V57H227ZM231 56H232V54H231ZM237 56H238V55H237ZM6 57H7V56H6ZM13 57L16 58V56H13ZM30 57H31V55H30ZM32 57H34V56H32ZM72 57H73V56H72ZM78 57H79V55H78ZM105 57H106L107 59L109 58V57H107V55H106ZM117 57H119V55H118ZM148 57H150V56H148ZM170 57H171V56H169V59H170ZM177 57H178V56H177ZM199 57H200V56H199ZM199 57H198V58H199ZM204 57H205V56H204ZM208 57H209V56H208ZM210 57H209L208 60H210ZM213 57L216 58L215 55H213ZM235 57H236V56H235ZM240 57H241V56H240ZM245 57H247V56H245ZM256 57H258V56H256ZM263 57H264V56H263ZM18 58H19V57H18ZM20 58H21V56H20ZM20 58H19V59H20ZM26 58H27V57H26ZM57 58H58V57H57ZM67 58H69V57H67ZM102 58H103V57H102ZM106 58H105V60H107ZM145 58H143V59H145ZM155 58H157V57H155ZM155 58H154V59H155ZM171 58H172V57H171ZM183 58H184V55H183L182 59H183ZM193 58H194V57H193ZM211 58H212V57H211ZM214 58H213V62H214V60H215ZM232 58H234V57H232ZM237 58H238V60H236V61L239 62V57H237ZM237 58H235V59H237ZM242 58H244V56H243ZM3 59H5V57L2 58V60H3ZM9 59H10V58H9ZM9 59L7 58V61H8ZM16 59H17V58H16ZM21 59H22V58H21ZM23 59H24V58H23ZM23 59H22V60H23ZM28 59H30V58L28 57ZM41 59H42V58H41ZM41 59L39 58L38 60L40 61ZM49 59H50V58H49ZM51 59H52V57H51ZM54 59H56V57H55ZM58 59H59V58H58ZM58 59H56V60H58ZM81 59H82V58H81ZM81 59H79V60L81 61ZM100 59H101V58H100ZM109 59H110V58H109ZM113 59H115V57H113ZM117 59H118V58H117ZM124 59H125V56H124ZM124 59H123V62H124L127 58H126L125 60H124ZM139 59H141V57L138 58V60H139ZM163 59H164V58H163ZM169 59H167V57H166V60H168V62L171 61V59H170V60H169ZM173 59H175V58H173ZM178 59H180V57H179ZM186 59H187V56H186ZM186 59H185V60H186ZM219 59H221V56L218 57V60H219ZM225 59H227V58H224V60H225ZM230 59H231V58H230ZM230 59H229V60H230ZM235 59H234V60H235ZM250 59H251V58H250ZM259 59H262V57H260ZM259 59H257V60H259ZM0 60H1V59H0ZM12 60H13V59H12ZM22 60H21V61H22ZM71 60H73V58H72ZM71 60H70V61H71ZM82 60H83V59H82ZM98 60H99V59H98ZM110 60H111V59H110ZM110 60H109V61H110ZM131 60H132V59H131ZM131 60H130V61H131ZM145 60H147V59H145ZM145 60H144V61H145ZM148 60H149V58H148ZM150 60H151V59H150ZM159 60H160V59H159ZM194 60H195V58H194ZM194 60H193V61H194ZM196 60H197V58H196ZM200 60H201V59H200ZM205 60H206V59H205ZM229 60L227 59V62H226V60H225V62L228 63ZM244 60H246V59L244 58L243 61H244ZM5 61H6V59H5ZM7 61H6V62H7ZM18 61H19V63L21 62L20 60H18ZM24 61H25V59H24ZM24 61H23V62H24ZM28 61H29V60H28ZM28 61H27L26 63H29ZM33 61H34V59H33ZM33 61H30V62H33ZM36 61H37V60H36ZM36 61H35V62H36ZM39 61H38V63H39ZM65 61H66V58H65ZM67 61H68V60H67ZM67 61H66V62H67ZM76 61H77V60L74 59V62H73L72 64H74ZM85 61H86V60H85ZM85 61H84V62H85ZM88 61H89V60H88ZM100 61H101V60H100ZM107 61H108V60H107ZM112 61H113V60H112ZM118 61H119V59H118ZM118 61H115V62H118ZM132 61H133V60H132ZM140 61H141V63H142L143 60H140ZM157 61H158V59H157ZM162 61H163V60H162ZM162 61H161V62H162ZM179 61H180V60H179ZM188 61H189V60H188ZM190 61H191V59H190ZM193 61H192V63H193ZM197 61H198V60H197ZM201 61H202V60H201ZM206 61H207V60H206ZM215 61H216V60H215ZM250 61H251V60H250ZM254 61H255V59H254ZM260 61H261V60H260ZM262 61H264V59H263ZM262 61H261V62H262ZM1 62H2V61H1ZM8 62L11 63L12 61L10 60V61H8ZM13 62H15V63L17 64L16 60L13 61ZM13 62H12V63H13ZM50 62H51V61H50ZM57 62H59V61H57ZM60 62H61V60H60ZM82 62H83V61H82ZM92 62L94 63L93 60H92ZM96 62H99V61H96ZM105 62H106V61H105ZM105 62H104V60H103V63H105ZM110 62H111V61H110ZM120 62H121V61H120ZM136 62H137V61H136ZM138 62H139V61H138ZM138 62H137V64H138ZM145 62H146V61H145ZM147 62H148V61H147ZM147 62H146V63H147ZM164 62H166V61L164 60ZM168 62H167L166 64H168ZM181 62H182V61H181ZM184 62H185V61H184ZM195 62H196V61H194V63H195ZM202 62H203V61H202ZM210 62H211V60H210ZM213 62L211 63L212 65H213L214 63L216 64V62H214V63H213ZM246 62H247V61H246ZM251 62H253V61H251ZM255 62H256V64H257V61H255ZM258 62H259V61H258ZM261 62H259V63H260V64H259V66H260L259 68H261V64L263 63V62H262V63H261ZM10 63H9L8 65H11ZM15 63H14V65H15ZM24 63H25V62H24ZM40 63H41V62H40ZM54 63H56V62L54 61ZM67 63H68V62H67ZM77 63H78V61H77ZM80 63H81V62H80ZM80 63H79V64H80ZM88 63L91 64V61L88 62ZM99 63H100V62H99ZM130 63H131V62H130ZM132 63H134V62H132ZM146 63H144V65H145ZM172 63H173V61H172ZM172 63L170 62V65H172ZM174 63H175V62H174ZM185 63H186V62H185ZM192 63H188V65H189V64L191 65ZM217 63H218V62H217ZM219 63L221 64V63H223V61H222V62H219ZM230 63H231V62H230ZM236 63H237V62H236ZM241 63H242V62L240 61V65H242ZM243 63H244V62H243ZM0 64H1V63H0ZM4 64H5V62H4ZM21 64H22V66H23V63H21ZM30 64H31V63H30ZM30 64H27V66H29ZM35 64H36V63H35ZM41 64H42V63H41ZM41 64H39V65H41ZM65 64H66V63H65ZM72 64H71V65H72ZM85 64H86V62H85ZM85 64H83V65L85 66ZM100 64H101V63H100ZM113 64H114V63H113ZM116 64H117V63H115V65H116ZM121 64H122V63H120V65H121ZM135 64H136V63H135ZM137 64H136V65H137ZM149 64H154V63L151 61V63L149 62ZM160 64L163 65L162 63H159V65H160ZM164 64H165V63H164ZM176 64H177V63H176ZM179 64H180V63H179ZM179 64H178V66H180ZM182 64H183V62H182ZM182 64H181V65H182ZM186 64H187V63H186ZM198 64H199V63H198ZM224 64H225V63H224ZM224 64H222V65H224ZM228 64H229V63H228ZM234 64H235V61H234ZM238 64H239V63H238ZM244 64H245V63H244ZM247 64H248V63H247ZM247 64H246V65H247ZM249 64H250V63H249ZM249 64H248V66H249ZM263 64H264V63H263ZM8 65H7V67H8ZM18 65H19V64H18ZM31 65H33V64H31ZM43 65H44V64H43ZM45 65H46V61H45ZM51 65H52V64H51ZM61 65H62V64H61ZM61 65H60V66H61ZM63 65H64V62H63ZM86 65L88 66V64H86ZM98 65H99V64H97V66H98ZM104 65H107L106 68H105L106 70H109V69H110V65H108L107 62H106V64H104ZM117 65H118V64H117ZM139 65H140V63H139ZM139 65H138V67H139ZM188 65H184L185 68H186V66L188 67ZM195 65L197 66V63H196ZM195 65H192V66H195ZM207 65H208V64H207ZM216 65H217V64H216ZM222 65H221V66H222ZM230 65H231V68H232L233 63H231ZM246 65H245V66H246ZM5 66H6V64H5ZM15 66H17V65H15ZM15 66H14V67H15ZM47 66H48V65H47ZM60 66H59V67H60ZM67 66H68V65H66L65 67H67ZM76 66H79V65L77 64ZM89 66H90V65H89ZM92 66H93V65H92ZM99 66H102V64L99 65ZM99 66H98V67H99ZM108 66H109V67H108ZM113 66H114V65H112V67H113ZM121 66H122V65H121ZM121 66H120V67H121ZM126 66H127V65H126ZM129 66H130V65H129ZM131 66H132V65H131ZM134 66H135V65H133V67H134ZM141 66H142V65H141ZM146 66H148V63H147ZM146 66H144V67H146ZM166 66H167V65H166ZM172 66H173V65H172ZM174 66H175V65H174ZM178 66H176V67H177V70H178ZM200 66H201V65H200ZM205 66H206V65H205ZM234 66H235V65H234ZM243 66H244V65H243ZM250 66H251V65H250ZM262 66H263V65H262ZM9 67H10V66H9ZM12 67H13V66H11V68H12ZM14 67H13V68H14ZM32 67H33V66H32ZM34 67H35V66H34ZM34 67H33V68H34ZM37 67H38V65H37ZM41 67H42V66H41ZM59 67H58V69H59ZM102 67H103V66H102ZM120 67H119V68H120ZM149 67H152V66H149ZM167 67H168V66H167ZM190 67H191V66H190ZM210 67H211V66H210ZM210 67H209V68H210ZM229 67H230V66H228V69H229ZM240 67H241V66H240ZM240 67H239V68H240ZM257 67H258V66H257ZM257 67H256V70L258 69ZM1 68H2V67H1ZM1 68H0V69H1ZM11 68H10V69H11ZM17 68H20V69H21L20 65H19V67H17ZM25 68H26V67H25ZM25 68L23 67V69H25ZM44 68H45V67H44ZM46 68H47V67H46ZM77 68H78V67H77ZM81 68H82V67H81ZM94 68H95V69H94ZM94 68H93V69L96 70V66H95ZM107 68H108V69H107ZM115 68H116V67H115ZM123 68H124V66H123ZM142 68H143V67H142ZM142 68H141V70H142ZM155 68H156V67H155ZM159 68H162V66L159 67ZM168 68H169V67H168ZM172 68H173V67H172ZM174 68H175V67H174ZM182 68H183V67H181L180 70H182ZM192 68H193V67H192ZM197 68H198V69L195 68L196 70H194V71L196 72V71L199 70V71H200L199 73L201 74V71H202V70H200L199 67H197ZM201 68H203V66H201ZM204 68H205V67H204ZM206 68H207V67H206ZM209 68H208V69H209ZM211 68H212V67H211ZM214 68H215V66H214ZM216 68H217V67H216ZM223 68L225 69V67H223ZM226 68H227V66H226ZM235 68H236V67H235ZM243 68H244V67H243ZM20 69H19V71H20ZM28 69H29V68H28ZM40 69H41V68H40ZM58 69H57V70H58ZM60 69H61V68H60ZM66 69H68V68H66ZM66 69H65L64 72H66ZM85 69H86V68H85ZM85 69H84V71H82L83 69L81 70L82 72H84V74H85L84 76H86V74L88 73V72L85 73V71H86V70H89V69H86V70H85ZM102 69H104V68H102ZM113 69H114V68H113ZM116 69H117V68H116ZM124 69H125V68H124ZM133 69H134V68H133ZM145 69H146V68H144L143 70H145ZM148 69H149V68H148ZM153 69H154V68H153ZM153 69H151V70H153ZM157 69H158V68H157ZM186 69H189V68H186ZM245 69H246V67H245ZM250 69H251V68H250ZM252 69H254V68H252ZM252 69H251V71H249V70L247 69L248 71L246 70V71H244V72H249V73H250V72H252ZM4 70H5V69H4ZM31 70H32V68H31ZM34 70H35V69H34ZM34 70H33V71H34ZM41 70H42V69H41ZM54 70L56 71V68L54 69V67H53V71H54ZM110 70H112V68H111ZM122 70H123V69H122ZM127 70H128V69H127ZM127 70H126V71H127ZM129 70H130V69H129ZM129 70H128V71H129ZM138 70H139V69H138ZM138 70H137V71H138ZM141 70H139L140 73L144 75L145 72L143 73V72H141ZM151 70H148V72L151 71ZM160 70H161V69H159V71H160ZM172 70H173V69H172ZM191 70H192V69H191ZM217 70H218V69H217ZM226 70H227V69H226ZM226 70H225V72H226ZM237 70H239V69H237ZM261 70H263V69H261ZM6 71H7V70H6ZM10 71H11V70H10ZM10 71H9V72H10ZM17 71H18V70H16V72H17ZM25 71H26V70H25ZM28 71H29V70H28ZM72 71H74V70H71V73H72ZM103 71H105V70H103ZM113 71H114V70H113ZM132 71H134V70H132V68H131L130 72H132ZM145 71H146V70H145ZM154 71H155V70H154ZM159 71H158V73H159ZM188 71H189V70H188ZM194 71H192V72H194ZM206 71H207V70H204L203 72H206ZM212 71H213V69H212ZM215 71H216V69H215ZM227 71H228V70H227ZM232 71H233V72H231V71L229 70L228 74L231 72V75H233L235 72H238V71H235V72H234L233 69H232ZM239 71H240V70H239ZM254 71H255V70H254ZM254 71H253V73H254ZM20 72L22 73V71H20ZM20 72H19V73H20ZM30 72H31V71H30ZM35 72H36V71H34V73H35ZM57 72H58V71H57ZM57 72H56V73H57ZM74 72H75V71H74ZM76 72H77V70H76ZM76 72H75V73H76ZM78 72L80 73V70H79ZM89 72H90V71H89ZM91 72H92V71H91ZM98 72H99V71H98ZM110 72H111V71H110ZM118 72H119V71H118ZM135 72H136V71H135ZM146 72H147V71H146ZM156 72H157V71H156ZM177 72H179V71H177ZM177 72H176V73H177ZM186 72H187V70H186ZM186 72H185V71L182 72L181 75H182V74L184 75V73H186ZM192 72H190L191 74L188 73L189 76L192 75ZM195 72H194L193 75H197V72H196V74H195ZM203 72H202V73H203ZM210 72H211V71H210ZM219 72H220V71H219ZM219 72H217V73L219 74ZM222 72H223V71H222ZM225 72H224V73H225ZM241 72H242V71H241ZM255 72H257V71H255ZM259 72H260V71H259ZM263 72H264V71H263ZM1 73H3V72L0 71V75H1ZM4 73H5V72H4ZM4 73H3V74H4ZM10 73H11V72H10ZM13 73H14V72H13ZM23 73L25 74V72H23ZM27 73H29V72H27ZM27 73H26V77H27ZM37 73H38V71H37ZM53 73H54V72H53ZM62 73H63V70H62ZM67 73H68V72H67ZM67 73H66V75H64V76H67ZM69 73H70V72H69ZM69 73H68V75H69ZM93 73H94V71H93ZM107 73H108V71H107ZM107 73H106V76H107ZM111 73H112V72H111ZM114 73H115V72H114ZM124 73H125V72H124ZM140 73H139V74H140ZM150 73H151V72H150ZM150 73H149V75H150ZM163 73H164V72H163ZM163 73H161V74H163ZM170 73H171V72H170ZM174 73H175V71H174ZM207 73H208V72H207ZM207 73H206V74H207ZM217 73H216V74H217ZM224 73H223V74H224ZM232 73H233V74H232ZM238 73H239V72H238ZM253 73H251V75H252L253 78H254ZM260 73H261V72H260ZM32 74H33V73H32ZM58 74H60V73H58ZM73 74H74V73H73ZM88 74H89V73H88ZM98 74H99V73H98ZM102 74H103V72H102ZM108 74H109V73H108ZM115 74L118 76V73H115ZM125 74H126V73H125ZM127 74H128V73H127ZM136 74H138V73H136ZM136 74H135V76H136ZM141 74H140V75H141ZM147 74H148V73H146V75H147ZM154 74L157 75L156 73H154ZM161 74H160V75H161ZM165 74H166V73H165ZM172 74H173V73H172ZM178 74H180V72H179ZM178 74H177V75H178ZM206 74H205V75H206ZM211 74H212V73H211ZM220 74H221V73H220ZM220 74H219V76H222V75H220ZM225 74H226V73H225ZM247 74H248V73H247ZM247 74H246V75H247ZM255 74H257V73H255ZM261 74H262V73H261ZM263 74H264V73H263ZM5 75H6V74H5ZM18 75L20 76L21 74H17V75H15V76H18ZM22 75H23V74H22ZM54 75H55V74H54ZM54 75H53V76H54ZM77 75H78V73H77ZM89 75H90V74H89ZM93 75H94V74H93ZM121 75H123V74H121ZM121 75H119V77H120ZM143 75H142V76H143ZM146 75H145V76H146ZM155 75H154V76H155ZM158 75H159V74H158ZM158 75H157V77H158ZM166 75H167V74H166ZM177 75H175V76L178 77L179 75H178V76H177ZM181 75H180V76H181ZM193 75H192V77H193ZM201 75H202V74H201ZM203 75H204V74H203ZM207 75H208V74H207ZM207 75H206V76H207ZM214 75H215V74H214ZM214 75H213V76H214ZM242 75H243V74H242ZM257 75H258V74H257ZM9 76H10V75H9ZM19 76H18V77H19ZM28 76H29V78H30V75H29V74H28ZM32 76H33V75H32ZM46 76H47V75H46ZM75 76H76V75H75ZM81 76H82V75H81ZM90 76H91V75H90ZM98 76H99V75H98ZM102 76H103V75H102ZM108 76H109V75H108ZM142 76H141V78H140V76H139V78H140L141 80H143V78H145V76H144L143 78H142ZM187 76H188V75H187ZM210 76L212 77V75H210ZM229 76H230V75H229ZM240 76H241V75L239 74V77H240ZM243 76H244V75H243ZM248 76H250V75H248ZM259 76H260V75H259ZM261 76H264V75H261ZM12 77H13V76H12ZM20 77L22 78V76H20ZM59 77H61V76H59ZM71 77H72V76H71ZM73 77H74V76H73ZM91 77H92V76H91ZM91 77H90V78H91ZM99 77H100V76H99ZM99 77L96 76V79H98ZM104 77H105V75H104ZM115 77H116V76H115ZM119 77H118V79H119ZM123 77L125 78L124 75L122 76V78H123ZM132 77H133V76H132ZM152 77H153V76H152ZM192 77H191V78H192ZM194 77H195V76H194ZM194 77H193V80L191 79L192 81H194V79H195ZM198 77H199V75H198ZM214 77L217 78L218 75H216V76H214ZM225 77H227V76L225 75ZM246 77H247V76H246ZM0 78H3V77H0ZM5 78H6V77H5ZM16 78H17V77H16ZM34 78H35V77H34ZM34 78H32V79H34ZM40 78H41V77H40ZM61 78H63V77H61ZM67 78H68V77H67ZM87 78H88V77H87ZM110 78H111V77H110ZM110 78H107V77H106L105 81H106L107 79L109 80ZM122 78H121V79H122ZM155 78H156V76H155ZM155 78H154V79H155ZM174 78H175V77H174ZM181 78H182V77H181ZM184 78H185V77H184ZM184 78H183L182 80H184ZM196 78H197V77H196ZM202 78H203V77H202ZM202 78H201V79H202ZM208 78H210V77H208ZM223 78H224V77H223ZM248 78H249V77H248ZM3 79H4V78H3ZM3 79H2V82H3ZM6 79H7V78H6ZM8 79H9V78H8ZM17 79H18V78H17ZM23 79H24V78H23ZM25 79H26V78H25ZM49 79H50V78H49ZM53 79H54V78H53ZM63 79H65V77H64ZM71 79H72V78H71ZM94 79H95V78H94ZM126 79H127V77H126ZM137 79H138V78H137ZM145 79H146V78H145ZM150 79H151V78H149V79H147V80H150ZM177 79H178V78H177ZM185 79H186V78H185ZM187 79H189V77H187ZM198 79H199V78H198ZM204 79H205V77H204ZM204 79H203V80H204ZM210 79H211V78H210ZM210 79H209V80H210ZM212 79H213V81L215 82V78H212ZM225 79H226V78H224V80H225ZM233 79H234V78H233ZM244 79H245V77H244ZM244 79H243L244 82H245L246 80H248L247 78H246V80H244ZM260 79H262V77L259 78V80H260ZM19 80H20V78H19ZM27 80H28V79H27ZM30 80H31V79H30ZM35 80H36V79H35ZM35 80H34V81H35ZM38 80H39L40 82H42V80H40V79H38ZM55 80H56V78L54 79V81H55ZM59 80H60V78H59ZM65 80H66V79H65ZM67 80H68V79H67ZM80 80H82V79H80ZM87 80H88V79H87ZM116 80H117V79H116ZM116 80H115V81H116ZM122 80L124 81L125 79H122ZM122 80H121V81H122ZM127 80H128V79H127ZM159 80H160V79H159ZM163 80H164V79H163ZM174 80H175V79H174ZM182 80H180V81L178 80V81H179L178 83H177L176 81H175V82H176L177 84H179ZM191 80H190V82H191ZM196 80H197V79H196ZM203 80H202V81H203ZM249 80H250V82H251L252 79L249 78ZM262 80H263V82H264V79H262ZM0 81H1V80H0ZM4 81H5V80H4ZM8 81H9V80H8ZM8 81H7V82H8ZM21 81H22V80H20V82H21ZM32 81H33V80H32ZM34 81H33V84H34ZM50 81H51V80H50ZM50 81H49V82H50ZM73 81H74V79H73ZM109 81H110V80H109ZM128 81H129V80H128ZM128 81H127V82H128ZM138 81H139V79H138ZM154 81H156V79H155ZM165 81H167V80H166V77H165ZM168 81H170V80H168ZM168 81H167V82H168ZM186 81H187V80H186ZM197 81H199V80H197ZM197 81H196V82H197ZM200 81H201V80H200ZM221 81H223V80H221ZM226 81H228V80H226ZM229 81H230V80H229ZM229 81H228V82H229ZM240 81H242V78H241ZM240 81H239V82H240ZM27 82H28V81H27ZM29 82H30V81H29ZM40 82H39V84L36 85V86H42V85H40ZM52 82H53V81H52ZM59 82H60V81H59ZM63 82L65 83L66 81L63 80ZM71 82H72V81H71ZM75 82H76V80H75ZM75 82H74V83H75ZM89 82H90V81H89ZM95 82H96V81H95ZM100 82L102 83V81H100ZM100 82H99V83H100ZM110 82H112V80H111ZM110 82H109V83H110ZM127 82H126V81H125L124 83L122 82L121 85H122V84H123V85H124V84L126 85ZM136 82H137V81H136ZM136 82H135V83H136ZM142 82L145 84V81H144V80H143ZM146 82L148 83L149 81H146ZM158 82H159V81H158ZM175 82L173 81V84H174ZM182 82H183V81H182ZM184 82H185V81H184ZM188 82H189V81H188ZM196 82H195V83H196ZM205 82H206V80H205ZM218 82H219V81H218ZM228 82H227L226 84H230V83H228ZM239 82H238V83H239ZM244 82H243V83H244ZM247 82H248V81H247ZM247 82H246V83H247ZM250 82H249V83H250ZM260 82L262 83L261 80H260ZM3 83H4V82H3ZM42 83H43V82H42ZM42 83H41V84H42ZM47 83H48V80H47ZM54 83H55V82H54ZM66 83H67V82H66ZM66 83H65V85H66ZM106 83H107V81H106ZM106 83H104V85H105ZM116 83H120V82H118V80H117V82H115V85H116ZM153 83H154V82H153ZM156 83H157V82H156ZM159 83H163V82L161 81V82H159ZM176 83H175V84H176ZM203 83H204V82H203ZM208 83H209V81L207 82V84H208ZM210 83H211V82H210ZM231 83H232V82H231ZM233 83H234V82H233ZM233 83H232V84H233ZM240 83H241V82H240ZM240 83H239V84H240ZM256 83H257V85H258L257 80H256ZM0 84H1V83H0ZM23 84H24V83H23ZM25 84H26V83H25ZM27 84H30V83H27ZM35 84H36V82H35ZM52 84H53V83H52ZM55 84H56V83H55ZM62 84H63V83H62ZM62 84H61V85H62ZM68 84H69V82H68ZM78 84H79V83H78ZM93 84H94V83H93ZM96 84H97V83H95V85H96ZM102 84H103V83H102ZM107 84H108V83H107ZM128 84H129V83H128ZM128 84H127V85H128ZM138 84L141 85V81H140V83H138ZM154 84H155V83H154ZM164 84H166V83H164ZM164 84H161V85H162V86H165ZM171 84H172V83H171ZM175 84H174V85H175ZM192 84H193V83H192ZM196 84H198V83H196ZM196 84H193L192 86H194V85H196ZM201 84H202V82H200V86H201ZM217 84H218V83H217ZM220 84L222 85V84H224V82H223V83H220ZM220 84H218V85H220ZM236 84H237V83H236ZM4 85H5V84H4ZM31 85H32V84H31ZM43 85H44V83H43ZM48 85H49V87H50L51 84H48ZM56 85H57V84H56ZM56 85H55L54 87L52 86V88H54V90H55ZM61 85H60V83H59V86H61ZM75 85H76V84H75ZM121 85L119 86V88H120V87H123V85H122V86H121ZM130 85H131V84H130ZM130 85H129V86H130ZM140 85L137 86L138 89H139V86H140ZM150 85H151V84H149V86H150ZM156 85H157V84H156ZM159 85H160V84H159ZM159 85H158L157 87H159ZM184 85H185V83H184ZM189 85H190V84H189ZM209 85H210V86H211V85H215V83H214V84L211 83V84H209ZM230 85H231V84H230ZM230 85H229V86H230ZM252 85H253V84H252ZM252 85H251V87L253 88ZM262 85H263V84H262ZM0 86H1V85H0ZM2 86H3V85H2ZM25 86H26V85H24V87H25ZM28 86H29V85H28ZM68 86H69V85H68ZM72 86H73V84H72ZM76 86H79V85H76ZM98 86H99V85H98ZM100 86H102V85H100ZM117 86H118V85H117ZM133 86H134V85H133ZM141 86H142V85H141ZM143 86H144V85H143ZM147 86H148V84H147ZM154 86H155V85H154ZM162 86H161V87H162ZM169 86H170V85H168V87H169ZM176 86H178V85H176ZM181 86H182V85H181ZM185 86H186V85H185ZM187 86H188V85H187ZM187 86H186V87H187ZM197 86H198V85H197ZM197 86H196V87H197ZM205 86H206V85H205ZM222 86H223V85H222ZM248 86H249V85H248ZM3 87H4V86H3ZM3 87L1 88V90L3 89ZM21 87H22V86H21ZM33 87H34V89H33ZM42 87H43L42 90L47 89V88H45L46 85H45V86H42ZM47 87H48V86H47ZM49 87H48V88H49ZM61 87H62V86H61ZM66 87H67V86H66ZM66 87H65V88H66ZM80 87H81V85H80ZM124 87H125V86H124ZM124 87H123V90H124ZM178 87H179V86H178ZM190 87H191V86H190ZM203 87H204V86H203ZM211 87H213V86H211ZM214 87H215V86H214ZM231 87H234V86L232 85ZM238 87H239V88H242V87H240V86H238ZM249 87H250V86H249ZM249 87H248V89H249ZM251 87H250V89H251L250 91H252V88H251ZM254 87H255V86H254ZM27 88H28V87H27ZM35 88H37V90H38L40 87H39V88H38V87H35V85L32 86V89H33V90H35ZM44 88H45V89H44ZM92 88H94V87H92ZM92 88H91V89H92ZM101 88H102V90H103L104 87H101ZM119 88H118V89H119ZM131 88H133V87L131 86L130 89H131ZM134 88H135V87H134ZM134 88H133V91H134ZM144 88L146 89V87H144ZM152 88H153V86H152ZM166 88H167V87H166ZM166 88H165V94H166ZM180 88H181V87H180ZM180 88H179V89H180ZM183 88H184V86H183ZM206 88H208V86H206ZM206 88H205L206 91L204 90V93H205V92H206V93L211 92L210 90H212V88H211V89H210V88H209V89H206ZM223 88H225V86H224ZM244 88H245V86H244ZM255 88H256V87H255ZM258 88H259V87H258ZM258 88H256V89H258ZM69 89H70V87H69ZM69 89H68V87H67V90L65 91V93H67V91H68ZM108 89H109V87H108ZM125 89H126V88H125ZM154 89H155V88H154ZM154 89H152V90H154ZM156 89H157V88H156ZM167 89H168V88H167ZM171 89H172V87L170 88V90H171ZM175 89H176V88H175ZM181 89H182V88H181ZM185 89H189V88H185ZM185 89H184V90H185ZM191 89H192V88H191ZM191 89H190V90H191ZM203 89H204V88H203ZM203 89H202V92H203ZM220 89H221V88H220ZM220 89H219V90H220ZM227 89H229V88L227 87ZM236 89H237V87H236ZM246 89H247V88H246ZM253 89H254V88H253ZM256 89H255V90H256ZM263 89H264V88H263ZM1 90H0V91H1ZM15 90H16V89H15ZM26 90H27V89H26ZM29 90H30V89H29ZM33 90H30V92H31L32 94L35 93V92L37 91V90H36V91L34 92ZM39 90H41V88H40ZM51 90L53 91V89H49V92H48V93H52V92H50ZM57 90H59V89L57 88ZM60 90H61V89H60ZM62 90H63V88H62ZM70 90H71V89H70ZM78 90H79V87H78ZM87 90H88V89H87ZM97 90H98V89H97ZM105 90H107V88H106ZM105 90H103V92H105ZM112 90H113V89H112ZM120 90H121V88L119 89V91H120ZM123 90H122V91H123ZM140 90H141V89H140ZM140 90H138V91L140 92ZM160 90H161V89H160V87H159V91H160ZM199 90H200V89H199ZM199 90H198V91H199ZM213 90H214V89H213ZM213 90H212V91H213ZM221 90H222V94H223V93H224V92H223V89H221ZM234 90H235V89H234ZM260 90H261V89H260ZM260 90H259V91H260ZM19 91H20V90H19ZM32 91H33V92H32ZM63 91H64V90H63ZM63 91H62V92H63ZM74 91H75V90H74ZM84 91H85V90H84ZM109 91H110V89H109ZM114 91H115V88H114ZM116 91H117L118 93H120L118 90H116ZM127 91H128V87H127ZM131 91H132V90H131ZM131 91H130V93H131L130 96H132V93H133V92H131ZM135 91H136V90H135ZM143 91H144V89H143ZM149 91H150V90H149ZM149 91H148V92H149ZM154 91H155V90H154ZM159 91H158V92H159ZM162 91H163V90H162ZM162 91H161V92H162ZM167 91H168V90H167ZM180 91H181V90H180ZM180 91L178 92L179 94H180ZM188 91H189V90H188ZM207 91H209V92H207ZM228 91H229V90H228ZM232 91H233V90H232ZM235 91H236V90H235ZM241 91H242V90H241ZM244 91H245V89H244ZM15 92L17 93L18 91L16 90ZM55 92H56V91H55ZM68 92H70V91H68ZM80 92H81V90H80ZM88 92H89V91H88ZM95 92H96V90H95ZM95 92H94V93H95ZM103 92H102V93H103ZM111 92H112V91H111ZM111 92H110V93H111ZM148 92L146 91V93H148ZM182 92H183V91H182ZM200 92H201V91H200ZM214 92H215V91H214ZM214 92H213V93H214ZM217 92H219V91H217ZM230 92H231V91H230ZM237 92H239V91H237ZM255 92H256V91H255ZM18 93H19V92H18ZM26 93H27V92H26ZM31 93H28V94H31ZM37 93H38V92H36L35 94H37ZM39 93H40V92H39ZM48 93H47V94H48ZM63 93H64V92H63ZM63 93H62V94H63ZM97 93H98V92H97ZM99 93H100V92H99ZM118 93H117L118 96H116V98H115L116 100H117V98L119 97V94H118ZM121 93H122V92H121ZM123 93H124V91H123ZM123 93H122V95H123ZM152 93H153V92H152ZM168 93H169V92H168ZM168 93H167V94H168ZM170 93H171V92H170ZM186 93H187V92H186ZM204 93H203V94H204ZM225 93H229V92H226V91H225ZM253 93H254V91H253ZM9 94H10V93H9ZM19 94H20V93H19ZM19 94H18V96H21V95H19ZM21 94H22V93H21ZM53 94H54V93H53ZM57 94H58V93H57ZM67 94H69V93H67ZM75 94H76V93H75ZM78 94H79V93H78ZM83 94H84V93H83ZM89 94H90V93H89ZM107 94H108V92H107ZM113 94H114V92H113ZM125 94H126V92H125ZM128 94H129V93H128ZM128 94H126V97H127ZM137 94H138V92H137ZM144 94H145V93H144ZM150 94H151V93H150ZM150 94H149V96H150ZM159 94L163 95L164 92H163V94H162V93H158V98H159V96H160V97H163V96H161V95H159ZM165 94H164V96H165ZM174 94H176V93H174ZM174 94H172V95H174ZM182 94H183V93H182ZM191 94H192V92H191ZM196 94H197V93H196ZM209 94H210V97H209V98H211V94H212V93H209ZM219 94H221V93H219ZM231 94H232V93H231ZM238 94H239V93H238ZM247 94H248V93H247ZM256 94H257V93H256ZM256 94H254V95L256 96ZM14 95H15V94H14ZM14 95H13V96L11 95L12 98L14 97ZM25 95H26V94H25ZM42 95H44V94H42ZM42 95H41V97H42ZM48 95L50 96L51 94H48ZM48 95H47V96H48ZM63 95H64V94H63ZM69 95H71V93H70ZM69 95H68V96H69ZM73 95H74V94H73ZM80 95L82 96L81 93H80ZM91 95H92V93H91ZM91 95H90V96H91ZM94 95H95V94H94ZM102 95H104V93H103ZM102 95H99V97H101ZM105 95H106V94H105ZM108 95H109V94H108ZM108 95H107V96H108ZM120 95H121V94H120ZM139 95H140V93H139ZM169 95H170V94H169ZM169 95H168V96H169ZM188 95H190V94H188ZM194 95H195V94H193L192 97H194ZM201 95H202V94H201ZM206 95H207V94H206ZM212 95H213V94H212ZM243 95H244V94H243ZM245 95H246V94H245ZM7 96H9V95H7ZM16 96H17V94H16ZM18 96H17V97H18ZM22 96L25 97L23 94H22ZM29 96H30V95H29ZM33 96L36 97V95H33ZM33 96H32V97H33ZM39 96H40V95H39ZM45 96H46V95H45ZM47 96H46V97H47ZM57 96H58V95H57ZM59 96H60V95H59ZM66 96H67V95H66ZM76 96H77V95H76ZM81 96H80V98H81ZM86 96H87V94H86ZM95 96H96V95H95ZM95 96H93V97L95 98ZM110 96H111V94H110ZM112 96L114 97V95H112ZM128 96H129V95H128ZM130 96H129L128 98H130ZM144 96H145V95H144ZM144 96H143V97H144ZM153 96H155V95L153 94ZM174 96H175V95H174ZM181 96H182V95H181ZM197 96H198V95H197ZM202 96H203V95H202ZM207 96H209V95H207ZM219 96H220V95H219ZM223 96H226V94H224ZM230 96H232V95H230ZM233 96H235V95H233ZM233 96H232V97H233ZM236 96H237V95H236ZM259 96H260V95H259ZM259 96H258V97H259ZM34 97H33V98H34ZM37 97H38V95H37ZM37 97H36V99H39V97H38V98H37ZM41 97H40V98H41ZM62 97H63V96H62ZM123 97H125V96H123ZM132 97H133V96H132ZM132 97H131V98H132ZM137 97H138V96H137ZM175 97H176V96H175ZM190 97H191V96H190ZM190 97H187V98H190ZM192 97H191V99H192ZM203 97H205V96H203ZM238 97H239V96H238ZM241 97H242V96H241ZM247 97H248V96H246V98H247ZM256 97H257V96H256ZM258 97H257V98H258ZM262 97H264V96H262ZM10 98H11V97H10ZM10 98H9V99H10ZM19 98H20V97H19ZM21 98H22V97H21ZM27 98H28V97H27ZM43 98H44V96H43ZM43 98H42V99H43ZM49 98H50V97H49ZM55 98H56V97H55ZM74 98H75V97H74ZM74 98L72 99V97H71V100L73 101ZM84 98H86V97H84ZM109 98H110V97H109ZM131 98H130V99H131ZM134 98H136V95H134ZM140 98H141V97H139V99H140ZM144 98L146 99V98H148V97H144ZM153 98H154V97H153ZM153 98H152V99H153ZM158 98H157V99H158ZM163 98H164V99H163ZM163 98H162V99L165 100V98H167V97L165 96V97H163ZM171 98H172V97H171ZM197 98H198V97H197ZM215 98H216V96H215ZM218 98H219V97H218ZM221 98H222V96H221ZM230 98H231V97H230ZM230 98L228 97L227 99L229 100ZM244 98H245V97H243V99H244ZM259 98H260V97H259ZM259 98H258V99H259ZM57 99H58V97H57ZM57 99H56V100H57ZM65 99H66V98H65ZM69 99H70V97H69ZM75 99H76V98H75ZM86 99H87V98H86ZM89 99H91V98H89ZM98 99H100V98H98ZM104 99H105V97H104ZM104 99H103V100H104ZM106 99H107V98H106ZM111 99H112V97H111ZM115 99H114L113 102H111V101H110V102L115 104L117 101H119V100H117V101L115 102ZM118 99H120V97H119ZM122 99H123V98L121 97V100H122ZM132 99H133V98H132ZM136 99H138V98H136ZM142 99H143V98H142ZM155 99H156V98H155ZM155 99H154V100H155ZM157 99H156V101H158ZM162 99H161V100H162ZM176 99H177V98H176ZM184 99H186V98H184ZM207 99H208V98H206V100H207ZM216 99H217V98H216ZM216 99H212V100H216ZM223 99H224V98H223ZM227 99H225V103H226V100H227ZM250 99H251V98H250ZM260 99H261V98H260ZM2 100H6V95H5V97H3V99L1 98V101H0V102H2ZM7 100H8V99H7ZM7 100H6V101H7ZM25 100L27 101V99H25ZM46 100H47V99H46ZM60 100H61V97H60ZM78 100H79V99H78ZM80 100H81V99H80ZM80 100H79V101H80ZM101 100H102V99H101ZM103 100H102V102H99V103H103ZM107 100H108V99H107ZM107 100H106V101H107ZM128 100H129V99H128ZM147 100H148V99H147ZM149 100H151V99H149ZM159 100H160V99H159ZM161 100H160V101H161ZM163 100H162V102H163ZM168 100H169V99H168ZM200 100H202V99H200ZM200 100H199V101H200ZM212 100H211V102H210V100H208V101L212 104ZM219 100H221V99H219ZM233 100H234V99H233ZM241 100H242V98L239 99L240 104H241ZM251 100H252V99H251ZM18 101H19V100H18ZM21 101H22V100H21ZM34 101H35V100H34ZM37 101H38V100H37ZM37 101H36V102H37ZM66 101H70V100H66ZM72 101H70V102H72ZM84 101H85V100H84ZM87 101H88V99H87ZM92 101H93V100H92ZM123 101H124V100H123ZM129 101H131V100H129ZM129 101H128V102H129ZM138 101H139V100H138ZM151 101H153V100H151ZM156 101H155V102H156ZM160 101H158V102H160ZM170 101H171V100H169V103H170ZM172 101H174V100H172ZM190 101H191V100H190ZM192 101H197V100H192ZM199 101H198V103L201 102V101H200V102H199ZM208 101H207V102H208ZM239 101H238V102H239ZM248 101H249V99H248ZM253 101H254V100H253ZM253 101H252V102H253ZM8 102H9V101H8ZM29 102H30V101H29ZM29 102H27V103H29ZM42 102H43V101H42ZM48 102H49V101H48ZM48 102H47V103H48ZM53 102H54V101H53ZM55 102H56V101H55ZM58 102H59V101H58ZM63 102H64V104H65V100H64ZM85 102H86V101H85ZM90 102H91V101H90ZM90 102H89V103H90ZM97 102H98V100H97ZM104 102H105V101H104ZM110 102H109V105H110ZM125 102H127V101H125ZM136 102H137V101H136ZM139 102H140V101H139ZM144 102H146V101H144ZM158 102H157V103H158ZM167 102H168V101H167ZM185 102H186V101H185ZM187 102H188V104H190V103L192 104V102L189 103V100H188ZM202 102H203V101H202ZM207 102H206V103H207ZM209 102H208V103H209ZM213 102H214V101H213ZM215 102H217V104H218V103H219V102H218V99H217V101H215ZM215 102H214V104H216ZM221 102H222V100H221ZM234 102H235V101H234ZM238 102H237V104H239ZM242 102H245V101L243 100ZM252 102H251V103H252ZM5 103H6V102H5ZM50 103H52V102H50ZM56 103H57V102H56ZM56 103H54V104H56ZM59 103H62V102H59ZM59 103H58V104H59ZM68 103H69V102H68ZM76 103H77V102H76ZM80 103H81V102H80ZM80 103H79V104H80ZM89 103H88V104H89ZM99 103H98V106L96 105V103L93 104L94 107H95V106L99 107L100 105H102V104H99ZM105 103H106V102H105ZM117 103H118V102H117ZM120 103H121V102H120ZM132 103H133V102H132ZM141 103H142V101H141ZM146 103H147V102H146ZM149 103H150V106H151V102H149ZM160 103H161V102H160ZM179 103H180V102H179ZM204 103H205V102H204ZM204 103H203V104H204ZM225 103H222V104H220V105H223L224 108H225V107H226V106H225V105H226ZM260 103H262V102L260 101ZM263 103H264V102H263ZM18 104H19V103H18ZM114 104H112V105H114ZM122 104H124V102H123ZM122 104H120V105H122ZM126 104H127V103H126ZM173 104H174V103H173ZM177 104H178V103H177ZM184 104H185V103H184ZM193 104H194V103H193ZM193 104H192V105H193ZM200 104L202 105V103H200ZM211 104H209V107H210V108H211ZM214 104H212V107H213ZM235 104H236V103H235ZM235 104H233V105H235ZM249 104H250V103H249ZM28 105H29V104H28ZM35 105H36V104H35ZM35 105H34V107H35ZM39 105H41V104H39ZM42 105H44V103H42ZM42 105H41V106H42ZM45 105H47V104H45ZM60 105H61V104H60ZM71 105H72V104H71ZM83 105H84V103H83ZM90 105H91V104H90ZM90 105H89V106H90ZM103 105H104V104H103ZM112 105H111V106H112ZM116 105H118V104H116ZM129 105L131 106V105H133V104H130V103H129ZM134 105H135V103H134ZM142 105H143V104H141V106H142ZM144 105H145V104H144ZM146 105H147V104H146ZM153 105H154V104H153ZM163 105H165V104H163ZM167 105H168V104H167ZM171 105H172V104H171ZM174 105H175V104H174ZM181 105H182V104H181ZM181 105H180V106H181ZM204 105H205V104H204ZM233 105H232L231 108H233ZM246 105H247V104H245L244 106H246ZM262 105L264 106V104H261V106H262ZM32 106H33V105H32ZM48 106H51V105H48ZM63 106H64V105H63ZM84 106H85V105H84ZM91 106H92V105H91ZM139 106H140V104H139ZM148 106H149V105H148ZM150 106H149V107H150ZM155 106H156V104L154 105V107H155ZM175 106H176V105H175ZM182 106H183V105H182ZM185 106H187V104H186ZM189 106H191V105H189ZM199 106H200V105H199ZM207 106H208V105H207ZM241 106H242V105H241ZM241 106H238V107L241 108ZM244 106H243V107H244ZM7 107H8V106H7ZM25 107H26V106H25ZM44 107H45V106H43V108H44ZM53 107H54V106H53ZM57 107H58V105H57ZM66 107H67V106H66ZM71 107H72V106H71ZM77 107H78V106H77ZM81 107H82V106H81ZM85 107H86V106H85ZM94 107H93V108H94ZM97 107H96V108H97ZM146 107H147V106H146ZM162 107H163V106H162V104H161V108H162ZM165 107H166V106H165ZM170 107H171V106H170ZM176 107H177V106H176ZM194 107H195V106H194ZM202 107H205V106H202ZM214 107H216V106H214ZM246 107H247V106H246ZM8 108H9V107H8ZM27 108H28V107H27ZM58 108H59V107H58ZM68 108H69V106H68ZM72 108H73V107H72ZM75 108H76V107H75ZM83 108H84V107H83ZM88 108L90 109V107H88V106H87V109H86V108H85V109L88 110V112H89V109H88ZM100 108H101V107H100ZM107 108H109V107H107ZM112 108H113V107H112ZM114 108H115V107H114ZM118 108H119V107H118ZM121 108H123V107H121ZM126 108H127V110H128L129 107L126 106V107H125V110H126ZM136 108H137V105H136ZM140 108H141V107H140ZM143 108H144V106H143ZM143 108L141 109L142 114H143V110L146 111V109H147V108H144V109H143ZM156 108H157V107H156ZM177 108H178V107H177ZM183 108H184V107H183ZM185 108H186V107H185ZM189 108H190V107H189ZM192 108H193V107H192ZM218 108H219V110H220V107H217V111H219ZM235 108H236V107H235ZM252 108H254V106H253ZM12 109H13V108H12ZM46 109H47V108H46ZM59 109H61V108H59ZM62 109H63V108H62ZM79 109H80V108H79ZM79 109H78V110H79ZM103 109H104V108H103ZM103 109L100 110V111L104 112L105 115L108 114L107 112L103 111ZM105 109H106V108H105ZM109 109H110V108H109ZM116 109H117V108H116ZM130 109H131V108H130ZM133 109H134V108H133ZM153 109H154V108H153ZM165 109H166V108H165ZM167 109H168V108H167ZM167 109H166V110H167ZM170 109H171V108H170ZM170 109H168V110H170ZM187 109H188V107H187ZM190 109H191V108H190ZM190 109H189V110H190ZM207 109H208V107H207ZM212 109H213V108H212ZM226 109H227V108H226ZM226 109H225V110H226ZM238 109H239V108H238ZM238 109H234V110L231 109V110H232V111H235V110L238 111ZM244 109H245V107H244ZM257 109H259V108H257ZM0 110H1V107H0ZM23 110H24V109H23ZM86 110H85V111H82V112H83V113H84V112H87ZM94 110H95V109H94ZM94 110H92V112H93ZM96 110L99 111V109H96ZM107 110H108V109H107ZM110 110H111V109H110ZM113 110H114V109H113ZM125 110L122 111V112H125ZM135 110H136V109H135ZM138 110H140V109H138ZM161 110H162V109H161ZM185 110H186V109H185ZM193 110H194V109H193ZM193 110H191V111L193 112ZM195 110H197V109H195ZM195 110H194V112H195ZM200 110H201V109H200ZM203 110H204V108H203ZM208 110H209V109H208ZM208 110H206V111H204V112L207 113ZM221 110H222V109H221ZM221 110H220V112H221ZM231 110H230V111H231ZM239 110H240V109H239ZM251 110H252V109H251ZM260 110H261V109H260ZM260 110L258 111V113H259V114H262L263 112L261 113ZM19 111H21V110H19ZM30 111H31L30 109L27 110L28 114L30 113ZM33 111H34V110H33ZM43 111H44V110H43ZM67 111H69V110H67ZM74 111H76V110H74ZM108 111H109V110H108ZM147 111H148V110H147ZM151 111H152V110H151ZM170 111H171V110H170ZM178 111H179L178 109H177V111H176V109H175V112H178ZM198 111H199V110H198ZM211 111H212V110H211ZM215 111H216V110H215ZM217 111H216V112H217ZM236 111H235V112H236ZM256 111H257V110H256ZM9 112H10V111H9ZM21 112H22V111H21ZM35 112H36V111H35ZM35 112H32V111H31V116H30V117H25V115H18V116H15L14 119H17V120L19 121V124H17V126H15V127L10 128V129H9V131H10L9 134H8V132H7V134H6V132H5V127H4V128H1V124L3 125V124H7V123H12V121L14 122V120H11V119H10V121H7V118H6V117H4V116H3L4 118L1 117V118H2V120H1L2 122H0V123H1V124H0V264H92V261H90L91 259H90V260H88V259H86V258H84V259H78V258L75 257V256H77V255H74V254L70 253L69 251L66 252L65 250H63V249L58 245L59 243H58V244L56 243L55 237L53 236L54 233L52 234V232H51L50 230H48V228H46L45 226H43V224L41 225V222L39 221V218H40V217H39V218L37 217V216H38V210H39V209H38V207H37V206L33 203V201H32V200L35 198L36 195H38V194L41 195L42 193H47V192L50 191V192L54 193V194L52 195L51 199H50V202L56 199V195H57L56 189H57V186L59 185V181H58L59 178H57V173L60 172L61 169H62V168H60L61 166L59 167V164H61V163H58V162H59V157H60V156L58 157V153L56 152V151H57V150H56V149H57L56 147H57V143L60 142V141H58V140H60V139H65L66 137H65V136H61V135L57 136V135H58V132H59V131L61 132V129H62L61 127H59L60 124H59V125L57 124V125H58V128L55 129L54 131H52V132H54V133H53L52 135H50V137H51V139H52V143L49 144L50 146H49L47 143H46L47 145H44L43 141H44V139H45V135H44L43 133H40V132H39V131H41L40 126H35L33 129H32V127H31V128L26 127V126H27V122H30L31 120H34V119H38V120H40L39 117H41V116L38 117V115L35 114ZM38 112H39V111H38ZM49 112H50V110L48 111V113H49ZM53 112H54V111L50 112V114H52ZM69 112H71V111H69ZM95 112H96V111H95ZM95 112H94V113H95ZM109 112H110V111H109ZM111 112H112V110H111ZM118 112L122 113V112L120 111V109H119ZM135 112H136V111H135ZM152 112H153V111H152ZM165 112H167V111H165ZM187 112H188L187 110H186V111H183L184 114H185V113L187 114ZM189 112H190V111H189ZM204 112H202V114H203ZM208 112H209V111H208ZM212 112H213V111H212ZM224 112H227V111H224ZM235 112H234V113H235ZM241 112H242V111L240 110L239 113H241ZM253 112H254V111H253ZM19 113H20V112H19ZM24 113H25V112H24ZM48 113H47V115H46L47 117H48V115H49ZM55 113H56V112H55ZM71 113H72V112H71ZM75 113H76V112H75ZM80 113H81V111H80ZM94 113H93V114H94ZM97 113H98V112H97ZM97 113H96V114H97ZM114 113H115V111H114ZM114 113H113V114H114ZM120 113H118V114H120ZM126 113H127V112H126ZM133 113H134L133 110H131V113H130V114H133ZM145 113H146V112H145ZM155 113H156V112H155ZM157 113H158V112H157ZM157 113H156V114H157ZM161 113H162V112H161ZM161 113H160V114H161ZM163 113H164V112H163ZM168 113H169V112H167V114H168ZM173 113H174V112H173ZM230 113H231V112H229V114H230ZM242 113L244 114V112H242ZM258 113H257V114H258ZM2 114H3V113H2ZM2 114H1V115H2ZM4 114H5V113H4ZM40 114H42V113H40ZM53 114H54V113H53ZM81 114H82V113H81ZM88 114H89V113H88ZM93 114H92V116L94 117ZM98 114H99V113H98ZM98 114H97V116L99 117ZM109 114H110V113H109ZM123 114H124V113H123ZM149 114H150V111H149ZM156 114H153V115H155V116H157V117H158V116H162V114H161V115H158V114L156 115ZM170 114H171V113H170ZM174 114H176V113H174ZM174 114H173V115H174ZM181 114H182L181 112H180L179 115H178V113H177L178 116H181L180 118H182V116L184 115V114H182V115H181ZM195 114H196V113H195ZM202 114H201V115H202ZM204 114H205V113H204ZM210 114H211V113H210ZM217 114H219V113H217ZM231 114L233 115V113H231ZM231 114H230L229 116H232ZM263 114H264V113H263ZM263 114H262V115H263ZM44 115H45V114H44ZM44 115H42V116H44ZM75 115H76V114H75ZM79 115H80V114H79ZM79 115H78V116H79ZM103 115H104V114H103ZM105 115H104V116H105ZM115 115H116V114H115ZM128 115H129V114H128ZM128 115L126 114V116H128ZM144 115H145V114H144ZM165 115H166V114H165ZM165 115H164V116H165ZM177 115H176V116H177ZM187 115H188V114H187ZM187 115H186V116H187ZM191 115H192V114H191V112H190V116H191ZM198 115H199V114H198ZM201 115H200V117L203 119V117H202L203 115H202V116H201ZM207 115H208V113H207ZM207 115H205V116L207 117ZM234 115L237 116V114H234ZM234 115H233V116H234ZM249 115L252 116L251 113H250ZM253 115H254V114H253ZM66 116H67V114H66ZM69 116H71V115H68V117H69ZM89 116H90V114H89ZM89 116H88V117H89ZM101 116H102V115H101ZM104 116L102 117V119H103V118H107V116H105V117H104ZM109 116H110V115H108V117H109ZM113 116H114V115H113ZM123 116L126 117L125 115H123ZM134 116H135V115H134ZM134 116H132V117L134 118ZM147 116H148V115H147ZM243 116H245V115H242V117H243ZM251 116H250V117H251ZM8 117H10V116H8ZM37 117H38V118H37ZM79 117H80V116H79ZM84 117H85V114H84ZM86 117H87V114H86ZM86 117H85V118H86ZM93 117H91V118H93ZM120 117H121V116H120ZM128 117H129V116H128ZM128 117L126 118V120H128ZM136 117H137V115H136ZM136 117H135V118H136ZM142 117H143V116H142ZM157 117H156V118H157ZM162 117H163V116H162ZM169 117H170V120H171L172 117H171V116H169ZM192 117H193V115H192ZM194 117H195V116H194ZM196 117H197V116H196ZM206 117H205V118H206ZM225 117H226V116H225ZM240 117H241V116H240ZM247 117H248V116H246V118H247ZM253 117H255V116H253ZM26 118H28L30 121H28ZM72 118H73V117H72ZM74 118H75V117H74ZM80 118H83V117H80ZM85 118H84V119H85ZM89 118H90V117H89ZM91 118H90V119H91ZM113 118L118 119V121L114 119L115 121H112V122H113V123L115 122V123L118 124V126H119V123H120V122H119V120H120L119 117L117 116V118H116V117L114 116ZM129 118H130V117H129ZM146 118L148 119V117H146ZM152 118H153V117H152ZM156 118H155V119H156ZM159 118H161V117H158L157 120H160ZM165 118H166V117H165ZM165 118H163V119H165ZM167 118H168V115H167ZM183 118H184V117H183ZM198 118H199V117H198ZM201 118H199V119H201ZM207 118H208V117H207ZM209 118H210V117H209ZM209 118H208V119H209ZM214 118H215V117H214ZM223 118H224V117H223ZM226 118H227L228 120H231V118H230V119H229L228 117H226ZM235 118H236V117H235ZM238 118H239V117H238ZM244 118H245V117H244ZM244 118H241V119L244 120ZM251 118H252V117H251ZM255 118H257V117H255ZM259 118H260V116H259ZM43 119H44V118H43ZM53 119H54V118H53ZM68 119H69V118H68ZM68 119H67V120H68ZM84 119H83V120H84ZM93 119H95V117H94ZM110 119H111V118L109 117V119H108L109 121H106V122H110V121H111ZM121 119H125V118L121 117ZM136 119H137V118H136ZM143 119H144V118H142V120H143ZM147 119H146V121H151V119H150V120H147ZM155 119H154V121H156ZM248 119H249V118H248ZM252 119H253V118H252ZM17 120H16V121H17ZM41 120H42V119H41ZM70 120H71V119H70ZM77 120H78V119H77ZM86 120H87V118H86ZM86 120H85V121H86ZM91 120H92V119H91ZM126 120H124L125 122H124V121H121L122 124H123V122H124V123H128V122H129V120H128V121H126ZM139 120H140V119H138V121H139ZM152 120H153V119H152ZM167 120H168V119H167ZM174 120H175V122H176V119H174ZM174 120H173V118H172V121H174ZM228 120H225L224 122L226 123ZM250 120H251V119H250ZM257 120H258V119H257ZM260 120H261V119H260ZM262 120H263V119H262ZM36 121H37V120H36ZM48 121H49V120H48ZM54 121H55V120H54ZM98 121H102V120H98ZM103 121H104V120H103ZM116 121H117L118 123H117ZM138 121H137V122H138ZM143 121H144V120H143ZM143 121H139V122L141 123V122H143ZM178 121H179V120H177V123H179ZM180 121H181V120H180ZM184 121H185V120H184ZM184 121H183V123H184ZM220 121H222V120H220ZM220 121H219V122H220ZM236 121H237V120H236ZM239 121H240V120H239ZM248 121H249V120H248ZM254 121H255V120H254ZM254 121H252V122L254 123ZM263 121H264V120H263ZM263 121H262V122L260 121V122L263 123ZM42 122L44 123L43 120H42ZM42 122H41V123H42ZM70 122H71V121H70ZM72 122H73V121H72ZM75 122H76V121H75ZM75 122H74V123H75ZM88 122H89V121H88ZM112 122H111V123H112ZM139 122H138V123H139ZM144 122H145V121H144ZM144 122H143V123H144ZM159 122H160V121H159ZM161 122H162V121H161ZM161 122H160V123H161ZM163 122H166V121H163ZM175 122H174V123H175ZM187 122H189V121H186V123H187ZM191 122H192V120L190 121V124H191ZM193 122H194V120H193ZM199 122H200V121H199ZM201 122H203V121H201ZM232 122L235 123V120H234V121L232 120V121L230 122L231 125H232ZM242 122H243V121L241 120V125H242ZM249 122H250V121H249ZM249 122H247V123H249ZM38 123H39V122H37V123L35 122L34 125H36V124H38ZM53 123H54V122H53ZM62 123H63V122H62ZM64 123H65V121H64ZM64 123H63V130H64V127L66 128V127L70 126L68 121H67V123H66L68 126H67L66 124H64ZM74 123H70V124H74ZM80 123H81V122H80ZM90 123L94 124L93 122H90ZM102 123H103V122H102ZM104 123H105V122H104ZM113 123H112V124H113ZM115 123H114V124H115ZM140 123H139V124H135V126H136V125H139V126H140V125H141ZM151 123H152V122H151ZM153 123H154V122H153ZM157 123H158V122H157ZM167 123H168V122H167ZM211 123H212V122H211ZM236 123H237V122H236ZM245 123H246V122H245ZM257 123H258V121L255 122L254 124L256 125ZM29 124H30V123H29ZM29 124H28V125H29ZM44 124H45V123H44ZM54 124H55V123H54ZM75 124H77V123H75ZM82 124H83V123H82ZM100 124H101V123H100ZM106 124H107V123H106ZM108 124H109V123H108ZM122 124H120V125H122ZM145 124H146V123H145ZM154 124L156 125V123H154ZM154 124H153V125H154ZM164 124H165V126H167L166 123H164ZM169 124H170V122H169ZM196 124H197V123H196ZM200 124H202V123H200ZM204 124H205V123H203V127L206 125V124H205V125H204ZM239 124H240V123L238 122L237 125H239ZM250 124H252V123H250ZM250 124H249V125H250ZM31 125H32V124H31ZM34 125H33V126H34ZM40 125H41V124H40ZM64 125H66V126H64ZM80 125H81V124H80ZM142 125H143V124H142ZM150 125H151V124H150ZM153 125H152V126H153ZM158 125H159V124H158ZM158 125H156V126H158ZM176 125H177V124H175V126H176ZM181 125H182V124H181ZM184 125H186V124H184ZM188 125H189V124H188ZM188 125H187V126H188ZM219 125H220V123H219ZM243 125H244V124H243ZM243 125H242V126H243ZM246 125L248 126V124H246ZM255 125H254V126H255ZM259 125H260V124H259ZM261 125H262V124H261ZM7 126H8V125H7ZM41 126H42V125H41ZM77 126H78V125H77ZM82 126H83V125H82ZM89 126H90V125H89ZM107 126H108V125H107ZM111 126H112V125H111ZM114 126H115V125H113V127H114ZM127 126H128V125H127ZM139 126H138V127H139ZM144 126H147V125H144ZM159 126H160V125H159ZM178 126H179V125H178ZM178 126H177V128H178ZM182 126H183V125H182ZM211 126H213V124L210 125V127H211ZM221 126H222V125H221ZM224 126H225V128H226L228 125H227V126L224 125ZM232 126H233V125H232ZM234 126H236V124H235ZM242 126H241V127H242ZM247 126H246V127H247ZM262 126H263V125H262ZM9 127H10V126H9ZM43 127H44V125H43ZM48 127H49V126H48ZM48 127H47V128H48ZM54 127H55V126H54ZM71 127H72V126H71ZM74 127H75V125H74ZM83 127H84V126H83ZM86 127H88V125H87ZM92 127H93V126H92ZM94 127H95V126H94ZM100 127H101V126H100ZM105 127H106V126H105ZM113 127H112V128H113ZM123 127H124V126H123ZM132 127H133V129L131 128V130H132L131 132H134V126H132ZM141 127H143V126H140V128H141ZM162 127H163V126H162ZM167 127H168V126H167ZM167 127H166V128H167ZM179 127H181V126H179ZM189 127H191V125H189ZM196 127H197V126H196ZM198 127H201V128H202V126H199V125H198ZM206 127H207V126H206ZM222 127H223V126H222ZM222 127H220V129H221ZM237 127H238V126H237ZM237 127H236V128H237ZM239 127H240V126H239ZM239 127H238V128H239ZM243 127H244V126H243ZM246 127H244V128L246 129ZM256 127H257V125H256ZM256 127H255V128H256ZM84 128H85V127H84ZM103 128H104V127H103ZM109 128H110V124H109ZM116 128H117V126H116ZM127 128H128V127H127ZM136 128H137V127H136ZM136 128H135V129H136ZM140 128H138V129H140ZM148 128H149V127H148ZM155 128H157V127H155ZM166 128H165V133H166ZM168 128H169V127H168ZM168 128H167V129H168ZM174 128H175V127H174ZM177 128H176V129H177ZM181 128H182V127H181ZM211 128H212V127H211ZM211 128H208V130L211 129ZM216 128H217V127H216ZM238 128H237V130L239 131ZM244 128H243V129H244ZM247 128H248V127H247ZM251 128H252V127H251ZM255 128H254V129H255ZM257 128H258V127H257ZM259 128H260V127H259ZM2 129H3V130H2ZM49 129H50V128H49ZM52 129H53V127H52ZM70 129H71V128H70ZM74 129H75V128H74ZM80 129H81V128H80ZM82 129H83V128H82ZM90 129H91V128H90ZM99 129H100V128H99ZM106 129H107V128H105V132H106V134H107V133H108L107 131H110V130L107 129V131H106ZM110 129H111V128H110ZM118 129L121 130V129H120V126L118 127ZM122 129H123V128H122ZM143 129H145V128H143ZM176 129H175V130H176ZM186 129H187V128H186ZM186 129H185V130H186ZM188 129H189V128H188ZM193 129H195V128H193ZM199 129H200V128H199ZM204 129H205V127H204ZM218 129H219V128H218ZM230 129H231V128H230ZM42 130H43V129H42ZM65 130H66V129H65ZM71 130H72V129H71ZM75 130H76V129H75ZM77 130H78V129H77ZM77 130H76V131H77ZM85 130H86V129H85ZM91 130H92V129H91ZM91 130H90V131H91ZM103 130H104V129H103ZM123 130H124V129H123ZM150 130H151V129L149 128V131H148V130H147V131L150 132ZM153 130H154V128L152 127V131H153ZM156 130H157V129H155V133H156ZM179 130H180V129H179ZM182 130H183V129H182ZM182 130H181V131H182ZM211 130H212V129H211ZM213 130H214V129H213ZM213 130H212V132H213ZM232 130H233V129H232ZM247 130H248V129H247ZM6 131H8V130L6 129ZM69 131H70V130H69ZM87 131H89V130L87 129ZM97 131H98V130H97ZM116 131H117V130H116ZM124 131H125V130H124ZM147 131H146V132H147ZM157 131H158V130H157ZM168 131H169V129H168ZM168 131H167V132H168ZM177 131H178V130H177ZM189 131H190V130H189ZM196 131H197V130H196ZM200 131H202V130H199L198 132H200ZM217 131H218V130H217ZM230 131H231V130H230ZM241 131H242V130H241ZM251 131H252V130H250V132H251ZM255 131H257V130L255 129ZM261 131H262V129H261ZM261 131H259V133H262ZM63 132H64V131H63ZM63 132H62V134H63ZM78 132H79V131H78ZM78 132H76V134H77ZM81 132H82V130H81ZM84 132H85V131H84ZM93 132H94V131H92V133H93ZM95 132H96V130H95ZM105 132H104V133H105ZM125 132H126V131H125ZM129 132H130V131H129ZM143 132H145V131H143ZM143 132H142V133H143ZM182 132H183V131H182ZM187 132H188V130H187ZM242 132H243V131H242ZM242 132H240V133H242ZM247 132H249V131H246V133H247ZM46 133H47V132H46ZM104 133L102 132L103 135L108 136V135H106V134H104ZM111 133H112V131H111ZM111 133H109V134H111ZM115 133H116V132H114V130H113V134H114L113 137H114V136H117V137H115V138H118V135H116ZM122 133H124V132H122ZM140 133H141V132H140ZM151 133H152V132H151ZM158 133H159V132H158ZM169 133H171V131H170ZM183 133H184V132H183ZM206 133H207V132H206ZM216 133H217V132H216ZM230 133H231V132H230ZM232 133H233V131H232ZM238 133H239V132H238ZM238 133H237L236 135H238ZM240 133H239V134H240ZM244 133H245V132H244ZM78 134H79V133H78ZM82 134H83V133H82ZM98 134H101V133H98ZM117 134H119V133H117ZM120 134H121V133H120ZM120 134H119V135H120ZM128 134H130V133H128ZM133 134H134V133H133ZM143 134H145V133H143ZM184 134H186V133H184ZM196 134H197V133H196ZM252 134H253V133H252ZM256 134H258V133L256 132ZM87 135H88V134H86V136H87ZM91 135H92V134H91ZM91 135L89 134V137H91ZM140 135H141V134H140ZM153 135H154V136H153ZM153 135H152V137L155 138V134H154V133H153ZM158 135L160 136V135H162V134H158ZM167 135H168V134H167ZM186 135H187V134H186ZM191 135H193V134L191 133ZM222 135H223V134H222ZM236 135H235V136H236ZM240 135H241V134H240ZM244 135H245V134H244ZM248 135H249V134H248ZM80 136H81L82 138H84L81 134L79 135V137H80ZM92 136L95 137V135H92ZM105 136H104V137H105ZM129 136H130V135H129ZM136 136H137V135H136ZM141 136H144V135H141ZM148 136H149V135H148ZM168 136H169V135H168ZM184 136H185V135H184ZM224 136H225V135H224ZM227 136H228V135H227ZM233 136H234V133H233ZM252 136H253V135H252ZM259 136H261V134L258 135L257 137L260 138ZM69 137H70V136H69ZM96 137H97V136H96ZM99 137L102 138L103 136H102V137L99 136ZM104 137H103V138H104ZM119 137H120V136H119ZM131 137H132V135H131ZM138 137H139V136H138ZM160 137H161V136H160ZM180 137H182V136H180ZM190 137H191V136H190ZM194 137H195V136H194ZM229 137H230V136H229ZM240 137H242V135H241ZM240 137H239V138H240ZM249 137L251 138V136H247L246 138H249ZM262 137L264 138L263 134H262L261 138H262ZM73 138H74V140H77V139H75V137H73ZM77 138H78V137H77ZM86 138L88 139V137H86ZM97 138H98V137H97ZM97 138H95V139H97ZM103 138H102V139H103ZM107 138H108V137H107ZM110 138H111V135H110ZM110 138H108V140H109ZM115 138H114V139H115ZM126 138H128L127 135H126ZM126 138H125V141H126V142H129V141H127L128 139L126 140ZM136 138H137V137H136ZM149 138H150V137H149ZM149 138H148V140H149ZM157 138H158V136L156 137V139H157ZM161 138H162V137H161ZM161 138H160V139H161ZM166 138H167V137H166ZM171 138H172V137H171ZM174 138H175V137H174ZM174 138H173V140H174ZM213 138H215V137H213ZM218 138H219V137H218ZM231 138H232V135H231ZM231 138H230V139H231ZM239 138H238V139H239ZM246 138H244L245 141L247 140ZM253 138H256V135H255V137H253ZM49 139H50V138H48V140H49ZM78 139H81V138H78ZM90 139H91V138H90ZM90 139H88V140H90ZM102 139H100V140H102ZM105 139H106V137L103 139V141H104ZM112 139H113V138H112ZM132 139H134V141L136 140L135 138H132ZM143 139H144V138H143ZM151 139H152V138H151ZM156 139H155V140H156ZM160 139L158 138V140H160ZM167 139H168V138H167ZM169 139H170V137H169ZM169 139H168V140H169ZM179 139H180V138H179ZM182 139H184V138H182ZM204 139H205V138H204ZM207 139H208V138H206V140H207ZM220 139H222V138H220ZM223 139H224V138H223ZM225 139H226V137H225ZM242 139H243V138H241L240 141H241ZM244 139H243V140H244ZM71 140H72V138H71ZM82 140H83V139H82ZM93 140H94V138H93ZM108 140H107V141H108ZM116 140H119V138L116 139ZM116 140H115V141H116ZM129 140H130L129 145L131 146V150H133V149H132V146H133V144H135V143H133V142L131 143V139H130V138H129ZM141 140H142V139H141ZM141 140H137V141H141ZM145 140H147V137L145 138ZM152 140H154V139H152ZM158 140H157V141H158ZM170 140L172 141V139H170ZM200 140H201V139H200ZM209 140H211V139H209ZM227 140H228V139H227ZM227 140H225L224 142H226ZM248 140H249V139H248ZM258 140H259V139H258ZM263 140H264V139H263ZM45 141H46V139H45ZM45 141H44V142H45ZM69 141H70V139H68L67 142L69 143ZM79 141H81V140H78V141H76V142L78 143ZM97 141H98V140H97ZM105 141H106V140H105ZM110 141H111V140H110ZM115 141L113 140L112 142H115ZM125 141H124V142H125ZM149 141L151 142V140H149ZM171 141H170L169 143H171ZM174 141H175V140H174ZM180 141H181V140H180ZM192 141H193V140H192ZM220 141H221V140H220ZM232 141H233V140H232ZM234 141H235V140H234ZM254 141H256V140H254ZM261 141H262V140H261ZM261 141H260V142H261ZM48 142H50V141H48ZM65 142H66V141H65ZM70 142H71V141H70ZM72 142H73V140H72ZM84 142H85V140H83V142L81 141L82 145H83ZM92 142H94V141H92ZM92 142L90 141L89 144L91 143V145H92ZM99 142H101V141H99ZM112 142H110V144H111ZM117 142H118V141H116V144H115V145H116V146H115L116 148L118 147V146H117ZM119 142H120V141H119ZM126 142H125V143H126ZM135 142H136V141H135ZM142 142H143V140L141 141V143H142ZM152 142H153V141H152ZM159 142H160V141H159ZM164 142H165V141H164ZM164 142H161V143H164ZM178 142H179V141H178ZM202 142H203V140H202L200 143H202ZM205 142H206V141H205ZM207 142H209V141H207ZM210 142H211V141H210ZM222 142H223V141H222ZM230 142H231V141H230ZM256 142H257V141H256ZM256 142H255V143H256ZM60 143H61V142H60ZM74 143H75V142H74ZM74 143H72V144H74ZM125 143H124V144H125ZM130 143H131L132 145H131ZM141 143H140V144H141ZM145 143H146V142H145ZM153 143H155V142H153ZM156 143H157V142H156ZM161 143H159V145H160ZM172 143H174V142L172 141ZM175 143H176V141H175ZM188 143H189V142H188ZM190 143H191V140H190ZM190 143H189V144H190ZM217 143H218V142H217ZM226 143H227V142H226ZM258 143H259V142H258ZM69 144H70V143H69ZM86 144H87V143H86ZM89 144H88V145H89ZM94 144H96V142H95ZM94 144H93V145H94ZM99 144H100V147H101V144H107V145H108L109 143H106V142L103 143V142H102V143H99ZM119 144H120V143H119ZM136 144H137V143H136ZM143 144H144V143H143ZM165 144H166V143H165ZM189 144H188V145H189ZM194 144H196V143H194ZM202 144H203V143H202ZM221 144H223V143H221ZM235 144H236V143H235ZM259 144H260V143H259ZM263 144H264V143H263ZM263 144H262V145H263ZM60 145H61V144H59L58 147H59ZM65 145H66V143H65ZM84 145H85V144H84ZM88 145H87V146H88ZM91 145H89V146H91ZM107 145H106V146H107ZM127 145H128V144H127ZM127 145H126V146H127ZM138 145H139V144H138ZM151 145H153V144L150 143V146H149V145H148V146L151 147ZM156 145H157V144H156ZM163 145H164V144H163ZM163 145L161 144L160 147L163 146ZM167 145H168V144H167ZM172 145H174V144H171V146H172ZM177 145H178V144H177ZM185 145H187V142H186ZM224 145H225V144H224ZM226 145H227V144H226ZM226 145H225V147H226ZM233 145H234V144H233ZM256 145H257V144H256ZM62 146H63V145H62ZM87 146H86V147H87ZM97 146H99V145L97 144ZM104 146H105V145H104ZM104 146H103V147H104ZM106 146H105V147H106ZM108 146H109V145H108ZM108 146H107V147H108ZM120 146H122V145H120ZM120 146H119V147H120ZM126 146H125V147H126ZM140 146H141V145H140ZM169 146H170V145H169ZM197 146H198V145H197ZM197 146H195V147H197ZM200 146H201V145H200ZM200 146H199V147H200ZM206 146H208V145H206ZM206 146H204V147H206ZM214 146H215V144H214ZM243 146H244V145H243ZM246 146H247V145H246ZM47 147H49L48 152H46V153L42 152L43 149H45V148H47ZM60 147H61V146H60ZM66 147H67V146H66ZM72 147H74V146H72ZM72 147L70 146V147H68V148H72ZM75 147H76V146H75ZM84 147H85V146H84ZM86 147H85V149H86L87 151H89V150L91 149V148H90V149L88 150V148H86ZM107 147H106V148H107ZM115 147H114V148H115ZM149 147H148V148H149ZM152 147H153V146H152ZM154 147H155V146H154ZM178 147H179V145H178ZM225 147H224V148H225ZM239 147H240V146H239ZM54 148H55V151H54V152H56V153L51 152L52 149H54ZM68 148H67L66 150H69ZM95 148H96V147H95ZM98 148H99V147H98ZM109 148H110V147H109ZM109 148H108V149H109ZM116 148H115V149H116ZM133 148H136V147H133ZM166 148H167V147H166ZM166 148L164 147V149H166ZM170 148H171V147H170ZM172 148H173V147H172ZM179 148H180V147H179ZM179 148L175 147V149H176L175 151H178ZM197 148H198V147H197ZM219 148H221V147H219ZM76 149H77V148H76ZM93 149H94V148H93ZM93 149H92V150H93ZM112 149H113V148L111 147L109 150H112ZM121 149H122V148H121ZM128 149H129V151H130V148H126V150H128ZM137 149H138V147H137L135 150H137ZM144 149H145V148H144ZM152 149H154V148H152ZM152 149H151V150H152ZM155 149H157V146H156ZM164 149H163V147H162V150H159V149H158V151L155 150V152H157L158 154H160L159 151H163ZM190 149H192V148H190ZM195 149H196V148H195ZM198 149H199V148H198ZM212 149H213V148H212ZM221 149H222V148H221ZM46 150H47V149H46ZM74 150H75V149H74ZM79 150H80V147H79ZM83 150H84V149H83ZM98 150H99V149H98ZM100 150H101V149H100ZM103 150H104V149H103ZM103 150H102V151H103ZM105 150H106V149H105ZM109 150H106V151L108 152ZM135 150H134V152H135ZM148 150H149V149H148ZM183 150L186 151V147H185ZM187 150H188V148H187ZM192 150H194V148H193ZM62 151H63V150H62ZM70 151H71V149H70ZM87 151H86V152H87ZM90 151H91V150H90ZM90 151L87 152V153H90V154H91ZM106 151H105V152H106ZM139 151H141V150H139ZM171 151H172V150H170V152H171ZM194 151H195V150H194ZM194 151H193V152H194ZM201 151H203V150H201ZM210 151H211V150H210ZM214 151H215V150H214ZM219 151H221V150L219 149ZM223 151H224V150H223ZM74 152H75V151H74ZM79 152H80V151H79ZM79 152H77V153H79ZM81 152H82V150H81ZM84 152H85V151H84ZM86 152H85V153H86ZM119 152H120V151H119ZM130 152H131V151H130ZM130 152H129L128 155H130ZM136 152H137V151H136ZM149 152H151V151H149ZM173 152H174V148H173ZM178 152H179V151H178ZM182 152H183V151H182ZM186 152H187V151H186ZM198 152H199V151H198ZM203 152H204V151H203ZM226 152H227V150H226ZM68 153H69V152H68ZM95 153H97V152H95ZM95 153L93 154V152H92L93 156L96 155ZM100 153H102V152H100ZM103 153H104V152H103ZM103 153H102V154H103ZM108 153H110V152H108ZM108 153H107V154H108ZM126 153H127V152H126ZM126 153H125V154H126ZM131 153H132V152H131ZM153 153H154V152H153ZM162 153H163V152H162ZM165 153H166V152H164V154H165ZM174 153H175V152H174ZM183 153H184V152H183ZM187 153H188L187 155L189 156V152H187ZM196 153H197V152H196ZM221 153H222V152H221ZM224 153H225V152H224ZM44 154L46 155V157L49 156V159H48L49 162L46 161V160H45V161H40V158H42V155H43V157H44ZM50 154H51V157H50ZM79 154H81V153H79ZM92 154H91L90 156H92ZM116 154H117V153H116ZM121 154H122V153H121ZM121 154H120V155H121ZM138 154H139V153H138ZM144 154H145V153H144ZM147 154H148V153H147ZM167 154L170 155L169 152H168ZM175 154H176V153H175ZM179 154H180V153H179ZM185 154H186V153H185ZM212 154H213V153H212ZM225 154H227V153H225ZM230 154H232V153H230ZM244 154H245V153H244ZM244 154H243V155H244ZM82 155L85 156L86 154L82 153ZM88 155H89V154H88ZM98 155H99V154H98ZM100 155H101V154H100ZM110 155H111V154H110ZM120 155H118V156H120ZM123 155H124V154H123ZM131 155H132V154H131ZM133 155H134V153H133ZM148 155H149V154H148ZM154 155H155V157H154V159H155L157 154H154ZM161 155H162V154H161ZM169 155H167V156L169 157ZM187 155H186V156H187ZM191 155H192V154L190 153V156H191ZM197 155H198V153H197ZM199 155H200V152H199ZM208 155H209V152H208ZM219 155H220V154H219ZM222 155L224 156V154H222ZM78 156H79V155H78ZM112 156H113V155H112ZM124 156H125V155H124ZM139 156H142V154H140ZM139 156L137 155V156H134V157H138V158H139ZM144 156H145V155H143L142 157H144ZM146 156H147V155H146ZM164 156H165V155H164ZM164 156H163V157H164ZM177 156H178V155H177ZM183 156H185V155H183ZM192 156H194V154H193ZM195 156H196V155H195ZM212 156H213V155H212ZM215 156H216V155H215ZM225 156H226V155H225ZM225 156H224V157H225ZM247 156H248V155H247ZM263 156H264V155H263ZM80 157H81V155H80ZM96 157H97V155H96ZM96 157H95V159H96ZM102 157H103V156H102ZM122 157H123V156H122ZM129 157H130V156H128V158H129ZM149 157H150V156H149ZM163 157H162V158H163ZM201 157H202V156H200V159H201ZM208 157H209V156H208ZM216 157H217V156H216ZM62 158H63V157H62ZM64 158H66V157H64ZM83 158H85V157H83ZM83 158L81 157V158H80V161H82ZM92 158H93V157H92ZM98 158H99V156H98ZM119 158H120V157H119ZM128 158H126V160H127ZM138 158H137V159H138ZM145 158H146V157H145ZM147 158H148V156H147ZM150 158H151V157H150ZM160 158H161V157H160ZM166 158H167V157H166ZM169 158H170V157H169ZM173 158H175L174 155H173ZM182 158H183V157H182ZM184 158H185V157H184ZM196 158H197V157H196ZM209 158H210V157H209ZM78 159H79V158H78ZM99 159H100V158H99ZM121 159L123 160L124 157L121 158ZM130 159H131V157H130ZM154 159H153V160H154ZM157 159H159L158 156H157ZM167 159H168V158H167ZM170 159H171V158H170ZM176 159H177V158H176ZM178 159H179V158H178ZM178 159H177V160H178ZM186 159H189V158L186 157ZM192 159L195 160V157H193ZM200 159H199V160H200ZM216 159H217V158H216ZM235 159H236V158H235ZM238 159H239V158H238ZM248 159H249V158H248ZM61 160H62V159H61ZM75 160H76V159H75V154H72V153L69 154L68 158H67V159L65 160V162H64L68 170H69L70 168L73 167ZM89 160H90V158H89ZM110 160H111V159H110ZM119 160H120V159H119ZM119 160H118V161H119ZM122 160H121V161H122ZM124 160H125V159H124ZM124 160H123L122 163L125 164L126 161H124ZM128 160H129V159H128ZM133 160L136 161V159H133ZM141 160H142V159H141ZM141 160H140V161H141ZM146 160H147V159H146ZM146 160H145V162H148L149 158H148L147 161H146ZM151 160H152V159H151ZM151 160H150V161H151ZM153 160H152V161H153ZM160 160H161V159H160ZM160 160H159V161H160ZM172 160H174V159H172ZM190 160H191V159H190ZM194 160H193V162H194ZM206 160H207V159H206ZM210 160H211V159H210ZM239 160H240V159H239ZM78 161H79V160H78ZM80 161H79V162H80ZM90 161H94V160H90ZM98 161H99V160H98ZM101 161H102V159H101L99 162H101ZM104 161L106 162V160H104ZM135 161H134V162H135ZM137 161H138V160H137ZM137 161H136V162H137ZM140 161H139V163H140ZM159 161L157 160V162H156V159H155V162H156V163H158ZM162 161H164V159H163ZM165 161H166V159H165ZM180 161H181V160H180ZM197 161H198V158H197ZM241 161H242V158H241ZM76 162H77V161H76ZM88 162H89V161H88ZM102 162H103V161H102ZM115 162H116V161H115ZM183 162H184V161H183ZM187 162H188V161H187ZM193 162H191V163H193ZM200 162H201V160H200ZM209 162H210V161H209ZM209 162H208V163H209ZM216 162H217V161H216ZM82 163H83V162H82ZM112 163H114V162H112ZM129 163H131V160H130ZM152 163H153V162H152ZM152 163H151V164H152ZM162 163H163V162H162ZM168 163H169V162H168ZM168 163H166V164H168ZM171 163H172V162H171ZM177 163H178V162H177ZM198 163H199V162H198ZM213 163H214V162H213ZM75 164H76V163H75ZM77 164H78V162H77ZM77 164H76V166H77ZM87 164H88V163H87ZM87 164H86V165H87ZM96 164H98V162H97ZM100 164H101V163H100ZM100 164H99V165H100ZM102 164H104V163H102ZM102 164H101L100 166H101L102 169H103V168H105V166H103ZM110 164H111V163H110ZM126 164H127V163H126ZM141 164H143V163H141ZM151 164H150V165H151ZM159 164H160V163H159ZM163 164H165V162H164ZM166 164H165V165H166ZM169 164H170V163H169ZM199 164H202V163H199ZM93 165H94V164H93ZM99 165H98V168H99V170H100L101 168H100ZM121 165H122V164H121ZM129 165H130V164H129ZM145 165H146V166H145V168H146L147 165H149V162H148V164L146 163ZM150 165H149V166H150ZM153 165H154V164H153ZM156 165H157V164H156ZM173 165H174V164H173ZM183 165H184V164H183ZM189 165H190V164H189ZM189 165H188V167H192V166L194 165V163L192 164V166H189ZM221 165H222V164H221ZM63 166H64V165H63ZM87 166H88L87 169H89V168H90L89 165H87ZM90 166H92V163H91ZM94 166H95V165H94ZM107 166H108V165H107ZM119 166H120V165H119ZM122 166H124V165H122ZM122 166H121V167H122ZM132 166H133V165H132ZM141 166H142V165H141ZM143 166H144V164H143ZM149 166H148V167H149ZM151 166H152V165H151ZM161 166H162V165H161ZM168 166H169V165H168ZM168 166H167V167H168ZM184 166H185L186 168H185ZM184 166L182 167V169L185 168V169L187 170V169H188L187 164L184 165ZM196 166H197V165H196ZM204 166H205V165H204ZM204 166H202V167H204ZM207 166H208V165H207ZM213 166H214V165H213ZM80 167H81V166H80ZM113 167H114V166H113ZM115 167H116V164H115ZM126 167H127V166H126ZM126 167H125V168H126ZM138 167H139V166H138ZM138 167H137V165H136V169H138ZM171 167H172V166H171ZM171 167H170V168H171ZM173 167H174V166H173ZM173 167H172V168H173ZM194 167H195V165H194ZM194 167H193V168H194ZM197 167H199V166H197ZM197 167H196V168H197ZM202 167H201V168H202ZM209 167H210V165H209ZM209 167H208V168H209ZM217 167H218V166H217ZM74 168H75V167H74ZM84 168H85V167H84ZM94 168H95V167H94ZM96 168H97V167H96ZM96 168H95V170H96ZM98 168H97V170H98ZM111 168H112V166H111ZM111 168H110V170H111ZM133 168H134V167H133ZM141 168H142V167H141ZM141 168H140V169H141ZM145 168H144V169H145ZM153 168H154V166H153ZM162 168L164 169L165 166L162 167ZM170 168H169L168 170H169V172H172V171H170ZM193 168H192V169H193ZM196 168H195V169H196ZM201 168H200V169H201ZM206 168H207V167H206ZM229 168H230V167H229ZM243 168H244V167H243ZM63 169H64V168H63ZM67 169H66V170H67ZM80 169H81V168H80ZM80 169H79V170H80ZM82 169H83V168H82ZM119 169H120V168H117V170H119ZM121 169H122L121 172H123V169H124V168H121ZM126 169H128L129 171H131V170H130L131 167H130V169H129V168H126ZM126 169H125V170H126ZM150 169H152V168L149 167V170H150ZM155 169L157 170V169H159V168L156 167ZM160 169H161V168H160ZM192 169H191V170H192ZM204 169H205V168H204ZM204 169H203V170H204ZM246 169H248V168L245 167V172H246ZM84 170H85V169H84ZM89 170H90V169H89ZM91 170L93 171L94 169H91ZM97 170H96V171H97ZM103 170H104V169H103ZM117 170H116V174H117ZM125 170H124V171H125ZM132 170H134V169H132ZM166 170H167V169H166ZM172 170H173V169H172ZM183 170H184V169H183ZM183 170H182V171H183ZM186 170L183 171V172L186 173V172L188 171V170H187V171H186ZM201 170H202V169H201ZM211 170H212V169H211ZM216 170H217V169H216ZM70 171H71V170H70ZM74 171H75V170H74ZM81 171H82V170H81ZM96 171H95V172H96ZM112 171H113V169H112ZM145 171H147V169H146ZM161 171H162V170H161ZM163 171H164V170H163ZM198 171H199V168H198ZM198 171H197V172H198ZM206 171H207V169H206ZM212 171H213V170H212ZM212 171H210V172H206V173H209V174H208V175H205V176H210V175H211L210 173H212ZM217 171H218V170H217ZM220 171H221V169H220ZM64 172H65V171H64ZM67 172H68V171H67ZM72 172H73V171H72ZM104 172L106 173V170H105ZM104 172H103V173H104ZM119 172H120V171H119ZM119 172H118V174H120ZM136 172H137V171H136ZM136 172H135V173H136ZM139 172H140V171H139ZM142 172H143V171H142ZM147 172H149V171H147ZM153 172H154V170H153ZM153 172L151 173V174H152L151 176H153V174H154ZM158 172H159V170H158ZM169 172H167V174H168ZM183 172H182V174H183ZM189 172H190V171H189ZM191 172H192V171H191ZM191 172H190V173H191ZM197 172L194 174L195 176H197L196 178L199 177V175L197 174ZM200 172H201V171H200ZM214 172H215V171H214ZM61 173H62V171H61ZM61 173H60V174H61ZM73 173H74V172H73ZM73 173H72V174H73ZM77 173H78V172H77ZM79 173H82V172H79ZM89 173H90V172H89ZM96 173H97V172H96ZM96 173H95V174L92 173V176H91V173H90V176L93 178V174H94L95 176H97L100 172L98 171V174H96ZM103 173H102V174H99V176H100V175L102 176ZM105 173H104V174H105ZM127 173H128V172H126V174H127ZM132 173H133V172H132ZM135 173H134V174H135ZM144 173H146V172H144ZM144 173H143V174H144ZM156 173H157V172H156ZM161 173H162V172H161ZM179 173L181 174V172H179ZM187 173H188V172H187ZM187 173H186V174H187ZM193 173H194V172H193ZM227 173H228V172H227ZM58 174H59V173H58ZM63 174H64V173H63ZM106 174H107V173H106ZM114 174H115V173L113 172L112 175L114 176ZM122 174H123V173H121V175H122ZM134 174H133V178H135L134 176L136 175V174H135V175H134ZM139 174H141V172H140ZM159 174H160V173H159ZM163 174H164V173H163ZM165 174H166V173H165ZM173 174H174V173H173ZM175 174H176V173H175ZM199 174H200V173H199ZM203 174H204V173H202V175H203ZM242 174H243V173H242ZM65 175H66V174H65ZM67 175L70 177V183L68 182V184H69V186H68V189H69V192H68V193H69V195L67 194V196H69V199L66 201V205H70V204H71L70 201L72 200V199H70V198L73 197V195H72V190H73V189H72V184H71V183H73V182H72V181H73V177L71 178L69 172L67 173ZM74 175H75V174H74ZM84 175H85V174H84ZM108 175H110V174H107V176H108ZM123 175H124V174H123ZM137 175H138V174H137ZM137 175H136V176H137ZM147 175H148V174H147ZM147 175H145V176L149 178L150 175H149V176H147ZM161 175H162V174H161ZM187 175L190 176L189 173H188ZM194 175H193V176H194ZM213 175H214V173H213ZM228 175H230V174H228ZM95 176H94V178H93L94 180H95ZM101 176H100V177H101ZM107 176L105 175V177H107ZM140 176H141V175H140ZM145 176H144V177H145ZM151 176H150V179H151V178L153 179L154 176H153V177H151ZM156 176H157V174H156ZM156 176H155V177H156ZM162 176H163V175H162ZM166 176H167V175H166ZM170 176H171V175H170ZM180 176H181V175H180ZM183 176H185V175L183 174ZM65 177H66V176H65ZM65 177H64V178H65ZM80 177H81V176H80ZM108 177L110 178V176H108ZM108 177H107V178H108ZM114 177H117V176H114ZM121 177H122V176H121ZM124 177H126V176H124ZM138 177H139V176H138ZM141 177H142V176H141ZM144 177H143V178H144ZM155 177H154V178H155ZM164 177H165V176H164ZM225 177H226V176H225ZM246 177H247V175H246ZM81 178H82V177H81ZM86 178H87V177H85V179H86ZM88 178H89V176H88ZM88 178H87V179H88ZM107 178H106V179H107ZM109 178H108V180H109ZM160 178L163 179L161 176H160ZM160 178H159V179H160ZM167 178H168V177H167ZM173 178H174V177H173ZM182 178H183V177H182ZM185 178H186V177H185ZM187 178L189 179L190 177H187ZM187 178H186V179H187ZM191 178H192V174H191ZM205 178H206V177H205ZM207 178H208V177H207ZM241 178H242V177H241ZM249 178H250V177H249ZM82 179H83V178H82ZM93 179H92V180H93ZM111 179H112V178H110V181H106L105 178L101 177V179L98 180V181L101 182V183H100L101 185H103V186H107V187H108V184H107V183L109 182L110 186L113 187V191H112L111 193L108 192V191H106V189H103V195H104V196H107V197L115 196V197H116V196H118L119 191H120L117 187H115V186L117 185V178H115V179L113 178V180H111ZM123 179H124V178H122V179H120V180L122 181ZM131 179H132V178H131ZM146 179H147V178H146ZM152 179H151L150 181H152ZM179 179L181 180L180 177H179ZM183 179H184V178H183ZM193 179H194V178H193ZM201 179H202V178H201ZM76 180H77V179H76ZM89 180H90V179H89ZM92 180H91V182H92ZM94 180H93V181H94ZM125 180H126V179H125ZM141 180H142V179H141ZM157 180H158V179H157ZM157 180H156V181H157ZM163 180H166V179L164 178ZM163 180H162V181H163ZM167 180H168V179H167ZM172 180H173V179H172ZM190 180H191V179H190ZM190 180H189V181H190ZM198 180H199V178H198ZM219 180H220L219 183H221V180H222V179H219ZM83 181H84V180H83ZM86 181H87V180H86ZM86 181H84V182L87 183ZM96 181H97V179H96L94 182H96ZM98 181H97V182H98ZM126 181H127V180H126ZM133 181H134V179H133ZM136 181L138 182V180H136ZM143 181H145V180H143ZM146 181H147V180H146ZM148 181H149V179H148ZM148 181H147V182H148ZM150 181H149V182H150ZM154 181H155V179H153V182H154ZM160 181H161V180H160ZM193 181H195V182L197 183V179H196V180H193ZM206 181H207V180H205V182H206ZM208 181H209V179H208ZM211 181H212V180H211ZM215 181H216V180H215ZM215 181H214V182H215ZM224 181H225V180H224ZM248 181H249V180H248ZM252 181H253V180H251L250 182H252ZM255 181H256V180H255ZM61 182H62V181H61ZM77 182H78V181H77ZM88 182H90V181H88ZM140 182H141V181H140ZM147 182H144V183L147 184ZM153 182H152V183H153ZM177 182H178V181H177ZM180 182H181V181H180ZM190 182H192V181H190ZM190 182H189V183H190ZM198 182H199V181H198ZM205 182H203V183H205ZM225 182H226V181H225ZM244 182H245V180H244ZM250 182H249V183H250ZM92 183H93V182H92ZM172 183H173V182H172ZM185 183H186V180H185ZM189 183H188V184H189ZM193 183H194V182H193ZM193 183H190L189 185H186V189H187L188 186H191ZM206 183H207V182H206ZM211 183H212V182H211ZM254 183H255V182H254ZM63 184H64V183H63ZM75 184H76V183H75ZM78 184H79V183H78ZM81 184H82V183L79 184L80 187H81ZM95 184H96V183H95ZM121 184H122V183H121ZM131 184H132V183H131ZM158 184L161 185L160 182H159ZM163 184H164V183H163ZM182 184H183V183H182ZM213 184H214V183H213ZM215 184H216V183H215ZM227 184H228V183H227ZM76 185H77V184H76ZM84 185H85V184H84ZM84 185H82V186H84ZM87 185H88V184H87ZM89 185H90V184H89ZM126 185H127V184H126ZM136 185H137V184H136ZM138 185H139V183H138ZM143 185H144V184H143ZM168 185H169V184H168ZM172 185H173V184H172ZM176 185H177V184H176ZM176 185H175V186H176ZM179 185H180V184H179ZM179 185H178V186H179ZM184 185H185V184H184ZM203 185H204V184H203ZM207 185H208V183H207ZM207 185H206V186H207ZM66 186H67V185H66ZM90 186H91V185H90ZM131 186H132V185H131ZM145 186H147V185H145ZM150 186L152 187V184H151ZM156 186H157V185H156ZM156 186H155V187H156ZM175 186H173V187H175ZM193 186H194V185H193ZM196 186H197V185H196ZM196 186H195V188H196ZM206 186H205V188H206ZM245 186H246V185H245ZM249 186L251 187L250 184H249ZM62 187H63V186H62ZM64 187H65V186H64ZM75 187H76V186H75ZM75 187H74V189H75ZM80 187H79V189H80ZM88 187H89V186H88ZM119 187H120V186H119ZM122 187H123V186H122ZM127 187H128V186H127ZM127 187H126V188H127ZM135 187H136V186H135ZM151 187H150V188H151ZM165 187H166V186H165ZM168 187H169V186H168ZM191 187H192V186H191ZM191 187H190V188H191ZM243 187H244V186H243ZM246 187H247V186H246ZM59 188H60V186H59ZM76 188H77V187H76ZM83 188L86 189L85 186H84ZM94 188H95V187H94ZM120 188H121V187H120ZM128 188H130V187H128ZM128 188H127V189H128ZM139 188H142V189H143L144 187H140V186H139ZM160 188H161V187H160ZM176 188H177V187H176ZM179 188H180V187H179ZM197 188H198V187H197ZM217 188H218V187H217ZM217 188L215 187V189H217ZM219 188H221V187H219ZM230 188H231V186H230ZM62 189H63V188H62ZM65 189H66V188H64L63 190H65ZM109 189H110V187H109ZM144 189H146V187H145ZM155 189H156V188H155ZM170 189H173V188H170ZM183 189H184V188H183ZM207 189H208V186H207ZM207 189H205V190H207ZM224 189H225V186H224ZM224 189H222V190H224ZM245 189H246V188H245ZM260 189L262 190V188H260ZM130 190H132V189L130 188ZM130 190L128 189V192H129ZM134 190H135V188H134ZM138 190H139V189H138ZM163 190H164V188H163ZM163 190H162V192H163ZM174 190H176V189H174ZM174 190H173V194L175 195V193H174L175 191H174ZM179 190L182 191L181 188H180ZM189 190L192 191L193 188H192V190H191V189H189ZM203 190H204V188H203ZM230 190H231V189H230ZM246 190H247V189H246ZM61 191H62V190H61ZM79 191L81 192V189H80ZM121 191H123V190H121ZM124 191H126V190H124ZM140 191H141V189H140ZM146 191H148V189H147ZM153 191H154V190H153ZM181 191H179V192H181ZM190 191H189V192H190ZM195 191H196V190H195ZM195 191H193V193L191 192V194L194 195V194H195ZM224 191H225V190H224ZM254 191H255V189H254ZM55 192H56V193H55ZM66 192H67V191H66ZM82 192L84 193V191H82ZM82 192H81V193H82ZM85 192L88 193L89 191H86V190H85ZM126 192H127V191H126ZM136 192H137V191H136ZM141 192H142V191H141ZM154 192H155V191H154ZM164 192H165V191H164ZM166 192H167V191H166ZM166 192H165V193H166ZM177 192H178V191H177ZM201 192H203V191L201 190ZM204 192H205V191H204ZM207 192H208V191H207ZM260 192H261V191H260ZM74 193H75V192H74ZM76 193H77V192H76ZM83 193H82V194H83ZM129 193H130V192H129ZM129 193H128V194H129ZM133 193H134V192H133ZM133 193H132V194H133ZM139 193H140V192H139ZM144 193H145V195H146V192H145V191H144ZM150 193H151V192H150ZM208 193H209V192H208ZM229 193H230V192H229ZM251 193H252V192H251ZM120 194H122V193L120 192ZM134 194H135V193H134ZM141 194H142V193H141ZM147 194H148V193H147ZM160 194H162V193H160ZM179 194H180V193H179ZM222 194H223V193L221 192V195H222ZM74 195H75V194H74ZM76 195H77V194H76ZM92 195H93V194H92ZM94 195H95V193H94ZM103 195H102V198H103ZM122 195H123V197L125 196L124 193H123ZM145 195H143V196H145ZM167 195H168V194H167ZM176 195H177V194H176ZM180 195H181V194H180ZM180 195H179V196H180ZM193 195H192V196H193ZM206 195H207V194H206ZM221 195H220V196H221ZM225 195H228V194H225ZM229 195H230V194H229ZM229 195H228V196H229ZM254 195H255V194H254ZM38 196H39V195H38ZM41 196H42V195H41ZM83 196H84V195H83ZM95 196H96V197L99 196V197L101 198V196H100V195H97V193H96ZM130 196H131V195H130ZM136 196H137V195H136ZM147 196H150V195H147ZM163 196H164V194H163ZM183 196H184V195H183ZM183 196H182V197H183ZM195 196H196V195H195ZM197 196H198V195H197ZM202 196H203V195H202ZM204 196H205V194H204ZM248 196H249V195H248ZM250 196H251V195H250ZM36 197H37V196H36ZM44 197H45V196H44ZM76 197H77V196H76ZM78 197H79V195H78ZM80 197H81V196H80ZM91 197H92V196H91ZM91 197H89V198H91ZM107 197H106V198H107ZM118 197H119V196H118ZM128 197H129V196H128ZM137 197L139 198L140 196H137ZM151 197L154 198V197H156V196H151ZM151 197H150V198H151ZM160 197H162V195H160ZM164 197H165V196H164ZM226 197H227V196H226ZM226 197H225V198H226ZM252 197H253V196H252ZM38 198H40V196H39ZM38 198H37V199H38ZM42 198H43V197H42ZM74 198H75V196H74ZM84 198H85V197H84ZM89 198H87V200H88ZM92 198H93V197H92ZM92 198H91V199H92ZM94 198H95V197H94ZM104 198H105V197H104ZM121 198H122V197H121ZM124 198H125V197H124ZM129 198H130V197H129ZM129 198H127L128 201L130 200ZM134 198H135V197H134ZM138 198H137V199H138ZM142 198H143V197H142ZM148 198H149V197H148ZM162 198H163V197H162ZM194 198H195V197H194ZM197 198H198V197H197ZM202 198H203V200H204V197H202ZM206 198H207V197H206ZM218 198H222V197H218ZM218 198H217V199H218ZM244 198H245V197H244ZM64 199H65V198H64ZM66 199H67V198H66ZM96 199H97V198H95V200H96ZM98 199H99V198H98ZM107 199H108V198H107ZM117 199H118V198H117ZM137 199H136V201H137ZM145 199H146V198H145ZM159 199H160V198H159ZM167 199H168V198H167ZM170 199H172V196L170 197ZM174 199H175V198L173 197V200H174ZM209 199H210V198H209ZM229 199H230V198H229ZM248 199H249V198H248ZM252 199H253V198H252ZM252 199H251V202H252ZM35 200H36V199H35ZM35 200H34V201H35ZM38 200H39V199H38ZM40 200H41V199H40ZM40 200H39V203H40ZM42 200H43V199H42ZM79 200H80V199H79ZM123 200H124V199H123ZM123 200H122V201H123ZM138 200H139V199H138ZM147 200L150 201L149 199H147ZM173 200H171V201H173ZM186 200H187V199H186ZM194 200H195V199H194ZM207 200H208V199H207ZM214 200H215V199H213V201H214ZM59 201H60V200H59ZM63 201H64V200H63ZM84 201H85V199H84ZM84 201L82 200V202H84ZM107 201H108V200H107ZM122 201H121V202H122ZM124 201H125V200H124ZM140 201H141V200H140ZM143 201H144V200H143ZM169 201H170V200H169ZM169 201H167V202L169 203ZM175 201H176V200H175ZM184 201H185V200H184ZM184 201H183V202H184ZM211 201H212V200H211ZM249 201H250V200H249ZM41 202H42V201H41ZM46 202H47V201H46ZM61 202H62V201H61ZM64 202H65V201H64ZM75 202H76V201H75ZM94 202H95V201H94ZM105 202H106V201H105ZM134 202H135V201H134ZM155 202H156V201H155ZM155 202H154V203L152 202V204H155ZM163 202L166 203L165 200H163ZM183 202H182V203H183ZM204 202H205V201H204ZM208 202H209V201H208ZM215 202H216V200H215ZM228 202H230V201H228ZM247 202H248V201H247ZM57 203H58V202H57ZM89 203H90V202H89ZM127 203H128V202H127ZM137 203H138V202H136V207H137ZM143 203H144V202H143ZM143 203H142V204H143ZM145 203H146V202H145ZM145 203H144V204H145ZM156 203H157V202H156ZM168 203H167V204H168ZM184 203H185V202H184ZM197 203H198V202H197ZM201 203H202V202H201ZM205 203H206V202H205ZM210 203L212 204V202H210ZM44 204H45V203H44ZM44 204H43V205H44ZM46 204H47V203H46ZM48 204H49V203H48ZM52 204H53V203H52ZM58 204H59V203H58ZM63 204H64V203H63ZM86 204H87V203H86ZM102 204H105V203H102ZM102 204H101V205H102ZM122 204H123V203H122ZM148 204H149V203H148ZM159 204H160V200H159ZM170 204H171V202H170ZM172 204H174V203L172 202ZM177 204H178V202H177ZM187 204H188V203H187ZM192 204H193V203H192ZM206 204H209V203H206ZM215 204H216V203H215ZM253 204H254V202H253ZM38 205H39V204H38ZM61 205H62V204H61ZM61 205L59 204V206H61ZM64 205H65V204H64ZM75 205H76V204H75ZM83 205H84V204H82V206H83ZM117 205H118V204H117ZM140 205H141V204H140ZM146 205H147V204H145V206H146ZM164 205H165V204H164ZM175 205H176V203H175ZM175 205H174V207H175ZM182 205H183V204H182ZM200 205H201V204H200ZM241 205H242V203H241ZM257 205H258V204H257ZM257 205L255 204L256 208H257ZM41 206H42V205H41ZM94 206H95V205H94ZM94 206H93V207H94ZM126 206H127V205H126ZM132 206H133V205H132ZM152 206H153V205H152ZM165 206H166V205H165ZM172 206H173V205H172ZM191 206H192V205H191ZM210 206H211V205H210ZM210 206L208 205L207 207H210ZM212 206H214V205L212 204ZM216 206H217V205H215L214 208H215ZM62 207H63V206H61V208H62ZM80 207H81V205L79 206V208H80ZM90 207H91V206H90ZM96 207H97V204H96ZM128 207H129V205H128ZM169 207H170V206H169ZM179 207H181V206H179ZM201 207H202V206H201ZM98 208H99V207H98ZM166 208H168V207H166ZM170 208H171V207H170ZM176 208H177V207H176ZM194 208H195V207H194ZM216 208H217V207H216ZM229 208H230V207H229ZM231 208H234V207H231ZM240 208L242 209L241 206H240ZM50 209H51V207H50ZM57 209H60V208H58V205H57V206H54V207L52 208L51 211L54 212V213H56ZM63 209H65V208L63 207ZM73 209H75V208H73ZM76 209H77V208H76ZM80 209H81V208H80ZM80 209H79V210H80ZM105 209H106V208H105ZM110 209H111V208H110ZM132 209H133V208H132ZM134 209H136V208L134 207ZM139 209H140V208H139ZM141 209H142V208H141ZM161 209H162V208H161ZM177 209H178V208H177ZM177 209H176V210H177ZM192 209H193V208H192ZM208 209H209V208H208ZM259 209H260V208H259ZM68 210H69V208H68ZM71 210H72V209H71ZM100 210H102V209L100 208ZM128 210H129V209H128ZM142 210H143V209H142ZM149 210H150V209H149ZM149 210H148V211H149ZM172 210H173V209H172ZM176 210H175V211H176ZM225 210H226V209H225ZM238 210H240V209H238ZM45 211H46V210H45ZM45 211H43L44 214L46 213ZM63 211H64V210H63ZM63 211H62V213H63ZM66 211H67V210H65L64 212L67 214ZM103 211H104V210H103ZM122 211H123V210H122ZM166 211H167V210H166ZM169 211H170V210H169ZM182 211H183V210H182ZM201 211H202V210H201ZM226 211H227V210H226ZM228 211H229V210H228ZM233 211H234V209H233ZM233 211L229 212V214L231 215ZM235 211H237V210L235 209ZM252 211H253V210H252ZM260 211H262V209H261ZM48 212H49V215H51V214H50V211H48ZM48 212H47V213H48ZM52 212H51V213H52ZM59 212H61V211H59ZM76 212H77V211H76ZM112 212H113V211H112ZM114 212H115V211H114ZM119 212H120V210H119ZM123 212H124V211H123ZM158 212H159V211H158ZM171 212H173V211H171ZM202 212H203V211H202ZM207 212H208V211H207ZM220 212H221V211H220ZM220 212H218V213H220ZM248 212H249V211H248ZM57 213H58V212H57ZM72 213H73V212H72ZM80 213H81V212H80ZM80 213H79V214H80ZM96 213L98 214V213H99V210H98V212L96 211ZM115 213H116V212H115ZM148 213H149V212H148ZM169 213H170V212H169ZM203 213H204V212H203ZM205 213H206V212H205ZM226 213H227V212H226ZM236 213H238V212H236ZM236 213H235V214H236ZM251 213H252V212H251ZM40 214H41V213H40ZM52 214H53V213H52ZM66 214H65V215H66ZM69 214H70V212H69ZM75 214H76V213H75ZM77 214H78V213H77ZM88 214H89V213H88ZM100 214H101V213H100ZM137 214H138V213H137ZM170 214H171V213H170ZM235 214H233V215H235ZM249 214H250V213H249ZM249 214H248L247 216H249ZM49 215H48V216H49ZM56 215H57V214H56ZM58 215H59V214H58ZM63 215H64V213H63ZM72 215H73V214H72ZM104 215H105V214H104ZM143 215H144V214H143ZM145 215H146V214H145ZM201 215H202V214H201ZM219 215H221V214H219ZM222 215H224V214H222ZM48 216H47V217H48ZM69 216H70V215H69ZM73 216H75V215H73ZM78 216H79V215H78ZM95 216H96V215H95ZM95 216H94V218H95ZM102 216H103V215H102ZM112 216H113V215H112ZM117 216H118V215H117ZM152 216H153V213H152ZM161 216H162V215H160V217H161ZM179 216H181V215H179ZM237 216H238V215H237ZM239 216H240V215H239ZM50 217H51V216H50ZM53 217H54V218H57V217H55V216H52V218H53ZM82 217H84V216H82ZM89 217H90V216H89ZM89 217H88V218H89ZM98 217H99V216H98ZM100 217H101V216H100ZM126 217H127V214H126ZM166 217H167V216H166ZM206 217H207V216H206ZM222 217H223V216H222ZM222 217H221V220H222ZM240 217H241V216H240ZM240 217L237 218V217L234 216L233 218H237L238 220L240 219L239 221H237V220H236V221L239 222L240 224H242V223L240 222V221L242 220ZM42 218H43V217H42ZM54 218H53V221H54ZM65 218H66V216H65ZM68 218H69V217H68ZM73 218H74V217H73ZM84 218H85V217H84ZM149 218H150V217H149ZM154 218H155V216H154ZM167 218H170V217H167ZM201 218H203V217H201ZM242 218H243V217H242ZM249 218H250V216H249ZM43 219H45V218H43ZM46 219H47V218H46ZM46 219H45V220H46ZM48 219H51V218H48ZM81 219H82V218H81ZM107 219H108V217H107ZM111 219H112V218H111ZM116 219H117V218H116ZM127 219H128V218H127ZM150 219H151V218H150ZM157 219H158V218H157ZM219 219H220V218H219ZM223 219H225V218H223ZM227 219H228V218H227ZM227 219H225V220H227ZM231 219H232V218H231ZM40 220H41V219H40ZM67 220H70V219H67ZM73 220H74V219H73ZM84 220H85V219H84ZM99 220L101 221V219H99ZM104 220L106 221L105 218H104ZM124 220H125V219H124ZM140 220H141V219H140ZM164 220H165V219H164ZM164 220H163V221H164ZM199 220H202V219L199 218ZM210 220H213V219H210ZM214 220H215V219H214ZM232 220H233V219H232ZM232 220H231V221H232ZM55 221H56V220H55ZM74 221H75V220H74ZM89 221L91 222V221H92V218H91L90 220L88 219V222H89ZM102 221H103V219H102ZM105 221H104V223H106ZM111 221H112V220H111ZM115 221H116V220H115ZM127 221H129V220H127ZM135 221H137V220H135ZM142 221H143V220H142ZM176 221H178V220H176ZM215 221H216V220H215ZM227 221H228V220H227ZM233 221H234V220H233ZM236 221H235V222H236ZM42 222H43V221H42ZM44 222H46V221H44ZM44 222H43V223H44ZM48 222H49V221H48ZM67 222H69V221H67ZM129 222H130V221H129ZM137 222H138V221H137ZM149 222H150V221H149ZM173 222H174V221H173ZM205 222H206V220H205ZM217 222H220V221H218V217H217ZM217 222H216V223H217ZM228 222H229V221H228ZM242 222H243V221H242ZM250 222H251V221H250ZM250 222H249V223H250ZM261 222H262V221H261ZM261 222H260V223H261ZM81 223H82V222H81ZM104 223H102V224H104ZM107 223H108V222H107ZM115 223H116V222H115ZM126 223H127V222H126ZM126 223H125V224H126ZM141 223H142V222H140V224H141ZM169 223H171V222L169 221ZM175 223H176V222H175ZM203 223H204V222H203ZM243 223H244V222H243ZM46 224H47V223H46ZM54 224H55V223H54ZM54 224H53V226H54ZM74 224H75V223H74ZM76 224H77V223H76ZM89 224H90V223H89ZM137 224H138V223H137ZM142 224H143V223H142ZM161 224H162V223H161ZM178 224H179V223H178ZM195 224H196V223H195ZM207 224H208V223H207ZM223 224H224V223H223ZM225 224H226V222H225ZM225 224H224V225H225ZM229 224H230V222H229ZM231 224H232V223H231ZM236 224H238V223H236ZM240 224H239V225H240ZM247 224H248V223H247ZM44 225H45V224H44ZM68 225H69V224H68ZM80 225H81V224H80ZM100 225H101V224H100ZM126 225H128V224H126ZM132 225H133V223H132ZM149 225H150V224H149ZM149 225H148V226H149ZM159 225H160V224H159ZM211 225H213V224H211ZM215 225H216V224H215ZM219 225H220V224L218 223V226H219ZM257 225H258V224H257ZM257 225L255 226V227H256V230H257ZM70 226H71V225H70ZM72 226H73V227H72ZM72 226H71V228H74L75 225L72 224ZM77 226H79V225H77ZM86 226H87V224H86ZM101 226H102V225H101ZM104 226H105V225H104ZM109 226H110V225H109ZM129 226H130V225H129ZM163 226H164V225H163ZM166 226H167V224H166ZM198 226H199V224L196 225V227H198ZM218 226H215V227H218ZM220 226L222 227V224H221ZM241 226H242V225H240V227H241ZM248 226H249V225H248ZM50 227H51V226H50ZM91 227H92V226H91ZM131 227H132V226H131ZM136 227H137V226H136ZM149 227H150V226H149ZM224 227H225V226H224ZM252 227H253V226L251 225V229H254V228H255V227H253V228H252ZM260 227H262V226L260 225ZM53 228H54V227H53ZM68 228H69V227H68ZM68 228H67V230H68ZM76 228H77V227H76ZM76 228H75V229H76ZM94 228H95V226H94ZM104 228H105V227H104ZM164 228H166V227H164ZM202 228H203V227H202ZM207 228H208V226H207ZM209 228H210V226H209ZM227 228H229V227H227ZM227 228H226V229H227ZM237 228H238V226L236 227V229H237ZM263 228H264V227H263ZM77 229H78V228H77ZM127 229H128V228H127ZM142 229H143V228H142ZM226 229H225V230H226ZM229 229H235V225H234V228H229ZM229 229L226 230V231H229V232H230ZM239 229H240V228H239ZM239 229H237V232H238V231L241 232V230H239ZM241 229H242V228H241ZM259 229L261 230V228H259ZM53 230H54V229H53ZM57 230H58V229H57ZM57 230H56V231H57ZM69 230H70V228H69ZM78 230H79V229H78ZM108 230H109V229H108ZM111 230H112V229H111ZM122 230H123V229H122ZM201 230H202V229H201ZM208 230H209V229H208ZM208 230L206 229L207 232H208ZM210 230H215V228H210ZM210 230H209V231H210ZM216 230H217V229H216ZM221 230H222V229H221ZM242 230H243V229H242ZM244 230H245V229H244ZM256 230H255V231H256ZM65 231H66V230H65ZM65 231H64V232H65ZM70 231L72 232V230H70ZM80 231H81V230H80ZM83 231H84V230H83ZM93 231H94V229H93ZM97 231H98V230H97ZM101 231H104V229H102ZM128 231H129V230H128ZM130 231H131V230H130ZM138 231H139V230H138ZM198 231H200V230H198ZM222 231H223V230H222ZM226 231H225V232H226ZM54 232H55V230H54ZM57 232H58V231H57ZM76 232H77V231H76ZM88 232H90V231H88ZM88 232H87V233H88ZM95 232H96V231H95ZM95 232L93 233L94 235H96ZM99 232H100V231H99ZM106 232H107V231H105V233H106ZM141 232H142V231H141ZM150 232H151V231H150ZM162 232H163V231H162ZM174 232H175V231H174ZM178 232H179V231H178ZM181 232H182V231H181ZM194 232H195V229H194ZM203 232H204V230L202 231V233H203ZM213 232H214V231H213ZM235 232H236V231H235ZM235 232H234V233H235ZM245 232H247V231L245 230ZM260 232H261V231H260ZM58 233H59V232H58ZM67 233H68V232H67ZM80 233H81V232H79V234H80ZM96 233H98V232H96ZM136 233H137V232H136ZM202 233H201V235H202ZM223 233H224V232H223ZM227 233H228V232H227ZM231 233H232V231H231ZM243 233H244V232H243ZM249 233H250V232H249ZM252 233H253V231H252ZM254 233H255V232H254ZM254 233H253V234H254ZM258 233H259V232H258ZM258 233L256 234L257 236H258ZM263 233H264V231H263ZM73 234H74V233H73ZM77 234H78V233H77ZM84 234H85V233H84ZM84 234H83V235H84ZM90 234H91V233H90ZM100 234H101V233H100ZM102 234H103V233H102ZM126 234H128V232H127ZM139 234H140V233H139ZM204 234H205V233H204ZM210 234H211V232H210ZM210 234H207V235H209V237L212 236V238H213V234H211V235H210ZM214 234H215V233H214ZM218 234H221V231H220V230L218 231ZM224 234H225V233H224ZM232 234H233V233H232ZM237 234H238V233H236V235H237ZM239 234H240V233H239ZM239 234H238V235H239ZM253 234H251V235H253ZM259 234H260V233H259ZM60 235H61V234H60ZM66 235H67V234H66ZM70 235L72 236V233H70ZM74 235H75V234H74ZM97 235H98V234H97ZM97 235H96V236H97ZM136 235L138 236V234H136ZM142 235H143V234H142ZM148 235H149V234H148ZM184 235H185V233H184ZM199 235H200V234H199ZM199 235H198V236H199ZM201 235H200V236H201ZM216 235H217V232H216ZM216 235H214V236H216ZM233 235L235 236V234H233ZM233 235L230 234V238L232 239V241H233L234 238H236V237L233 238V237H232ZM238 235H237V236H238ZM240 235L245 236V234H240ZM247 235H248V234H247ZM251 235H250V236H251ZM256 235H255V237H257ZM260 235H261V234H260ZM68 236H69V233H68ZM77 236H78V235H77ZM85 236L88 238V235L85 234ZM100 236H101V235H100ZM100 236H99V237H100ZM178 236H180V235L178 234ZM188 236H189V235H188ZM219 236H220V235H219ZM226 236H228V235L225 234V237H226ZM69 237H70V236H69ZM89 237H90V236H89ZM94 237H95V236H94ZM106 237H107V236H106ZM122 237H124V236L121 235V238H122ZM126 237H127V236H126ZM126 237H125V238H126ZM182 237H183V235H182ZM182 237H180V238H182ZM191 237H192V236H191ZM193 237H194V235H193ZM201 237H203V236H201ZM201 237H200V238H201ZM204 237H205V236H204ZM216 237H218V235H217ZM216 237H214L215 239L213 238L214 241H215L216 239L219 238V237H218V238H216ZM222 237H223V236H222V234H221V237H220L221 240H220V241H221V242H225V241H223V240H224V237H223V240H222ZM239 237H241V236H239ZM251 237H252V236H251ZM260 237H261V236H260ZM64 238H65V237H64ZM71 238H72V237H70V238H68V239H71ZM75 238H76V236H75ZM84 238H85V237H84ZM84 238H83V239H84ZM96 238H97V237H96ZM121 238H120V240H121ZM143 238H144V237H143ZM148 238H149V237H148ZM148 238H147V240H148ZM172 238H173V237H172ZM189 238H190V237H188V239H189ZM196 238H197V236H196ZM206 238H207V237H206ZM206 238H204V241H205ZM212 238H211V239H212ZM227 238H229V236H228ZM243 238H244V240H245L246 236L243 237ZM243 238H241V239L243 240ZM83 239H82V240H83ZM91 239H92V238H91ZM129 239H130V238L128 237V241H130ZM164 239H165V238H164ZM182 239H183V238H182ZM185 239H186V237H185ZM236 239H237V238H236ZM241 239H240V240H241ZM246 239H247V238H246ZM248 239H249V238H248ZM253 239H254V237H253ZM258 239H259V238H258ZM262 239H264V238H261V240H262ZM79 240H80V239H79ZM85 240H86V239H85ZM100 240H101V239H100ZM100 240H99V241H100ZM103 240H104V238H103ZM124 240H125V239H124ZM172 240H174V239H172ZM189 240H190V239H189ZM200 240H201V239H200ZM200 240L198 239V242H199V243H200ZM202 240H203V239H202ZM202 240H201V241H202ZM208 240L210 241L209 238H208ZM225 240H226V238H225ZM228 240L230 241V239H228ZM228 240H226V242H229ZM234 240H235V239H234ZM259 240H260V239H259ZM92 241L94 242V240H92ZM92 241L89 240V244H90V242H92ZM99 241H98V242H99ZM125 241H127V240H125ZM138 241H139V240H138ZM212 241H213V240H212ZM214 241H213V244H214ZM216 241H217V240H216ZM232 241H231V242H232ZM238 241H239V240H238ZM238 241H237V242H238ZM246 241H247V240H246ZM246 241H245V242H246ZM250 241H251V240H250ZM257 241H258V240H257ZM262 241H263V240H262ZM61 242H62V241H61ZM80 242H82V241H80ZM80 242H79V243H80ZM86 242H87V240H86ZM142 242H143V241H142ZM157 242H159V241H157ZM160 242H161V241H160ZM166 242H167V241H166ZM172 242H173V241H172ZM176 242H177V241H176ZM191 242H192V241H191ZM235 242H236V240H235ZM258 242H259V241H258ZM76 243H77V240H76ZM84 243H85V242H84ZM84 243H83V244H84ZM94 243H97V242H94ZM129 243H130V242H129ZM137 243H138V242H137ZM145 243H146V242H145ZM187 243H188V242H187ZM193 243H194V242H193ZM204 243H205V242H204ZM204 243L201 242V244H203V246H204ZM209 243H210V244H209ZM209 243H206L205 245H207V244L211 245V244H212L211 241H210ZM215 243H217V242H215ZM229 243H230V242H229ZM229 243H228V244H229ZM242 243H243V242H242ZM248 243H249V242H248ZM261 243H262V242H261ZM261 243L259 242V246H261ZM60 244H61V243H60ZM64 244H65V243H64ZM73 244H74V243H73ZM73 244H72V245H73ZM110 244H111V243H110ZM123 244H124V243H123ZM125 244H126V242H125ZM125 244H124V245H125ZM132 244L135 245V243H132ZM182 244H183V243H182ZM194 244H195V243H194ZM194 244H192V245H194ZM196 244H197V243H196ZM233 244H234V241H233ZM235 244H236V243H235ZM235 244L232 245V246L236 247L239 243H238L236 246H235ZM249 244H250V243H249ZM254 244H255V243H254ZM61 245H62V244H61ZM67 245H68V243H67ZM67 245L65 244V247H66ZM76 245H77V244H76ZM87 245H88V243H87ZM87 245H86V246H87ZM95 245H96V244H95ZM99 245H100V244H99ZM127 245H128V244H127ZM139 245H141V244H139ZM172 245H173V244H172ZM172 245H171V246H172ZM188 245H189V244H187V245H185V246L188 247ZM192 245H191V246H192ZM199 245H200V244H199ZM199 245L197 246V249H198V247H199V249L203 250L204 248H203V249L200 248L201 245H200V246H199ZM216 245H218V244H216ZM220 245H221V247H223V246H222V243H221ZM226 245H227V244H226ZM246 245H247V244H244V246H246ZM263 245H264V244H263ZM78 246H79V245H78ZM90 246H91V245H90ZM93 246H94V244H93ZM96 246H97V245H96ZM107 246H108V245H107ZM161 246H162V245H161ZM254 246H255V245H254ZM256 246H257V244H256ZM70 247H71V246H70ZM72 247H73V246H72ZM82 247H83V245H82V243H81V247H80V248H82ZM99 247H100V246H99ZM112 247H113V246H112ZM114 247H115V246H114ZM118 247H119V246H118ZM121 247H122V246H121ZM124 247H125V246H124ZM142 247H143V246H142ZM189 247H190V245H189ZM189 247H188V248H189ZM204 247H208V245H207V246H204ZM211 247H212V249H213V246H211ZM211 247H210V248H211ZM214 247H215V246H214ZM216 247H218V246H216ZM228 247H229V246H227V248H228ZM237 247H238V246H237ZM239 247H240V246H239ZM246 247H247V246H246ZM261 247H262V246H261ZM101 248H103V247H101ZM126 248H127V247H125V249H126ZM167 248H168V246H167ZM167 248H166V249H167ZM178 248H179V247H178ZM192 248H193V247H192ZM192 248H190V250H191ZM195 248H196V247H195ZM241 248H242V247H241ZM247 248H248V247H247ZM254 248H255V247H254ZM259 248H260V247H259ZM259 248H258V249H259ZM64 249H66V248H64ZM86 249H87V247H86ZM110 249H111V248H110ZM115 249H116V247H115ZM119 249H120V248H119ZM132 249H133V246H132ZM140 249H141V248H140ZM142 249H143V248H142ZM142 249H141V250H142ZM163 249H164V248H163ZM168 249H169V248H168ZM176 249H177V248H176ZM184 249H185V247H184ZM235 249H236V248H235ZM82 250H85V249L82 248L81 251H82ZM87 250H88V249H87ZM87 250H86V251H87ZM99 250H100V249H98V251H99ZM112 250H113V249H112ZM123 250H124V248H123ZM126 250H127V249H126ZM128 250H129V249H128ZM128 250H127V251H128ZM143 250H144V249H143ZM156 250H157V249H156ZM190 250H189V251H190ZM210 250H211V249H210ZM215 250H217V252H218V251L220 250V248H219V250H218L217 248H216V249L214 248V251H208L209 253H207L206 255L210 254V252H212V253L214 252V253H215ZM225 250H226V249H225ZM227 250H228V249H227ZM231 250H232V248H231ZM231 250H229V251H231ZM247 250H249V249H247ZM251 250H252V249H251ZM253 250H254V249H253ZM253 250H252V252H253ZM73 251H74V250H73ZM73 251H72V252H73ZM78 251H79V250H78ZM81 251H79V252H81ZM89 251H90V249H89ZM89 251H88V252H89ZM91 251H92V250H91ZM100 251L102 252V250H100ZM103 251H104V250H103ZM114 251H115V250H114ZM145 251H146V250H145ZM145 251H144V252H145ZM171 251H172V250H171ZM186 251H187V250H186ZM192 251H193V250H192ZM203 251H205V250H203ZM206 251H207V250H206ZM206 251H205V253H206ZM220 251H221V250H220ZM236 251H237V249H236ZM260 251H261V250H260ZM93 252H94V251H93ZM130 252H131V251H130ZM138 252H139V251H138ZM144 252H143V253H144ZM156 252H157V251H156ZM173 252H174V251H173ZM178 252H179V251H178ZM197 252H198V251H197ZM197 252L194 251V254L197 253ZM200 252H201V251H200ZM217 252H216V253H217ZM226 252H227V256H222L223 259L225 260V257H228V259H230V264H235V263H236V262H235L236 255H235L234 253L231 254V253L228 252V251H226ZM234 252H235V251H234ZM238 252H239V249H238ZM238 252H237V254H238ZM243 252H244V250H243ZM243 252H242V253H243ZM73 253H74V252H73ZM91 253H92V252H91ZM112 253H113V252H112ZM118 253H119V252H118ZM148 253H149V252H148ZM167 253H168V252H167ZM190 253H191V252H190ZM198 253H199V252H198ZM198 253L195 254V259H200V258H198L199 256H197ZM223 253H225V251H223ZM247 253H248V252H247ZM249 253H251V252H249ZM249 253H248V254H249ZM259 253H260V252H259ZM75 254H79V253H76V252H75ZM85 254H86V253H85ZM87 254H88V253H87ZM115 254H117V252H115ZM119 254H121V253H119ZM119 254H118V255H119ZM122 254H124V253L122 252ZM145 254H146V253H145ZM145 254H144V256H145ZM150 254H151V253H150ZM183 254H184V253H183ZM185 254H186V252H185ZM191 254H193V252H192ZM200 254H201V253H200ZM200 254H199V255H200ZM202 254H203V252H202ZM221 254H222V253H221ZM253 254H255V252H254ZM79 255H80V254H79ZM81 255H82V253H81ZM91 255H92V254H91ZM124 255H125V254H124ZM131 255H132V254H131ZM141 255H142V254H141ZM179 255H180V254H179ZM203 255H204V254H203ZM203 255H202V256H203ZM206 255H205V256H206ZM213 255L215 256L216 254H211L210 256H213ZM217 255H219V254H217ZM246 255H247V254H246ZM250 255H251V254H249V256H250ZM263 255H264V254H263ZM85 256H87V255H85ZM85 256H83V257H85ZM120 256H122V255H120ZM125 256H127V255H125ZM135 256H136V255H135ZM139 256H140V254H139ZM142 256H143V255H142ZM148 256H149V255H148ZM177 256H178V255H177ZM184 256H185V255H184ZM196 256H197V257H196ZM200 256H201V255H200ZM210 256H209V257H210ZM237 256H238V255H237ZM242 256H245V255H242ZM247 256H248V255H247ZM249 256H248V258H249ZM254 256H255V255H254ZM259 256H260V255H259ZM78 257H79V256H78ZM115 257L117 258L118 256H115ZM129 257H130V256H129ZM151 257H152V256H151ZM166 257H167V256H166ZM186 257H187L186 259H189L188 257H190V255H189V256H186ZM191 257H193V255H192ZM191 257H190V258H191ZM206 257H207V256H206ZM206 257H204V258H206ZM209 257H208V258H209ZM222 257H221V258H222ZM252 257H253V255H252ZM100 258H101V257H100ZM116 258H115V259H116ZM175 258H176V257H175ZM184 258H185V257H184ZM240 258H241V257H240ZM253 258H254V257H253ZM263 258H264V257H263ZM101 259H102V258H101ZM101 259H100V260H101ZM105 259H106V258H105ZM105 259H104V260H105ZM125 259H126V258H125ZM125 259H124V260H125ZM142 259H144V258H141L140 261H142ZM186 259H185V262H186ZM223 259H221V262H220V263L218 262V264H223V262H222V261H224ZM241 259H242V258H241ZM243 259H244V261H246V260H245L246 258H243ZM243 259H242V261H243ZM250 259H251V256H250ZM255 259H256V258H255ZM259 259H260V258H259ZM93 260H94V259H93ZM112 260H113V259H112ZM112 260H111L110 262H112ZM124 260L122 259V263H121V264H124V263H123ZM129 260H130V259H129ZM152 260H153V258H152ZM190 260H191V259H190ZM202 260H203V259H201V261L198 260L199 262H201L200 264H202V263L204 262V261L202 262ZM212 260H213V259H212ZM212 260H211V258H209L210 263L213 262ZM218 260H219V258H217V256H216V260H215V258H214V262H213L212 264L216 263L215 261H218ZM247 260H248V259H247ZM251 260H252V259H251ZM260 260H261V259H260ZM79 261H80V262H79ZM96 261H97V260H96ZM116 261H117V260H116ZM116 261H115V262H116ZM134 261H135V260H134ZM140 261H139V262H140ZM161 261H162V260H161ZM174 261H175V260H174ZM183 261H184V260H183ZM191 261H192V260H191ZM191 261H190V262H191ZM195 261H196V260H193V262H195ZM205 261H207V263L209 262L207 259H205ZM248 261H250V260H248ZM254 261H255V260H254ZM120 262H121V260H120ZM125 262H126V261H125ZM127 262H128V261H127ZM142 262H143V261H142ZM153 262H154V261H153ZM153 262H152V263H153ZM190 262H189V264H191ZM196 262H197V261H196ZM239 262H240V260H239ZM239 262H237V263H239ZM246 262H247V261H246ZM246 262H245V263H246ZM251 262L253 263V261H251ZM256 262H257V261H256ZM93 263H94V262H93ZM104 263H105V262H104ZM104 263H103V264H104ZM107 263H108V262H107ZM128 263H129V262H128ZM133 263H135V262H133ZM140 263H141V262H140ZM145 263H146V262H145ZM197 263H198V262H197ZM225 263H227V262L224 261V264H225ZM228 263H229V261H228ZM242 263H243V262H242ZM249 263H250V262H249ZM249 263H248V264H249ZM263 263H264V261H263ZM114 264H115V263H114ZM118 264H119V263H118ZM137 264H138V263H137ZM150 264H151V263H150ZM153 264H154V263H153ZM186 264H187V263H186ZM193 264H194V263H193ZM195 264H196V263H195ZM203 264H204V263H203ZM208 264H209V263H208ZM239 264H240V263H239ZM243 264H244V263H243ZM253 264H254V263H253Z\"/></svg>",
	"mask_w": 264,
	"mask_h": 264
}]
</instances>
